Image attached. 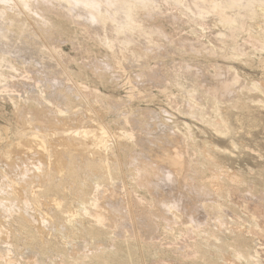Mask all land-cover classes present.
<instances>
[{"label": "bare ground", "instance_id": "bare-ground-1", "mask_svg": "<svg viewBox=\"0 0 264 264\" xmlns=\"http://www.w3.org/2000/svg\"><path fill=\"white\" fill-rule=\"evenodd\" d=\"M162 1V0H161ZM56 3L55 5H59V6H57L59 9H60V6L62 7L61 9H64V12H61V10H59L58 8V11L63 15V13H65V14H67L68 16H62V17H70L71 16V18H74V20L73 21H78L79 22V20L78 19H84V21H88V23H90L91 24V26L93 27V28H95V27H97V25L98 26H100V27H98V29L99 28H103L102 30L104 31V29H107L108 27H107V25H111V27L113 28L112 29V32H115V33H113L114 34V36H113V34L111 35L110 34V36H113V37H117V36H115V35H118V36H120V38L122 37H130L131 35H136L137 34V36H142V34L140 33V32H142L143 33V35L145 36V37H150V38H154V35H153V37H152V34L154 33L155 34V32L157 33L158 31V29H155L154 31L155 32H153V27H154V24L152 25V27L151 26H149V28L151 27L152 29V31L151 32H153V33H150V31H149V28L147 27L148 25L147 24H149L148 23V21H150V19H148V18H151V19H153L151 16H150V13L151 14H154V12L157 10L156 8L159 6V5H162V8H164L165 9V4H167V3H169V4H174V6H177L178 8H180L187 16H189V18L191 17V16H193V19L194 20H199V21H197V22H204L205 23V21H200V19H205V17L207 18V16L208 15H212V14H214V16L216 17V16H218L219 17V19H220V23L223 25V27H225L227 30H228V32L230 33V35H225V34H229V33H225V31H227V30H225V29H223L222 28V31L223 30H225L223 33L224 34H222L221 33V29L219 30L220 31V33L221 34H219V36H220V38L222 39H220V41H219V44L220 45H222L220 42H222L223 43V40L224 39H236L235 37V34L236 33H238V32H241V34L243 33H245V32H243L244 30L246 31V29H248L249 27V21L250 20H252L253 21V19H256V18H260V20H262V18L264 19V0H163V2H161V4H159L158 6H157V2H158V0H0V85H4L3 87H5V86H7L6 84H7V82H8V80L9 79H7L8 78V76L10 77V74H12V71H15V70H17V68H15V67H13L14 65L13 64H17L16 62L17 61H15V60H17V59H15L13 62H12V65H10L11 63L9 62L10 61V59H9V61H8V56H11V55H13V54H18L19 55V58H20V56L23 58V60H29L28 62H30L31 63V61H32V59H30L29 57H30V54H32V55H34L32 52L30 53V51L32 50L31 48H29V45H25L26 43L24 42V40H23V43H25V44H23L22 43V41H21V43H22V46L23 45H25V47L26 48H23L22 47V49H20L19 48V46H21L19 43H17L19 46H17V45H15L16 43H14V47H18L17 49L15 48L14 49V47H12V45H11V41L12 40H10V38H9V35L12 33V31H14V29H18V31H19V29H21V30H23V32H24V29H25V31H26V29H28L29 27H24V29H23V24L20 26H18V23L20 24V22H22V21H19V17L20 16H25L26 15V18H27V20H29L30 22H31V20H32V18L35 16V18H36V15H32V13L34 12H32V13H30L31 12V10L33 9V3H36V4H39L40 5V3H42L43 5H45V7H47L46 5H49V4H53L54 5V3ZM164 2H166L165 4H164ZM164 4V6H163V4ZM42 5V6H43ZM53 5H51V6H53ZM55 5H54V7H55ZM168 5V4H167ZM36 7H39L38 5H35ZM41 6V7H42ZM169 6V5H168ZM170 6H172V7H174L173 5H170ZM36 7H34V8H36ZM172 7H166L167 9H171ZM49 10H50V6L49 7H47ZM46 8V9H47ZM56 8V7H55ZM162 8H160V10L159 11H163L164 12V10L162 9ZM176 8V7H175ZM37 10H38V8H36ZM42 10H43V8H41ZM48 9H47V11H48ZM54 9V8H53ZM167 9H165V11L167 10ZM173 10H175L174 8H172ZM171 9V10H172ZM172 10V11H173ZM44 11V10H43ZM42 11V12H43ZM46 11V10H45ZM44 11V12H45ZM46 11V12H47ZM52 11V10H51ZM177 11H180V10H177ZM182 11H181V13H182ZM42 12H40V13H42ZM45 12V13H46ZM50 12V11H49ZM52 12H55V9H54V11H52ZM51 12V13H52ZM143 13V15L145 14V13H148L149 14V17L148 18H143L144 16L143 15H141L142 16V18L144 19H142L143 20V23L142 24H144L145 22V19L147 20L148 19V21H146V27L148 28V32H146V30H147V28L144 26H142L141 25V23L139 24V21H137V17H138V15L139 14H141V13ZM156 12H158V11H156ZM174 12H176V11H174ZM173 12V13H174ZM48 13V12H47ZM50 13V14H51ZM56 13V12H55ZM55 13H54V15H55ZM159 13H162V12H159ZM169 13H171V12H168V10L165 12V14H168L169 15ZM172 13V14H173ZM178 13V12H177ZM177 13H174L173 15H177ZM180 13V12H179ZM30 14V15H29ZM44 14V13H43ZM40 15L39 16V18L41 19V22L43 21V23L44 22H46V23H50V22H47V18L50 16V14H48L49 16H47V18H46V16H44V15ZM58 14V13H57ZM56 14V15H57ZM60 14V15H61ZM148 14H147V16H148ZM158 14V13H157ZM162 14H164V13H162ZM162 14H160V15H162ZM164 14V15H165ZM183 14V13H182ZM181 14V15H182ZM31 15L33 16V17H31ZM53 15V17H55ZM59 15V14H58ZM59 15V17H61ZM156 15V14H155ZM163 15V16H164ZM167 15V16H168ZM171 15V14H170ZM180 15V14H179ZM179 15H178V17H179ZM180 15V17H182ZM29 17V19H28V17ZM140 16V15H139ZM146 15H145V17H147ZM153 16V15H152ZM157 16V15H156ZM162 16V18H164ZM166 16V15H165ZM166 16V18H168ZM175 16H173L172 18H174ZM169 17H171V16H169ZM183 17H184V15H183ZM182 17V19H185L186 17H184L183 18ZM209 17V16H208ZM30 18H31V20H30ZM50 18H52V16H50ZM57 18H58V16H57ZM57 18H55V19H57ZM65 18H64V20H65ZM77 18V19H76ZM141 18V17H140ZM156 18V19H155ZM154 18V20L156 21L157 20V17H155ZM159 18H161V17H159L158 16V19ZM161 18V19H162ZM166 18H164V19H166ZM188 18V19H189ZM210 18H212L211 16H210ZM58 19H60V18H58ZM69 18H67V20H68ZM76 19V20H75ZM161 19H159V20H161ZM170 19V18H169ZM174 19H176V21H177V18L175 17ZM188 19L186 20V21H188ZM208 19V18H207ZM213 19V18H212ZM215 19V18H214ZM217 19V18H216ZM215 19V20H216ZM21 20H23V19H21ZM33 20H34V18H33ZM36 20H39V19H36ZM36 20H34V21H32V23L34 24L35 23V21ZM52 20V19H51ZM71 20V19H70ZM141 20V21H142ZM158 20V21H159ZM163 20V19H162ZM168 20V19H167ZM185 20L184 21H182V24H183V22H185ZM192 20V19H191ZM211 20V19H210ZM214 20V21H215ZM260 20H259V22H260ZM24 21V20H23ZM29 21H27V22H29ZM69 21V20H68ZM68 21H66V22H68ZM81 21V20H80ZM155 21H153L154 23H155ZM157 21V22H158ZM164 21L165 20H163V23H164ZM169 21H172V20H169ZM168 21V22H169ZM196 21L195 22H193V20H192V22L193 23H196ZM212 21V20H211ZM211 21H210V23H211ZM263 22H264V20H262ZM78 22H76V23H78ZM157 22H156V24H157ZM168 22L166 21V23L168 24ZM172 22H175L174 20L172 21ZM188 22H190V20L188 21ZM187 22V23H188ZM191 22V23H192ZM213 22V21H212ZM256 21H253V23H255ZM31 23V24H32ZM40 23V22H39ZM38 22H37V24L36 25H38L39 24ZM46 23H44V24H46ZM80 24H79V26L80 25H84V23H83V21H82V23L81 22H79ZM88 23H85V25L87 26V24ZM152 23V22H151ZM177 24H178V22H176ZM191 23H189V25H187L186 24V26H189L188 28L190 29V24ZM192 23V24H193ZM200 23V24H201ZM206 23H208V20L206 21ZM215 22H213V24H214ZM30 24V25H31ZM32 24V25H33ZM34 24V25H35ZM42 24V23H41ZM57 24V26L58 25H60V23H59V21L56 23ZM73 25H75L74 23H72ZM89 24V25H90ZM94 24H96L95 25V27L93 26ZM177 24H175V25H177ZM180 24V23H179ZM191 24V25H192ZM209 24V23H208ZM248 24V25H247ZM251 25H252V23H250ZM261 25L263 24V23H260ZM40 25V24H39ZM47 26H48V24H46ZM51 25V24H50ZM49 25V26H50ZM158 25V24H157ZM169 25V27L171 26V24L169 23L168 24ZM172 25H174V24H172ZM181 25V24H180ZM184 25V24H183ZM203 25V24H202ZM205 25V24H204ZM210 25V24H209ZM208 25V26H209ZM215 25V24H214ZM214 25H212L211 24V28H212V26L214 27ZM261 25H258L259 26V30L257 31V32H255V34L257 33V34H259L260 35V26ZM27 26H29V25H27ZM44 26V25H43ZM54 26V25H53ZM57 26H56V28H57ZM72 26V25H71ZM142 26V27H141ZM158 26H160V25H158ZM158 26H157V28H158ZM167 26V25H166ZM165 26V27H166ZM197 26V25H196ZM195 26V27H196ZM201 26V25H200ZM218 26V25H217ZM217 26H216V29H217ZM262 26H264V24L262 25ZM21 27V28H20ZM32 26H30V28H31ZM41 27V26H40ZM51 27V26H50ZM49 27V28H50ZM66 27V26H65ZM75 27V26H74ZM78 27V26H77ZM82 29H83V27L82 26H80ZM105 27H107V28H105ZM177 27V26H176ZM176 27H172V28H176ZM192 28H194V26L192 25L191 26ZM199 27V26H198ZM203 28H205V27H207V25L204 27V26H202ZM30 28L27 30V33H29L30 31ZM32 28H34V27H32ZM42 28H44V27H42ZM54 28V27H53ZM56 28H54V29H56ZM89 28V27H88ZM143 28H146L145 30L143 29ZM197 28V27H196ZM195 28V29H196ZM200 28V27H199ZM203 28H201V29H203ZM210 28V29H211ZM262 28H264V27H262ZM39 31L41 30V29H39V27L37 28ZM46 29V28H45ZM53 29V30H54ZM71 30H72V28H70ZM74 29V28H73ZM77 29V28H76ZM92 29V28H91ZM91 29L89 28V34H91L90 33V31H91ZM98 29L97 30H95V29H93L92 31H94L95 30V32H97L98 31ZM144 31H143V30ZM183 28L181 27V29H177V32H180V30H182ZM188 29V30H189ZM198 29V28H197ZM205 29H207V28H205ZM209 29V28H208ZM215 29V30H216ZM218 29H219V27H218ZM250 29H251V26H250ZM258 29V28H257ZM21 30L19 31V33H21ZM35 32H36V29L34 28L33 29ZM49 30V29H48ZM84 30H85V26H84ZM108 30H111V28L109 29L108 28ZM108 30H106V31H104V32H102L103 34L106 32V34L108 33ZM159 30H161V29H159ZM165 30H166V28H165ZM169 30V29H168ZM191 30V29H190ZM214 30V29H213ZM212 29H211V31H213ZM214 30V31H215ZM38 31V32H39ZM43 31H45V30H43ZM43 31H42V33L41 34H48L49 32L51 33V31L52 30H50L48 33H43ZM86 31H87V28H86ZM85 31V32H86ZM170 31V30H169ZM192 31H193V29L191 30V32H189V35L192 33ZM201 31V30H200ZM205 31V30H204ZM211 31H209V32H211ZM218 31V30H217ZM217 31H215V32H217ZM248 31V30H247ZM250 31V30H249ZM263 32H262V34H263V37H264V30H262ZM22 32V33H23ZM38 32H37V34L36 33H33V36L34 35H36L37 36V41H38V37L40 36L39 34H38ZM46 32H47V30H46ZM54 32V31H53ZM70 32H72V31H70ZM74 32H75V30H74ZM85 32H84V34H85ZM94 32V33H95ZM111 32V33H112ZM161 32V31H160ZM159 32V33H160ZM162 32H163V30H162ZM174 32H176L175 31V29H174ZM182 32V35H184V38L186 37L185 36V34H183V31H181ZM185 32V31H184ZM186 32H187V30H186ZM198 32L199 31H197L196 32V34H198ZM205 32H207V31H205ZM204 32V33H205ZM215 32H213V34L212 35H214L215 34ZM254 32V31H253ZM259 32V33H258ZM31 33V32H30ZM94 33H92V34H94ZM97 33H99L100 34V31L99 32H97ZM140 33V35H138ZM165 33V32H164ZM164 33H162V35H164ZM173 33V32H172ZM194 33H195V31H194ZM202 33H203V30H202ZM212 33V32H211ZM249 32H246V35H249L248 34ZM13 34V33H12ZM54 34V33H53ZM59 34H61V33H59ZM58 34V35H59ZM92 34H91V36L90 35H88L87 37H88V39H89V37H91L92 38ZM99 34H97L96 35V33L94 34L95 36H99V37H102L103 36V34L100 36ZM106 34L104 35V37H105V39H106ZM109 34V33H108ZM107 34V35H108ZM158 34V33H157ZM157 34H155L156 35V37H157ZM176 34V33H175ZM200 34V33H199ZM199 34H198V37L197 36H195L193 33H192V35L193 36H195V37H192V38H196V40L202 35H200L199 36ZM250 34H252V33H250ZM256 34V35H257ZM14 35V34H13ZM12 35V36H13ZM23 35H25V34H23ZM30 35V34H29ZM29 35L27 34V38L29 37ZM32 35V34H31ZM39 35V36H38ZM45 35V36H46ZM52 35V34H51ZM57 35V36H58ZM122 35V36H121ZM166 35H167V33H166ZM169 35V34H168ZM172 35H174V34H172ZM178 34H176V37H178L177 36ZM188 35V36H189ZM236 35H238V34H236ZM11 36V35H10ZM54 36V35H53ZM56 36V37H57ZM175 36V35H174ZM179 36H180V33H179ZM205 36V35H204ZM206 36H207V34H206ZM215 37H216V34L214 35ZM239 36H241V35H239ZM262 36V35H261ZM16 37V36H15ZM35 37V36H34ZM42 37V36H41ZM40 37V38H41ZM48 36H46L45 38L46 39H48L47 38ZM59 38H60V35L58 36ZM96 37V38H97ZM127 37L126 38H123L122 40H120V42H118V44L115 42V41H113V40H105V41H103L108 47H106V48H113L114 47V45L116 44V45H118L117 46V48H119V49H121L120 48V46L121 45H123V46H121L122 47V49L124 48V46H125V48H127L128 46H131L132 44V37H135V36H132V37H130V38H128V39H130V40H127ZM143 37V36H142ZM158 37H159V35H158ZM160 37H163V36H161V34H160ZM159 37V38H160ZM209 37V36H208ZM212 37V36H211ZM242 37H243V35H242ZM251 37V38H250ZM250 37H249V39L252 41V40H254V42H258V41H260L259 42V51H264V38H262V37H260V36H254V38L256 37L257 38V40H256V38L255 39H252V36L250 35ZM17 38V37H16ZM15 38V39H16ZM20 38H21V36H20ZM33 38V37H32ZM36 38V37H35ZM55 38V37H54ZM53 38V40H55L56 41V39H54ZM58 38V39H59ZM67 38V37H66ZM103 38V37H102ZM101 38V39H102ZM119 38V39H120ZM136 39L138 38V37H135ZM164 40H165V35H164ZM169 38H171V37H169ZM168 38V39H169ZM173 38H175V37H173ZM183 38V37H182ZM181 38V39H182ZM241 38V37H240ZM11 39H13V38H11ZM18 40V42H19V37L17 38ZM30 39V38H29ZM34 39V38H33ZM42 39V38H41ZM50 41H52V37H50ZM94 39V38H93ZM100 39V40H101ZM104 39V38H103ZM108 39H109V37H108ZM111 39V38H110ZM118 39V40H119ZM134 39V38H133ZM139 39V38H138ZM138 39H137V41H138ZM141 40H143V39H146L147 40V38H140ZM158 39V38H157ZM167 39V40H168ZM177 38H175V40H176ZM180 39V40H181ZM187 40L189 39L188 37L186 38ZM203 39H204V37H203ZM206 39V38H205ZM207 39H210V38H207ZM216 39V40H215ZM217 39H219L218 37H216V38H214V40L215 41H217ZM227 39H226V41H227ZM243 39V38H242ZM21 40V39H20ZM26 40H28V39H26ZM35 40V39H34ZM49 40V39H48ZM69 40V39H68ZM91 40V39H90ZM95 40V39H94ZM99 40V39H98ZM99 40V41H100ZM117 40V41H118ZM132 40V41H131ZM151 40V39H150ZM154 40V39H153ZM155 40H156V38H155ZM172 40V39H171ZM179 40V38H178V40H177V43L176 44H179L178 46H179V48L181 47V45L182 46H184L185 45V43H184V45L182 44V42ZM193 41H192V43L194 42V41H196V40H194V39H192ZM200 40V39H199ZM201 40H202V38H201ZM214 40L212 41V39H210V41H211V43L212 42H214ZM231 40V41H232ZM238 40V39H237ZM248 40V39H247ZM246 40V41H247ZM256 40V41H255ZM41 41V40H40ZM43 41V40H42ZM60 41H62V40H60ZM60 41H58L59 43H60ZM63 41H64V39H63ZM98 41V42H99ZM129 41H131V43L129 42ZM134 41H136V40H134ZM134 41H133V43H134ZM136 41V42H137ZM152 41V40H151ZM178 41H180L181 42V44L180 43H178ZM189 41H191V39L189 40ZM189 41H187L188 42V44H190L191 45V42H189ZM209 41V40H208ZM209 41V42H210ZM231 41H230V43H231ZM245 41V42H246ZM15 42V41H14ZM27 43H28V41H26ZM32 42V41H31ZM39 42V41H38ZM89 42V41H88ZM93 42V41H92ZM114 42H115V44H114ZM139 42V41H138ZM137 42V43H138ZM140 42H144V40L143 41H140ZM147 42H149L150 43V41H149V39L147 40ZM155 42V41H154ZM156 42H158V41H156ZM159 42H160V40H159ZM165 42H166V40H165ZM170 42H172V41H170ZM170 42H169V44H170ZM202 42V41H201ZM200 42V43H201ZM208 42V43H209ZM218 42V41H217ZM217 42H215V43H217ZM234 42L235 43H238V42H236L235 40H234ZM234 42H232L233 43V45H232V47H231V50H229L230 51V53L231 54H229L230 56H228V58L230 57V58H235V59H239V61H241L240 59L241 58H243V56H246L247 55V53H245V50H240L242 47H241V45H243L242 43H241V45H237V46H239V47H237L236 46V44L234 43ZM242 42V41H241ZM244 42V43H245ZM256 42V43H257ZM12 43H13V41H12ZM43 43H45V42H43ZM48 43H49V41H48ZM48 43H47V40H46V46H41L40 45V47H42V49L43 50H45V51H49V49L47 48L48 46H53V44H55V43H53V42H50L49 43V45H48ZM53 43V44H52ZM72 44H73V42H71ZM76 43V42H75ZM80 43V42H79ZM91 43V42H90ZM101 43V42H100ZM129 43L131 44V45H129ZM147 44L146 45V47L148 46V45H150L151 43H153V42H151L150 44ZM161 43H164L163 41L162 42H160V45H161ZM167 43V42H166ZM166 43L165 44H163V45H165L166 47H168V45H166ZM172 43H174V42H172ZM171 43V44H172ZM224 43H225V40H224ZM248 43H250V42H246V44H248ZM253 43V42H252ZM35 43L33 42V44L32 45H34ZM71 44V45H72ZM81 44V43H80ZM88 44V43H87ZM87 44H85V46L86 47H88L87 46ZM102 44V43H101ZM104 44V45H105ZM119 44H120V46H119ZM138 44H140V43H138ZM138 44H136L137 46H140V45H138ZM144 44H146V43H144ZM156 44V43H155ZM175 44V43H174ZM188 44H187V46H188ZM194 44V43H193ZM195 44H199V41H198V43H196L195 42ZM194 44V45H195ZM218 43H217V46L215 45V47H218V45H219ZM228 44V43H227ZM226 44V45H227ZM8 45H11V46H8ZM48 45V46H47ZM103 45V44H102ZM105 45V46H106ZM116 45H115V47H116ZM128 45V46H127ZM134 45H135V43H134ZM153 45H154V43L152 44V48H153ZM158 44H156V46H157ZM160 45H158V47L160 46ZM162 45V46H163ZM193 45V46H194ZM201 46H202V44H200ZM200 45H198V46H200ZM203 45H207V41H206V43H203ZM211 45H213V43L211 44ZM213 45V46H214ZM229 45H231V44H229ZM252 45H255V44H252ZM35 47L37 46V43H36V45H34ZM51 46V48H53ZM56 46H58V45H56ZM55 45H54V47H56ZM92 45H90V47H91ZM98 46H100V45H98ZM127 46V47H126ZM136 46V47H137ZM172 46H174L173 44H172ZM186 46V45H185ZM186 46V47H187ZM198 46H196L195 45V48L196 47H198ZM201 46L199 47V49L201 48ZM223 46V45H222ZM221 46V47H222ZM244 46V45H243ZM13 48V50H11V49H7V48ZM43 47H45V48H47V49H45V48H43ZM61 47V44H60V46H59V48ZM80 48V46H77V45H75L74 46V49H77V48ZM82 47V46H81ZM96 47V46H95ZM95 47H93V48H95ZM132 47H133V45H132ZM136 47H134V49L136 48ZM150 47H151V45H150ZM150 47H147V48H149V50H150ZM154 47H155V45H154ZM185 47V48H186ZM205 47V46H204ZM207 47H209V46H207ZM211 48H212V46H210ZM228 46H226L224 49H226ZM238 48V50H236L237 48ZM241 47V48H240ZM245 47V49H247L246 48V46H244ZM248 47H249V45H248ZM251 47V46H250ZM57 48V49H56ZM55 49L56 50H58V52H60V50L58 49V47H56ZM116 48V49H117ZM130 47H128V49H129ZM139 48V47H138ZM152 48H151V50H152ZM176 47L174 46V49H175ZM178 48V47H177ZM188 48H193L192 50H194V47H190V46H188ZM256 48V47H255ZM254 48V49H255ZM258 48V47H257ZM42 49H40V51L42 50ZM55 49H54V51H55ZM83 49V48H82ZM84 49H86V48H84ZM109 49V50H110ZM115 49V50H116ZM119 49H118V53H119ZM121 49V50H122ZM156 49H157V47H156ZM162 49H163V51H164V54H165V50L167 49H164L163 47H162ZM171 49V48H170ZM203 49V48H202ZM205 50H206V48H204ZM204 49H203V51H204ZM213 49V48H212ZM212 49H211V51H212ZM215 50L217 49V48H214ZM218 49L219 50H221L219 47H218ZM253 49V51H254V54L253 55H255L256 54V49L254 50ZM9 50H11V51H9ZM30 50V51H29ZM36 50H37V48H36ZM53 50V49H52ZM79 50H81V49H78V51ZM87 50V49H86ZM86 50L85 51H83V50H81L82 52H85L86 54L88 53V51L86 52ZM104 50V49H103ZM114 50V51H115ZM123 50H126V49H123ZM131 50H132V48H131ZM137 50V49H136ZM141 50V48L140 49H138L137 51H139L141 54H139V55H143L142 54V52L144 51V49H143V51L141 52L140 51ZM145 50H147L146 48H145ZM154 50V49H153ZM172 50V49H171ZM182 50H183V47H182ZM189 50V49H188ZM187 50V51H188ZM191 50V52L193 53L194 51H192ZM198 50V49H197ZM201 50V49H200ZM200 50H199V52H197V53H200ZM208 50L210 51V49L208 48ZM223 50V49H222ZM227 51H228V49H226ZM248 50V49H247ZM33 51H35V50H33ZM77 51V50H76ZM105 51V50H104ZM177 51V50H176ZM186 50L184 51L185 53L187 52ZM203 51H201V52H203ZM209 51H206V53L207 52H209ZM218 51V50H217ZM224 51V50H223ZM222 51V52H223ZM227 51L225 52V53H227ZM29 52V53H28ZM62 52V51H61ZM82 52H80L79 51V53H82ZM108 52H110V51H108ZM132 52H133V50H132ZM132 52H129V53H132ZM145 52V51H144ZM143 52V53H144ZM162 51H160V53H161ZM170 52H172V53H170L168 56H169V58H168V56H166L168 53H166L165 54V56H164V59L163 60H165V57L166 58H168V59H171L170 57V55L171 54H173L172 55V58L174 57V56H176V55H174V52H173V50L172 51H170ZM180 52V51H179ZM190 52V51H189ZM196 52V51H195ZM221 52V51H220ZM39 53V51L37 52V54ZM43 53V51L40 53V56L44 59V57L46 56H42L41 54ZM45 53V52H44ZM52 53V52H51ZM55 53H57V51H55ZM54 53V54H55ZM64 53V52H63ZM90 53V52H89ZM111 53V52H110ZM116 53V52H115ZM122 53H124V54H126L127 53V51L126 52H122ZM122 53L120 52V54L122 55ZM128 53V56L130 55ZM134 53H137V52H134ZM134 53H133V55H130V56H132V58H128V56L126 57H124V59L126 58V61H127V63H128V61H129V63H130V61H131V59H134V56L136 55H134ZM148 53V52H147ZM150 53H152L153 54V52L152 51H150ZM158 53V52H157ZM163 53V52H162ZM177 52H175V54H176ZM188 53V52H187ZM205 53V54H206ZM212 53H215V51L214 52H212ZM219 53V52H218ZM224 53V54H225ZM47 54V53H46ZM49 54V53H48ZM54 54H52L55 58H59V56H58V54L56 55V56H58V57H56ZM60 54H62V53H60ZM85 54V55H86ZM123 54V55H124ZM151 54V55H152ZM191 54V53H190ZM195 54V53H194ZM203 54V53H202ZM262 54V53H261ZM264 54V53H263ZM51 54H49L48 56H50ZM52 55H51V57H52ZM63 55H66V53L65 54H63ZM62 55V56H63ZM84 55V56H85ZM90 56H91V54H89ZM88 54H87V56H89ZM94 55V54H93ZM98 55V54H97ZM114 55H117V54H114ZM156 55H163V54H156ZM156 55H155V59H156ZM177 55H179V53L177 54ZM182 55H184V53L182 54ZM182 55H180V56H182ZM189 55V54H188ZM187 55V57H189ZM198 55V54H197ZM207 56L209 55V54H206ZM210 55L211 56H213L212 54H211V52H210ZM219 55V54H218ZM15 56V55H14ZM38 56H39V54H38ZM38 56H36V58L38 57ZM39 56V57H40ZM47 56V57H48ZM104 56H107V54L106 55H104ZM111 56H112V53L110 54V58H111ZM119 56V54L117 55V56H115V58H117ZM129 56V57H130ZM136 56H138V55H136ZM154 56V55H153ZM184 56H186V55H184ZM184 56H182V57H184ZM192 56V55H191ZM190 56V57H191ZM195 56V55H194ZM192 57V58H196V57ZM201 56V55H200ZM199 56V58L201 59L202 57H200ZM211 56H210V59H212L213 61H214V59L216 58V54H214V56H215V58L213 59V58H211ZM222 56H223V53H222ZM221 56V57H222ZM248 56H250V55H247V57ZM262 56V55H261ZM16 57V56H15ZM33 57H35V56H32V58ZM51 57H49V60L46 58V62H48L49 63V61H51L50 60V58ZM61 57V56H60ZM95 57H96V55H95ZM100 57V56H99ZM119 57H121V56H119ZM151 57V56H150ZM162 57V56H161ZM177 57H179V56H177ZM219 57V56H218ZM225 57V56H224ZM224 57H222V59L224 58ZM247 57H245V59L247 60ZM255 57V56H254ZM263 57V56H262ZM35 58V59H36ZM62 58H65V56L64 57H62ZM68 58V57H67ZM87 58H91V57H87ZM86 58V59H87ZM103 58V57H102ZM107 58V57H106ZM109 58V57H108ZM110 58H109V60H110ZM128 58V59H127ZM138 58V60H137V62L139 61V57H137ZM158 58V57H157ZM176 58V57H175ZM197 58H198V56H197ZM209 58V57H208ZM226 58V57H225ZM224 58V59H225ZM229 58V59H230ZM21 59V58H20ZM38 60L40 59V58H37ZM37 59H36V61L34 60V58H33V60H34V62H32V63H35V62H37ZM69 59H71V58H69ZM92 59H94V58H91L90 60H92ZM98 59V58H97ZM104 59V58H103ZM102 59V60H103ZM112 60L114 59V57H112L111 58ZM120 58H118V59H116V60H119ZM123 58L121 57V61L123 62V60H122ZM130 59V60H129ZM145 59V58H144ZM144 59H142V60H144ZM148 59V58H147ZM147 59L145 60V62L147 61ZM152 59V58H151ZM155 59H153L154 60V62H155ZM162 59V58H161ZM161 59H159L158 58V60H160V61H162ZM174 59V58H173ZM172 59V60H173ZM180 59V58H179ZM190 59V58H189ZM188 59V60H189ZM203 60L205 59V58H202ZM206 59H207V57H206ZM217 59V58H216ZM215 59V60H216ZM231 59V60H232ZM254 59V58H253ZM256 59V61H257V58H255ZM260 59H264V58H260ZM13 60V59H12ZM31 60V61H30ZM44 60L42 61L41 59H40V61L43 63L44 62ZM60 60V59H59ZM65 61L67 60V59H64ZM73 61H75L74 59H72ZM95 60V59H94ZM99 60V59H98ZM98 60H96V61H98ZM101 60V59H100ZM107 61H108V59H106ZM119 60V61H120ZM153 60H151L152 62H153ZM182 61H183V58L181 59ZM187 60V58L185 59V61ZM187 60V61H188ZM196 60V59H195ZM220 60V59H219ZM248 60H249V57H248ZM251 60V59H250ZM22 61V60H21ZM68 61V60H67ZM66 61V63H68ZM105 61V60H104ZM104 61H100V62H104ZM106 61V62H107ZM114 62H115V59L113 60ZM112 61V62H113ZM185 61H183V62H185ZM190 61V60H189ZM191 61H193V59L191 60ZM190 61V62H191ZM200 61V60H199ZM228 61V59L226 58V62ZM232 61H234V60H232ZM232 61H231V63H232ZM236 61V60H235ZM238 61V60H237ZM260 61V60H259ZM262 62H263V60H261ZM27 62V64L25 63V66L26 65H28V64H30V63H28ZM46 62H44V63H46ZM52 62V61H51ZM50 62V63H51ZM56 62H57V60H56ZM60 62V61H59ZM70 62V61H69ZM72 62V61H71ZM88 62V61H87ZM111 62V61H110ZM110 62H107V63H110ZM113 62V63H114ZM117 62V61H116ZM131 62H133V61H131ZM134 62H136L135 60H134ZM140 62V61H139ZM138 62V64H140ZM142 63L144 62V61H141ZM147 62H149V60L147 61ZM147 62H146V64H147ZM153 62V63H154ZM166 62V61H165ZM172 62V61H171ZM170 62V63H171ZM183 62H180V64L179 65H181ZM196 62V61H195ZM194 62V63H195ZM203 62V61H202ZM211 62V61H210ZM225 62V61H224ZM223 62V63H224ZM229 62V61H228ZM243 62V61H242ZM244 62H245V60H244ZM252 62V64H253V60L251 61ZM6 63L8 64V66H6ZM19 63H20V61H19ZM22 63V62H21ZM40 63V62H39ZM48 63H46V64H48ZM61 63V62H60ZM65 63V62H64ZM88 63H91V65L92 64H94V63H92L91 61H89ZM106 63V65H107V68H109L110 66H109V64H107ZM120 63V62H119ZM118 63V64H119ZM126 63V62H125ZM124 63V64H125ZM129 63L128 64H125L126 66L127 65H129ZM156 63V62H155ZM193 63V64H194ZM199 63V62H198ZM214 63L216 64V62L214 61ZM240 63V62H239ZM245 63H249V62H245ZM258 63V62H257ZM261 63V62H260ZM5 64V65H4ZM23 64H24V61H23ZM22 64V65H23ZM35 64H37V63H35ZM45 64V65H46ZM51 64H53V62L51 63ZM70 64V63H69ZM71 64H73V62L71 63ZM78 64V63H77ZM100 64L101 63H99V65L98 66H100ZM116 64V63H115ZM131 65H132V67H133V64L132 63H130ZM136 63H134V65H135ZM145 64V66H148V65H146ZM151 64V63H150ZM157 64V63H156ZM155 64V65H156ZM158 64H160V63H158ZM164 64V63H163ZM171 64H174V66H175V64L177 65L178 63L176 62V63H171ZM186 64H188V63H186ZM190 64V63H189ZM196 64V63H195ZM194 64V65H195ZM204 64V63H203ZM210 64H212V63H210ZM210 64H209V66H210ZM233 64V63H232ZM231 64V65H232ZM242 65H243V63H241ZM255 64V63H254ZM42 65V64H41ZM45 65H42L43 67L45 66ZM54 66L55 65H58V63H55V64H53ZM61 66L63 65L62 63L60 64ZM67 65V64H66ZM66 65H64L65 67H66ZM105 64H103V66H104ZM110 65H112V64H110ZM117 65V64H116ZM122 65V63H120V66ZM166 65V64H165ZM184 65V64H183ZM190 65H192V64H190ZM205 65H206V63H205ZM205 65H203V66H205ZM214 65V64H213ZM225 65V64H224ZM227 65H229V64H227ZM246 65V64H245ZM250 65V64H249ZM260 65V64H259ZM19 66V65H18ZM31 66V65H30ZM34 67H38V65H33ZM49 66L50 65H47V66H45V67H47L48 69H49ZM52 66V65H51ZM61 66H59L60 68H61ZM67 66H69V65H67ZM84 66V65H83ZM90 65H88V67H89ZM93 66V65H92ZM97 66V67H98ZM103 66H101L103 69L104 68H106L105 66L103 67ZM109 66V67H108ZM119 66V65H118ZM130 66V65H129ZM128 66V67H129ZM156 66H158V65H156ZM168 66V65H167ZM169 66H171L170 64H169ZM174 66H171L172 67V69H174V68H176V66L174 67ZM186 66V65H185ZM195 66H201L202 67V65H195ZM208 66V65H207ZM206 66V67H207ZM208 66V67H209ZM216 66H217V64H216ZM219 66V65H218ZM248 66V65H247ZM246 66V67H247ZM256 66V65H255ZM255 66H253V67H255ZM261 66V65H260ZM4 67H8L7 69H6V71H4L3 69H4ZM24 67V65L22 66V68ZM29 67V66H28ZM27 67V68H28ZM43 67H42V69H43ZM53 67V66H52ZM56 67V66H55ZM55 67H54V72L53 73H58V71L60 72V68L59 69H55ZM70 67H73V66H70ZM88 67L85 69V70H87L88 69ZM95 67H96V65H95ZM122 68L121 69H124V70H128V68H125L124 66H121ZM136 68H137V64H136V66H135ZM161 67H163V66H161ZM160 66H158L157 67V69L158 68H161ZM174 67V68H173ZM177 67H179L178 69H180L181 67L183 68V66H177ZM189 67L190 66H188V68L187 67H185V68H187V71H188V69H189ZM201 67H199V68H201ZM229 67V66H228ZM239 67V66H238ZM240 67H241V65H240ZM243 68H244V65L242 66ZM245 67V68H246ZM251 67V66H250ZM263 67H264V65H263ZM26 68V67H25ZM46 68V69H47ZM57 68H58V66H57ZM83 68V67H82ZM85 68V67H84ZM93 68V67H92ZM98 68H100V67H98ZM101 68V70L103 71V69ZM112 68V67H111ZM114 68H116L117 69V66L116 67H114ZM119 68V67H118ZM136 68H134V70H136ZM147 68H150V67H147ZM155 68V67H154ZM168 68H170V67H168ZM181 68V69H182ZM185 68H183L184 70H185ZM192 68V67H191ZM196 70H193V68H192V70H193V72L194 71H197V68L196 67H194ZM205 68V67H204ZM220 68V67H219ZM232 68V67H231ZM256 68V67H255ZM41 68H40V70H42ZM63 69H66V68H63ZM89 69H90V67H89ZM88 69V70H89ZM113 69V68H112ZM112 69H109V70H111L112 71ZM133 69V68H132ZM145 69V68H144ZM152 69H153V67H152ZM156 69V68H155ZM157 69L155 70V71H157ZM162 69L163 68H161V75H162ZM211 69H213V67L211 68ZM222 69H225L226 70V68H222ZM234 68H232V71H230V70H228V72L226 71V72H221V74H220V76H221V78L220 77H218L217 76V78H218V80H215L214 82H217V81H219L220 79L222 80L221 81V85H222V87H221V85H220V87L218 88H215V90H212V91H214V93L216 92H222V93H226L227 94V92L230 94V90L233 88V87H237L238 85H236L237 83H238V81L240 80L239 79V72L238 73H236L235 71L236 70H233ZM258 69V68H257ZM261 69V68H260ZM10 71V73H8L7 71ZM21 71L20 72H22L23 70L22 69H20ZM31 69H28V71H30ZM32 70H33V67H32ZM31 70V71H32ZM37 70H38V74H40L41 72H43V70L40 72V70H39V67H38V69L36 68V70H35V74L37 73ZM50 71L52 70V68L51 69H49ZM52 70V71H53ZM55 70H56V72H55ZM75 70V69H74ZM82 69H80V71H81ZM106 69H104V71H105ZM114 70V69H113ZM147 70V69H146ZM146 70H145V72H146ZM149 70V69H148ZM158 70H160V69H158ZM171 70V69H170ZM170 70L168 69H166L165 70V67H164V70H163V73L165 74H167V72H170ZM177 70V68L176 69H174L173 70V72L174 71H176ZM183 70V72H187L186 70L184 71ZM191 69H189V71L188 72H191L190 71ZM201 70V69H200ZM199 69H198V71L199 72H202V71H200ZM202 70H203V68H202ZM210 70V67L208 68V71ZM215 70H221V68L220 69H217V68H215L214 67V69H213V72L215 71ZM246 70V69H245ZM250 70H252L251 68H250ZM263 70V69H262ZM18 71V70H17ZM17 71H16V73H17ZM26 71V70H25ZM34 71V70H33ZM47 71V70H46ZM49 71V72H50ZM62 71V70H61ZM65 71V70H64ZM64 71H62V72H64ZM69 71V70H68ZM67 71V72H68ZM100 71V70H99ZM103 71V72H104ZM123 71V70H122ZM142 71V70H141ZM150 71V70H149ZM149 71H147V72H149ZM164 71H166V72H164ZM178 71V70H177ZM180 71H182V70H180ZM196 72L197 73V75L196 76H198L199 75V72ZM206 71V70H205ZM218 71H216V72H214L215 74L214 75H217L218 74ZM62 72H60L61 73V75H66V74H62ZM73 72H75V71H73ZM81 72H84V71H81ZM81 72H79V73H81ZM90 72H92L91 70H90ZM95 72H97V71H95ZM94 71H93V75H95L94 73H95ZM109 71L107 70V73H108ZM127 72H130V71H127ZM152 72H154V71H152L151 70V72L150 73H152ZM183 72H177L179 75H184L183 74ZM241 72V71H240ZM263 72V71H262ZM15 73V72H14ZM13 73V74H14ZM24 73V72H23ZM27 73V72H26ZM25 73V74H26ZM33 73V72H32ZM43 73H45V72H43ZM78 73V74H79ZM84 73H86V72H84ZM89 73V72H88ZM99 73V72H98ZM113 73H114V71H113ZM115 73H116V71H115ZM114 73V75H117V74H115ZM143 73V72H142ZM141 73V74H142ZM175 73V72H174ZM177 73H175V75L177 74ZM195 73V72H194ZM195 73V74H196ZM202 73H204V71L202 72ZM206 73H208V72H206ZM217 73V74H216ZM223 73V74H222ZM9 74V75H8ZM12 74V75H13ZM19 74V73H18ZM28 74V73H27ZM38 74H37V76H38ZM46 74V73H45ZM49 74V73H48ZM68 74V73H67ZM92 74V73H91ZM106 73L104 72V75H105ZM110 74H111V72H110ZM120 74V73H119ZM125 74H126V72H125ZM124 74V75H125ZM134 74H135V72H134ZM153 74H155L156 75V73L154 72ZM158 75L157 76H161V75H159L160 73L158 72L157 73ZM163 74V75H164ZM172 74V73H171ZM190 74V73H189ZM188 73H187V75H185V81H186V79L188 78L187 76L189 75ZM209 74H210V72H209ZM247 74V73H246ZM16 75V74H15ZM14 75V76H15ZM19 75H22V73L21 74H19ZM29 75V74H28ZM28 75H26L27 77H28ZM30 75H31V73H30ZM34 75V74H33ZM41 75V74H40ZM43 75V74H42ZM47 75V74H46ZM51 75H53V74H51ZM51 75H49V76H51ZM57 75V74H56ZM73 75H75V74H73ZM86 75H87V73H86ZM85 75V77L87 78V76ZM98 75V74H97ZM114 75H110V78H112V77H114ZM127 75H129V73L127 74ZM137 75V74H136ZM145 75V74H144ZM150 75H152V74H149V73H147V77L150 79L151 77H149ZM154 75V76H155ZM167 75H169V76H171L170 75V73H168ZM166 75V76H167ZM193 75V74H192ZM191 74H190V76H192ZM200 75H202V74H200ZM199 75V76H200ZM214 75H213V78H215L214 77ZM242 75H243V73H242ZM18 76V75H17ZM15 77V79H17L18 77ZM48 75H47V77H49ZM58 76V75H57ZM56 76V77H57ZM67 76V75H66ZM96 76V75H95ZM101 76V75H100ZM106 76H107V74H106ZM132 77H133V75H131ZM138 76V75H137ZM143 76V75H142ZM142 76H139V77H142ZM165 76V75H164ZM163 76V77H164ZM173 76V75H172ZM177 76V75H176ZM194 76V75H193ZM202 76H204V75H202ZM207 76H210V75H207ZM212 76V75H211ZM211 76H210V78H211ZM27 77H25L26 79H27ZM35 77V75L34 76H32V78H34ZM44 77V76H43ZM46 77V78H47ZM55 79H56V77H55V75L53 76ZM52 77V79H54ZM63 77V76H62ZM69 77L70 78H68V76H67V78L68 79H73V76H70L69 75ZM75 77H79L78 75L77 76H75ZM74 77V78H75ZM83 77V76H82ZM91 77V76H90ZM90 77H88L89 79H90ZM125 77V76H124ZM132 77H130V78H132ZM134 77H135V75H134ZM133 77V78H134ZM144 77V78H143ZM142 78H143V83H144V79L146 78L147 79V77H145V76H143ZM162 77V76H161ZM179 78H180V76H178ZM183 77V76H182ZM187 77V78H186ZM243 77H244V75H243ZM243 77H241V78H243ZM247 77H249L248 75H247ZM12 78H14V77H12ZM22 77H20V79H21ZM23 78H24V76H23ZM39 78H40V76H39ZM45 78V77H44ZM49 78H51V77H49ZM58 79L59 78H61L60 77V75H59V77H57ZM91 78H93V77H91ZM98 78V77H97ZM99 78H101V79H103V76H101V77H99ZM99 78L98 79H96V80H98L99 82H100V80H99ZM105 78V77H104ZM117 78V77H116ZM129 78V77H128ZM128 78L126 79V80H128ZM136 78V77H135ZM134 78V79H135ZM155 78H156V76H155ZM165 78V77H164ZM170 78L171 77H167V79H169L170 80ZM190 78V77H189ZM193 78V77H192ZM191 78V79H192ZM198 78V77H197ZM196 78V79H197ZM202 79H203V77H201ZM204 78H205V76H204ZM210 78H209V80L208 81H210ZM220 78V79H219ZM19 79V78H18ZM17 79V80H18ZM19 79V82H21V80L23 81L24 79H21L20 80ZM25 79V80H26ZM41 79H42V77H41ZM67 79V80H68ZM78 79V78H77ZM82 79V78H81ZM83 79H84V77H83ZM93 79H95V78H93ZM109 79V78H108ZM118 79V78H117ZM139 78L137 77V79L136 80H138ZM152 79H154V77H152ZM157 79V78H156ZM155 79V83L156 84H158L159 82H164V80L162 81V79L163 78H160V79H158V80H161V81H157ZM166 79V80H167ZM175 79V81H176V78H174ZM181 79V78H180ZM194 79V81H195V78H193ZM200 78H198V80H199ZM244 79V78H243ZM243 79H241V80H243ZM250 79V78H249ZM11 80H14V79H10V82L12 83L13 81H11ZM30 80V79H29ZM35 80H36V78H35ZM40 80V79H39ZM42 80H44V79H42ZM41 80V81H42ZM45 80H48V81H52L51 79L49 80V79H45ZM64 80H66V77L64 78ZM64 80H62V78L59 80V82L61 81H64ZM66 80V81H67ZM70 80H68V82H64V84H66V83H69L68 84V86H70L71 87V85L73 86V84H71V83H73L72 81H71V83H70ZM116 80V79H115ZM115 80H113V84H114V81ZM121 80V79H120ZM140 80H141V78H140ZM172 80V79H171ZM183 80V79H182ZM187 80H189V79H187ZM245 80V79H244ZM250 80H252V79H250ZM250 80H249V82H247V84L248 83H250ZM262 80V79H261ZM264 80V79H263ZM14 81H16V80H14ZM48 81L46 82V83H48ZM57 81V80H56ZM55 81V83H57ZM94 80H92V82H93ZM148 81V80H147ZM147 81H145V83L147 82ZM151 80H149V82H150ZM191 81V80H190ZM193 81V80H192ZM247 81H248V79H247ZM254 81V80H253ZM39 82V81H38ZM45 82H43V83H45ZM52 82H54V81H52ZM83 82V81H82ZM86 82V81H85ZM94 82H96V81H94ZM101 82H102V80H101ZM106 82V81H105ZM111 82V81H110ZM115 82H117V81H115ZM133 82H136L135 80H133L132 81V83ZM154 83V80H152L151 81V83ZM178 83L180 82V81H177ZM184 82V81H183ZM187 83L189 82V81H186ZM186 82H184L185 84H186ZM196 82V85L197 84H199L200 83V81H199V83H197L198 81H195ZM211 82V81H210ZM242 82V81H241ZM255 82V81H254ZM254 82H253V85H252V87L251 88H249V90H252V92H253V90L255 91V92H257V90L259 91L258 93H261L262 95H264V89L262 90L261 88H264V86L263 87H260V86H262V85H259V84H261L262 83V81L259 83L258 82V84H254ZM22 83V82H21ZM30 83H31V81H30ZM34 83V81H32V84L31 85H34L33 84ZM89 83H90V81H89ZM109 83V82H108ZM118 83H119V79H118ZM122 83V82H121ZM128 83L129 84H132L131 83V79H130V82H129V80H128ZM143 83H141V85H144ZM168 83H171V82H168ZM177 83V84H178ZM193 83V85H195L194 84V82H192ZM192 83H191V85H189V86H191L190 87V91H191V89L192 90H194L195 88H194V86H193V88H192ZM209 83V82H208ZM243 84L244 83H246L245 81H243L242 82ZM263 83H264V81H263ZM15 84H19V83H17V82H15L14 83V85ZM25 84H27L28 85V81H27V83H25ZM37 84H39V85H36V86H34V87H36L37 88V86H40V83H37ZM42 84V83H41ZM49 84V83H48ZM64 84H62V85H64ZM81 84V83H80ZM85 84V83H84ZM94 84V83H93ZM93 84H91V85H93ZM101 84H103V83H101ZM110 84V83H109ZM123 84H126L125 82L123 83ZM139 84V83H138ZM150 84V83H149ZM160 85H159V87L161 86V85H163L162 83H159ZM176 84V83H175ZM181 84V83H180ZM189 84H190V82H189ZM205 84V83H204ZM203 83L201 84V85H198V86H204V87H201V89L203 88H205V86L206 85H204ZM217 85H218V83H216ZM240 84V83H239ZM10 85H12V84H9V87H6V88H9L7 91H9L10 90V88L11 89H13V88H15L16 89V91L15 92H17V88H19L18 87V85H16L17 87H13V86H11L10 87ZM50 85H51V82H50ZM47 85V86H49L50 88H53L52 86L53 85ZM60 85V83L58 84V86ZM62 85H60V87L62 88ZM76 85V84H75ZM79 84H77V86H78ZM90 85V86H91ZM106 85H107V83H106ZM111 85V84H110ZM128 85V84H127ZM137 85V84H136ZM135 85V86H136ZM146 86H147V84H145ZM152 84H150V86H151ZM154 85V84H153ZM164 85H169V84H164ZM195 85V86H196ZM245 85V84H244ZM259 85V86H258ZM19 86H20V84H19ZM25 86V85H24ZM24 86H22V89H23V87ZM30 86V85H29ZM47 86L45 85V87L47 88ZM77 86L75 87L74 86V88L77 90ZM80 86V85H79ZM89 86V85H88ZM102 86V85H101ZM116 86H118V85H116ZM123 86V85H122ZM125 86V85H124ZM123 86V87H124ZM129 86V85H128ZM138 86V85H137ZM157 86V85H156ZM156 86L154 85L153 87L154 88H156ZM171 86H173L172 84H171ZM181 85H179L178 84V86L176 85V87L180 90V88L182 87H180ZM198 86L196 87V89H198ZM214 86H215V84H214ZM240 86H241V84H240ZM240 86H239V88H240ZM243 86V85H242ZM2 87V86H1ZM0 87V88H1ZM2 87V88H3ZM13 87V88H12ZM34 87H30V90H31V92L33 93V91H32V89L34 88ZM42 87L43 88H41V90H43L44 89V85H42ZM55 87V86H54ZM57 88L56 87V89L58 90H60L61 88ZM64 87H65V85H64ZM69 87V88H70ZM80 87H82V86H80ZM80 87H78L79 89H80ZM133 87H134V85H133ZM143 87V86H142ZM158 87V86H157ZM167 87L168 86H166V88H165V86H164V88H163V86H162V91L164 92V89L166 90L167 89ZM208 87V86H207ZM206 87V88H207ZM210 87H212V85L210 86ZM216 87V86H215ZM25 88L27 89V86H25ZM29 88V87H28ZM66 88V87H65ZM73 88V89H74ZM82 88H84V90H85V87L83 86ZM87 88V87H86ZM91 88V87H90ZM103 88V87H102ZM105 88H106V86H105ZM108 88V87H107ZM119 88V87H118ZM138 88V87H137ZM136 88V89H137ZM144 88V87H143ZM142 88V89H143ZM152 88V87H151ZM183 88V87H182ZM181 88V89H182ZM186 88H188V86L186 87ZM205 88V89H206ZM243 88H245V89H247V86H243ZM253 88V89H252ZM4 89V88H3ZM26 89H25V91H26ZM48 89V88H47ZM64 89V88H63ZM75 89H74V92L73 93H78L79 91H76L75 92ZM89 89V88H88ZM94 89H96V88H94ZM111 88H109V90H110ZM135 89V90H136ZM146 89V88H145ZM175 89V88H174ZM189 89V88H188ZM195 89V91H197ZM200 89V90H201ZM208 89V88H207ZM211 89V88H210ZM234 89V88H233ZM232 89V90H233ZM1 90V89H0ZM5 89L3 90V92L4 91H6ZM14 90V89H13ZM12 90V91H13ZM21 90V89H20ZM19 90V91H20ZM34 90V92H35V89H33ZM37 90V89H36ZM49 90V89H48ZM68 90V89H67ZM67 90H66V92H65V94L64 95H66L67 94ZM83 89H82V91H83V93H86L85 91H84ZM98 90V89H97ZM108 90V89H107ZM112 90V89H111ZM139 90H141V89H139ZM144 90V89H143ZM152 90V89H151ZM157 90H159L160 91V88L158 89L157 88ZM168 90H171V87H170V89L168 88L167 89V91ZM177 90V89H176ZM183 90H184V88H183ZM183 90H181V92L180 93H182V91ZM199 90V91H200ZM221 90V91H220ZM232 90H231V92H232ZM240 90H242V88L240 89ZM239 90V91H240ZM11 91V93H13ZM24 91V90H23ZM22 91V92H23ZM24 91V92H25ZM39 91V90H38ZM43 91H47V90H43ZM54 91V90H53ZM63 90L61 89L60 90V93L62 92ZM65 91V90H64ZM81 91V90H80ZM94 93H95V91L94 90H92ZM138 91V90H137ZM147 91H150L149 90V88L147 89ZM175 91V90H174ZM186 91V90H185ZM194 91V92H195ZM205 91H207V90H204V94H201L202 96L203 95H206L205 94ZM208 91H210V90H208ZM207 91V92H208ZM212 91L210 92V94H208V96H213V94H212ZM234 91V90H233ZM236 91V90H235ZM234 91V92H235ZM238 90H237V92H239ZM2 92V91H1ZM10 92V91H9ZM8 92V93H9ZM21 92V91H20ZM27 92V91H26ZM57 95H58V93L56 92V91H54ZM54 92H49V94L50 93H52V94H55ZM70 93H71V91H69ZM88 92H89V90H88ZM91 92V91H90ZM97 92V91H96ZM127 92V91H126ZM130 92V91H129ZM133 92V91H132ZM166 92V91H165ZM164 92V96L163 97H165V94L167 95V93H165ZM171 92V91H170ZM170 92H168L169 94H170ZM179 92V91H178ZM184 92V91H183ZM193 92V93H194ZM237 92L236 93H234V95L235 94H237ZM242 92V91H241ZM241 92H239V93H241ZM252 92H248L247 93V95L249 94V93H252ZM8 93H4L5 95H7ZM18 93V92H17ZM40 93V92H39ZM92 93V92H91ZM91 93H89V94H91ZM93 93V94H94ZM134 93V92H133ZM138 93H139V91H138ZM148 93V92H147ZM147 93H146V95H147ZM150 94H151V92H149ZM158 93H160V92H158ZM157 93V94H158ZM193 93H191L190 94V92H189V95H191V96H193ZM215 93V94H216ZM221 93V94H222ZM4 94H1L0 96H2V95H4ZM16 94V93H15ZM19 94V93H18ZM21 94H23V93H21ZM17 95L18 97H22V95ZM31 93L29 92V94H28V92H27V95L28 96H26V97H29V95H30ZM35 94V93H34ZM40 94H42V93H40ZM52 94L51 95H49L48 96V94H47V92H46V95H45V97H44V93L42 94V97H41V95L39 96V97H41L43 100V105H44V103L45 104H47L48 106H50V108L52 107L53 108V110H55L56 112V114L55 115H53V116H55L54 117V119H61V118H64V119H62V120H59L58 121V123L57 124H60L59 126H60V128H58V126H57V124H56V126H55V123H54V121L53 120H48L49 118L47 117V116H45V115H47V114H49V113H43V112H41L40 111V103H38L37 101H36V103H38V106L39 107H37V104L33 101V100H26L27 102L25 103V104H27V105H24V107H22V108H19V106H17L16 105V101H17V99H15V101L12 99V101L11 102H13V103H9L10 105H11V107L13 106L16 110H17V112H16V114H15V116H14V120H15V122H17L18 124H20V125H22L21 127V129L19 130H17L16 131V136H15V139L16 140H10V137H8V129L7 128H1L0 127V264H44V261L43 260H47L48 261V263H50V262H53V261H50L49 262V259H47L46 257H47V255H49V253H50V255L52 254V253H54L55 254V256H56V254H58V257H61V258H59V261H60V259H62L61 261H63V262H58V263H60V264H66V261L65 260H70V259H68L69 258V256H70V254L69 253H73V252H75V253H73V254H75V256L74 257H72V260L75 262H77L78 264H112V263H114V264H129V263H131V262H133L135 259H136V256H137V252H139L140 251V247H139V245L140 244H138V245H136L135 243H136V238L134 239L135 240V245L136 246H134V245H131L130 244V242H129V240L128 241H126L127 243L129 242V244L128 245H126L125 243L123 244V242L130 236L131 237V235H132V233H130L129 234V236L128 237H126V239L125 238H123V239H125V240H123L121 237V239L123 240V242H120V241H122V240H120L119 241V243L117 242V246H114L113 248H114V251H112L113 249L111 248L114 244H111L110 246H109V248H111L110 250H109V248H107L105 245H104V243H103V245H104V247L103 248H101V250L99 251V250H97V251H99V252H97L96 253V251L94 252V250H93V252H91V254H89V252H90V250L92 249V247H88V245H86L87 243H90V244H92V243H94L93 245L94 246H96V244H97V246L99 245L100 247H101V244H99L101 241H100V238L103 236V233L104 232H107L108 230L110 231V229L109 228H113V227H109L110 226V224L108 225L107 223H109V222H107L108 221V219L110 220V218H108L107 216H108V214H107V212H108V210H114V212H112L111 211V213H109V215H111L112 214V216H113V213H115V211H116V213H118L119 212V216L120 215H122V217H124L123 218V220L124 219H126V217H127V214L129 213V208H127L126 210H124L123 212L124 213H126V211H128V213L126 214V217L125 216H123V214H121V210H123L121 207H122V204H123V200H125L126 199V197H125V199H121L120 197V199L122 200L121 202H119V200L117 201V202H119V203H121V204H119V203H117L116 201V204H119V205H121V207H119L118 205H116L115 203H109V200H110V198H109V200H108V202L106 201V203H108L109 204V208L110 209H108V207H106L107 205H105V204H101L102 202H104L106 199V197H109V196H106L105 197V192L106 191H100L101 193H103L104 194V197L105 198H103V194H101V196L100 197H102L104 200L102 201V202H100L99 201V197H97V198H93V199H91V197L89 196V195H91V193L89 192V190L90 189H92V190H95L94 188H91L92 186H96L97 185V187H96V189H101V187H99L101 184H103V182H104V184L105 183H108V182H112L111 180H113L114 181V178L116 179H118L119 180V178H121L122 177V168H121V165H115V167L113 168L112 167V163H111V161H110V165L111 166H109V164H108V161H107V157H104V160L103 159H101L100 158V160H97L96 159V161H95V159H94V161H92L93 160V158L95 157V156H93V158H92V155H98V156H100V157H103L105 154L107 155V154H109V152L113 155L112 157V159H113V161H115L114 160V158L116 157V161L119 159V157L117 158V155H125V154H122V151L124 152V153H126L125 151H126V149H123V150H121V149H118L119 150V152H117L116 153V156L114 157V154H113V151L111 150V148L113 149V147H111L110 148V142L111 141H113V142H111V144L112 145H115V142H114V140H116V138H124L125 139V137H128V136H130V134H131V132H130V134H128L127 132H124V131H122V133H121V137L119 136H116V134H114V133H112L111 132V130L109 129V126H105L104 125V123L103 124H101V120H102V118H101V122L99 121V117L98 118H96L95 117V119H98V120H96L98 123H95L94 121H95V119L93 120L91 117H93V114H92V116L91 115H89V113L91 112V110H92V108L91 107H88L87 105L90 103H88L86 106L88 107V108H91V110H90V112L89 111H87V112H84V114H81L80 112H79V114H81V116L83 117H81V116H78V115H76L77 113L76 112H78L79 110H81V109H83V107L85 108V105H79V106H81L82 108H78L79 110H77V111H75V112H73V110L76 108L75 106H73L75 103L72 101V100H74V99H70V98H68L67 99V101H66V103L64 102V100H66V99H62V106H63V104L65 103V105L63 106L64 107V110H63V107L61 106V108H59L60 106V104L58 105L57 103L55 104V102L53 101L54 99H57L56 101H58V99H60L61 97L60 96H56V95H53V96H56V98H52L51 100H50V96H52ZM78 94H80V92L78 93ZM82 94V93H81ZM97 94H98V92H97ZM97 94H95L96 96H98ZM100 94V93H99ZM112 94V93H111ZM132 94V93H131ZM142 94V93H141ZM153 94V93H152ZM184 94V93H183ZM186 94H188V92H186ZM196 94V93H195ZM194 94V95H195ZM214 94V95H215ZM226 94L224 95V94H222V98H224V96H226ZM242 94H243V92H242ZM253 94V93H252ZM260 94V95H261ZM11 95V94H10ZM9 94H8V97L10 96ZM23 95H26V94H23ZM33 95V94H32ZM32 95H30V96H32ZM71 95H72V93H71ZM84 95V94H83ZM86 95V94H85ZM105 95V94H104ZM134 95V94H133ZM139 95V94H138ZM145 94H143V96H144ZM176 95V94H175ZM174 95V96H175ZM188 95V96H189ZM196 95H198V93L196 94ZM201 95H199L200 97H201ZM220 94H217L216 95V97L214 98V101H213V99H212V97H210V99L214 102V103H216V100L219 98L218 96H219ZM231 95V97H232V93L230 94ZM230 95H228V97L230 96ZM241 95V94H240ZM35 96H37V94L35 95ZM35 96H34V98H35ZM69 96V95H68ZM73 96H74V94H73ZM88 96V95H87ZM90 96V95H89ZM88 96V97H89ZM92 96H94V95H92ZM106 96V95H105ZM134 96H136V95H134ZM142 96V95H141ZM143 96H142V98H143ZM152 95H149V99H151L152 97H151ZM169 96V95H168ZM168 96H167V98H168ZM170 96H171V98H176L177 96H175V97H173L171 94H170ZM178 96H180V95H178ZM187 96V97H188ZM199 96L197 97V96H193V97H195V98H199ZM208 96H207V98H208ZM241 96H243V95H241ZM16 97V96H15ZM25 97V96H24ZM24 97H22L23 99H24ZM58 97H60V98H58ZM76 97V96H75ZM80 97H82V95L80 96ZM88 97H82V98H86L85 100L86 101H88L87 99H88ZM100 97V96H99ZM107 97V96H106ZM105 97V98H106ZM108 97H110V95L108 96ZM112 97V96H111ZM115 97V96H114ZM113 97V98H114ZM128 98H130V96H127ZM147 97V96H146ZM145 96H144V98H146ZM218 97V98H217ZM227 97V96H226ZM230 97V98H231ZM235 97V96H234ZM246 97V96H245ZM252 97V96H251ZM263 97V96H262ZM1 98V97H0ZM7 98V97H6ZM6 98H3V99H6ZM41 98H39V99H41ZM77 98V97H76ZM81 98V99H82ZM90 98H92L91 96H90ZM89 98V99H90ZM116 98V97H115ZM127 98V99H128ZM136 98V97H135ZM166 98V97H165ZM164 98V99H165ZM170 98V97H169ZM169 98H168V100H165L166 102H168L169 101ZM181 98V97H180ZM184 98V97H183ZM189 98V97H188ZM203 98V97H202ZM233 98V97H232ZM231 98V99H232ZM238 98H239V96H238ZM255 98V97H254ZM27 99V98H26ZM29 99V98H28ZM37 99H38V97H37ZM78 99H80V98H78ZM95 100H93V101H97L96 103L95 102H93V103H95V106L94 107H96V105H99L98 104V102L101 100V98H100V100H97L96 98H94ZM108 100H109V98H107ZM106 99V100H107ZM119 99V101H113V102H120V98H118ZM122 99V98H121ZM137 99H139V96H138V98ZM136 99V101L137 102H139L138 100ZM147 99H148V97H147ZM154 98H152L151 100H153ZM157 99V98H156ZM182 99V98H181ZM206 99V98H205ZM209 99V98H208ZM216 99V100H215ZM225 99V98H224ZM229 98H226L225 100H228ZM235 99L238 101V99L237 98H234L233 100L235 101ZM239 99H241V98H239ZM256 99H257V97H256ZM2 100V99H1ZM7 100H9L8 98H7ZM11 100V99H10ZM61 100V99H60ZM59 100V101H60ZM77 100V99H76ZM91 100V99H90ZM89 100V101H90ZM103 100V99H102ZM112 98L110 99V103H109V105L112 103ZM133 101H134V99H132ZM140 100V99H139ZM155 100V99H154ZM172 100V99H171ZM175 100V99H174ZM173 100V101H174ZM183 100V99H182ZM182 100H180L181 101V103H182ZM185 100V99H184ZM189 101L187 102V103H189V104H191V106L193 107V108H197V109H200V110H198L197 112H201V111H203L202 109L204 108H202L201 109V107L203 106V104H202V106H200V105H197V103L196 102H198L197 101V99H193V100H190V99H188ZM196 100V101H195ZM211 100H210V102H211ZM219 100L221 101V98H219ZM232 100V101H233ZM245 100V99H244ZM243 100V101H244ZM252 100V99H251ZM21 100H19L18 99V102H20ZM23 101V100H22ZM21 101V102H22ZM53 101V102H52ZM58 101V103H60ZM122 101V100H121ZM124 101V100H123ZM126 101V100H125ZM129 101H131V99H129ZM132 101V103H134ZM135 101V102H136ZM142 100H140V102H141ZM147 101V100H146ZM150 101V100H149ZM177 101V100H176ZM201 101V100H200ZM200 101H199V103H200ZM203 101H205V100H203ZM207 101V100H206ZM229 102H230V99L228 100ZM242 101V106L241 105H239V102H238V106H241V107H243V104H244V102ZM259 101H261V100H259ZM6 102V101H5ZM4 102V103H5ZM9 102V101H8ZM7 102V103H8ZM25 102V100L23 101V103ZM40 102H41V100H40ZM64 102V103H63ZM77 102V101H76ZM102 102V101H101ZM104 102V101H103ZM143 102H145V101H143ZM175 102V101H174ZM173 102V103H174ZM202 102V101H201ZM219 102V101H218ZM222 102H224L223 101V99H222ZM222 102H220V103H222ZM248 103H249V101H247ZM253 102H254V100H253ZM84 103V102H83ZM87 102H85V104H86ZM91 103H92V101H91ZM90 103V104H91ZM105 103H106V101H105ZM116 103H115V105H116ZM117 103V104H118ZM124 103V102H123ZM122 103V104H123ZM171 103V102H170ZM169 102H168V104H166V105H169L170 104ZM180 103V104H181ZM186 102L184 103V105L186 104V106H185V108L187 107V105H189V104H187ZM203 103V102H202ZM205 103V102H204ZM208 102H206L205 104L208 106V104H207ZM226 103V101L224 102V104ZM234 103V102H233ZM232 102L231 103H229V104H233ZM236 103V102H235ZM257 103V105H259L258 104V102H255V103H251V104H256ZM264 103V102H263ZM263 103H261V104H263ZM14 104V105H13ZM103 104V103H102ZM102 104L100 105V106H102ZM120 104H121V102H120ZM119 104V105H120ZM121 104V105H122ZM129 104V103H128ZM176 104H177V102H176ZM175 104V107L178 105H176ZM179 104V105H180ZM212 104V103H211ZM210 104V105H211ZM223 104V103H222ZM228 104V105H229ZM246 104V103H245ZM250 104V105H251ZM19 105V104H18ZM93 105V104H92ZM113 106H114V104H112ZM120 105V106H121ZM126 105V104H125ZM172 105V106H171ZM173 105L174 104H170L169 106L170 107H173ZM178 105V106H179ZM205 105V106H206ZM208 106V107H211L210 109H214V111L216 110L217 111V113L219 112L218 110H217V106L215 107H212L213 105H211V106ZM215 105V104H214ZM220 105V104H219ZM218 105V106H219ZM229 106L230 107V109L229 110H227V108L226 107H228V106H224V105H222V107L224 106L225 108H226V110L227 111H230L232 108V106H233V108L235 107V106H237V103L235 104V105H232V106ZM4 106V105H3ZM7 106V105H6ZM6 106L5 107H2V108H6ZM41 106H42V104H41ZM99 106V107H100ZM113 106H111V107H113ZM120 106H118V107H120ZM136 106V105H135ZM206 106V108H208ZM237 106V107H238ZM245 106V105H244ZM246 108L245 109H247L248 108V105L246 104ZM44 107L46 108V106L44 105ZM75 107V108H74ZM78 107V106H77ZM87 107H86V109L85 110H87ZM103 107V106H102ZM110 107V106H109ZM117 107V105L115 106V108ZM117 107V108H118ZM127 107H128V105H127ZM132 108H133V106H131ZM131 107H128V109L129 108H131ZM170 107H167V108H170ZM174 107V108H175ZM181 107H182V105H181ZM180 107V110L182 109ZM189 107H190V105H189ZM241 107H240V109H241ZM10 108V107H9ZM14 108H13V111H14ZM43 108V107H42ZM44 108V109H45ZM66 108V109H65ZM104 108V107H103ZM103 108H102V110H103ZM107 108H108V105H107ZM114 108V107H113ZM113 108L111 109L112 111H113ZM114 109V111L112 112V113H114L115 112V110H117V112H118V109ZM139 108V107H138ZM166 108V109H167ZM177 108V107H176ZM175 108V109H176ZM219 108H221L220 106H219ZM218 108V109H219ZM43 109V110H44ZM47 109L48 110H46V111H50L49 110V107H47ZM99 110H100V108H98ZM98 109H97V111H98ZM110 109V108H109ZM121 109V108H120ZM119 109V110H120ZM161 109V108H160ZM173 109V108H172ZM171 109V110H172ZM183 109H184V107H183ZM190 109V108H189ZM188 109V110H189ZM209 109V111H211L210 112V114L209 115H211L212 114V110H210ZM244 109V110H245ZM10 110V109H9ZM8 110V111H9ZM42 110V111H43ZM76 110V109H75ZM111 110H108V111H110V113H111ZM123 110V109H122ZM127 110V109H126ZM125 110V111H126ZM138 110H140V109H138ZM137 110V111H138ZM145 110V109H144ZM146 110H151V109H146ZM168 110V109H167ZM174 110V109H173ZM187 110V109H186ZM187 110V111H188ZM222 110H224V109H222ZM233 110V109H232ZM238 110V109H237ZM242 110V109H241ZM243 110V111H244ZM248 110H251V108H248ZM247 110V111H248ZM264 110V109H263ZM4 111H5V109H4ZM3 111V112H4ZM52 111V110H51ZM124 111V110H123ZM131 111V110H130ZM152 111V110H151ZM153 111H155V110H153ZM152 111V112H153ZM161 111H162V109H161ZM161 111H160V113H161ZM176 112V114H177V111H178V108H177V110H175ZM190 111V110H189ZM188 111V112H189ZM193 111H194V109H193ZM204 111H207L206 109L204 110ZM203 111V112H204ZM235 111V110H234ZM239 111V110H238ZM2 112V111H1ZM2 112V113H3ZM10 112V111H9ZM45 112V111H44ZM69 112H71V113H69ZM73 112V113H72ZM82 112H83V110H82ZM89 112V113H88ZM95 112H96V110H95ZM101 112V110L98 112V114ZM116 112V113H117ZM133 112H135V111H133ZM147 112V111H146ZM149 112V114H147V116L149 115V116H151L150 115V111H148ZM147 112V113H148ZM159 112V111H158ZM163 112H164V110H163ZM166 112V111H165ZM164 112V113H165ZM173 112V111H172ZM171 112V113H172ZM181 112V111H180ZM196 112V111H195ZM193 113L192 115H194L195 116V114L197 115L196 117H198V118H200V119H202L201 121L198 119V124H200V122H202L203 123V121H205V120H207L206 122H207V124H208V126H207V124L206 125H203L202 123H201V125H203V126H207L208 127V129L210 128L211 129V127H210V121L208 122V120H209V117H208V119H206L205 118V114H201V113H203V112H199V113ZM220 112H222V111H220ZM224 113L226 112V111H223ZM223 112H222V114H223ZM231 112V111H230ZM241 112V111H240ZM66 113V114H65ZM68 113H69V115H73L74 113H76L75 115H76V117L73 115V117L74 118H76L75 119V121L74 122H76V125H75V123H74V125H72L70 122L68 123L67 121H66V115H68ZM92 113V112H91ZM94 113V112H93ZM103 113V112H102ZM110 113H108V114H110ZM118 113H121L120 111L118 112ZM117 113V114H118ZM140 113V112H139ZM142 113H144V111L142 110L141 111V113L140 114H142ZM174 113V114H175ZM182 113H184V110L182 111ZM208 113V112H207ZM206 113V116L208 115ZM228 113V112H227ZM243 113H246V110H245V112H242V115H240V116H242V118H243V115H246V114H243ZM10 114V113H9ZM12 114V113H11ZM51 114V113H50ZM52 114H53V112H52ZM95 114V113H94ZM104 114V113H103ZM107 114V113H106ZM124 114L126 115V113H123L122 115L124 116ZM179 114V113H178ZM187 112L185 113V117L187 118ZM229 115H230V113H228ZM14 115V114H13ZM116 115V114H115ZM130 115H132V114H130ZM156 115V114H155ZM154 115V116H155ZM164 115V114H163ZM182 115V114H181ZM184 115V114H183ZM189 115H191V113L189 114ZM192 115L190 116V118H192ZM199 115V116H198ZM213 115H215V114H213ZM218 115H220V117L222 116L221 115V113H219ZM228 115V119L232 116H229ZM235 115V114H234ZM239 115H235V120H236V116H238L239 117ZM5 116V115H4ZM64 116V117H63ZM95 116H97V114H95ZM103 115L100 113V117H102ZM106 116V115H105ZM104 116V117H105ZM122 116V117H123ZM133 116H134V114H133ZM140 116V115H139ZM147 116H145V114H144V119H145V117H147ZM148 116V117H149ZM167 116H168V114H167ZM172 116V115H171ZM170 116V117H171ZM180 116V115H179ZM193 116V117H194ZM217 116V115H216ZM216 116H213V117H216ZM227 116V115H226ZM224 117V118H227V117ZM247 116V115H246ZM3 117V116H2ZM8 117V116H7ZM68 117V116H67ZM103 117V118H104ZM119 117V115L116 117L117 119H119L118 118ZM121 117V116H120ZM128 117H129V113H128ZM131 117V116H130ZM129 117V119L130 120H132L131 118ZM183 118H184V116H182ZM189 117V116H188ZM196 117H194L195 119H197ZM217 117H219V116H217ZM234 117V116H233ZM1 118V117H0ZM50 118H51V116H50ZM69 118H72V117H70L69 116ZM68 118V119H69ZM126 118H127V116H126ZM126 118H122V119H126ZM134 118V117H133ZM141 118H143L142 116H141ZM152 118V117H151ZM157 118V117H156ZM159 118V117H158ZM167 118V117H166ZM172 118V117H171ZM221 118H223V116L221 117ZM241 118V119H242ZM5 120H6V118H4ZM128 119V120H129ZM135 119H137V117H135ZM134 119V120H135ZM148 119V118H147ZM160 119V118H159ZM182 119V118H181ZM189 119V118H188ZM193 119V118H192ZM195 119H193V120H195ZM240 119V118H239ZM241 119H240V122H241ZM8 120H9V118H8ZM46 120V121H45ZM105 120V119H104ZM127 120V121H128ZM128 121V122H131V121ZM134 120H133V122H134ZM137 120H139V119H137ZM150 119H148V122H151V121H149ZM156 120H158V119H156ZM172 120V119H171ZM213 120V119H212ZM212 120H211V122H212ZM215 120V119H214ZM227 121V122H229L227 119H224V120H221V124H222V122H224V121ZM234 120V119H233ZM238 120V119H237ZM116 121V120H115ZM119 121H121V118L119 119ZM118 121V122H119ZM136 121V120H135ZM140 121H141V119H140ZM152 121L154 122V120H153V118H152ZM161 120H159V122H160ZM217 121V120H216ZM244 121V120H243ZM7 122V121H6ZM12 122V121H11ZM33 122H35V123H33ZM57 122V121H56ZM113 122H114V120H113ZM127 122V123H128ZM139 122V121H138ZM144 122V121H143ZM145 122H146V119H145ZM165 122V125H166V123L168 122V120H167V122L166 121H164ZM164 122L162 123V124H164ZM170 122V121H169ZM179 123H180V121H178ZM190 122V121H189ZM196 122V121H195ZM215 122V121H214ZM227 122H225L226 124H227ZM239 122V121H238ZM124 123L127 125V127H129L128 126V124L124 121ZM152 123V122H151ZM151 123H149V125L151 124ZM156 123V122H155ZM158 123V122H157ZM152 124V125H158V124ZM182 124H186V123H183V122H181ZM192 123V122H191ZM218 123H220V120H218L217 122H216V125H219ZM225 123H223V124H225ZM5 124V123H4ZM7 124V123H6ZM106 124V123H105ZM112 124V123H111ZM117 124V123H116ZM132 123H130L129 125H131ZM134 124H136V122H134ZM133 124V125H134ZM141 124V123H140ZM140 124H138L137 123V125L139 126ZM159 124H161V123H159ZM174 124H176V123H174ZM178 124V123H177ZM181 124V125H182ZM188 124V123H187ZM193 124V123H192ZM194 124H196V123H194ZM212 124H213V122H212ZM220 124V125H221ZM222 124V125H223ZM226 124L224 125V128L226 129ZM9 125V124H8ZM40 125H42V126H40ZM72 125V127H69V126H71ZM83 125H85V126H83ZM107 125V124H106ZM113 125V124H112ZM123 125V124H122ZM125 125V126H126ZM137 125H135L134 127H137ZM142 125H143V123H142ZM145 125H146V123H145ZM149 125H146V126H149ZM180 125V126H181ZM214 125H215V123H214ZM214 126V133H217L216 131H215V129L217 128V126ZM229 125L231 126V124L229 123ZM114 126V125H113ZM117 126V125H116ZM115 126V127H116ZM124 126V125H123ZM123 126H121L120 128H119V130L121 129V128H123L124 129V127ZM144 126V125H143ZM146 126H144L146 129H148L149 127H146ZM151 126V125H150ZM168 126H169V124H168ZM173 126V125H172ZM188 125H186V132L188 131V127L190 126H188ZM212 126V125H211ZM9 127V126H8ZM58 128V129H56V128ZM108 127V128H107ZM140 129L142 130V126L140 125ZM152 128H153V126H151ZM167 127V126H166ZM183 127V126H182ZM182 127H181V129H182ZM185 127V126H184ZM192 126H190L189 128H191ZM193 127H194V125H193ZM216 127V128H215ZM14 128V127H13ZM18 128V127H17ZM117 127L115 128V129H118ZM131 128H132V126H131ZM144 128V129H145ZM154 128H155V130L157 129L155 126H154ZM154 128L153 129H150V130H153L154 131ZM163 128V127H162ZM171 128V127H170ZM176 128V127H175ZM212 128H213V126H212ZM223 128V126L221 127V129ZM223 128V129H224ZM16 129V128H15ZM115 129H114V131H115ZM125 129H127V128H125ZM133 129V128H132ZM160 129V128H159ZM192 129V128H191ZM232 129H233V126H232ZM139 130V129H138ZM138 130H136V131H138ZM140 130V132H142ZM166 130V129H165ZM175 130H177V128L175 129ZM175 130H173L172 131V134H175L174 132H175ZM183 130H184V128H183ZM213 130V129H212ZM216 130H219V129H216ZM227 130H228V128H227ZM125 131H128L129 132V130H125ZM132 131V130H131ZM135 131V132H136ZM157 132H158V130H156ZM166 131H168V130H166ZM200 131V130H199ZM229 131H232L231 130V128H230V130H228V132ZM15 130L13 131L12 130V133L15 135ZM117 131H115V133H116ZM124 132V133H123ZM144 132V133H143ZM142 133V139H143V136L146 134L145 132H147V134H149V131L148 130H146V131H143ZM160 132H161V130H160ZM169 132H171V131H169ZM176 132H178V131H176ZM180 132L181 131H179L178 132V134H180ZM194 131H192V133H193ZM227 132V131H226ZM226 132H224V133H226ZM227 132V133H228ZM233 132H235V131H233ZM117 133H119V132H117ZM134 133V132H133ZM168 133V132H167ZM190 133V131H188V134ZM199 133V132H198ZM205 133V132H204ZM10 134V133H9ZM140 133H138L137 135H139ZM150 134H151V131H150ZM149 134V136L150 137H153V136H151ZM171 134V133H170ZM172 134H171V136H172ZM186 135H188L187 133H185ZM184 133L182 134L181 133V135H178L179 137V139H180V137H184V135H185ZM197 134V133H196ZM196 134H194L195 136H196ZM230 134V133H229ZM228 134V135H229ZM236 134V133H235ZM133 135V134H132ZM158 135V134H157ZM160 135V134H159ZM177 134H175L174 136H176ZM198 135V134H197ZM202 135V134H201ZM218 136H219V133L217 134ZM222 135L223 134H220V136L222 137ZM232 135V134H231ZM230 135V136H231ZM13 136V135H12ZM123 136V137H122ZM140 136V135H139ZM190 136H192L193 137V135L191 134V135H189V137ZM224 136V135H223ZM233 136V135H232ZM235 136V135H234ZM131 137V136H130ZM130 137H128L127 139H129ZM132 137H134L135 138V136H132ZM131 137V138H132ZM146 137H148V136H146ZM155 138H157V140L155 139L154 140V138H152L155 142L156 141H158V137L156 136V133H155V136H154ZM191 137V138H192ZM13 138V137H12ZM130 138V139H131ZM134 138H132V139H134ZM159 138H163V135H162V137L160 136ZM170 138H172V137H170ZM169 137H168V139H170ZM174 138V137H173ZM186 138V137H185ZM187 138H188V136H187ZM127 139H126V141H127ZM130 139L128 140V141H130ZM132 139H131V141H132ZM136 139V138H135ZM140 139V138H139ZM138 138H137V141L139 140ZM148 139H150V138H148ZM152 139H150L149 140V142L152 140ZM120 140V139H119ZM119 140H118V142H119ZM141 140V139H140ZM139 140V141H140ZM152 140V141H153ZM178 139H176V141H175V139H174V141H175V143L177 142L178 143V141H177ZM183 141H184V138L182 139ZM182 140L180 141V145H182ZM189 140H190V138L188 139V141L187 140H185V141H187V143L189 144H191V142H189ZM196 140V139H195ZM199 140V139H198ZM205 140V139H204ZM204 140H203V143H204ZM117 141V140H116ZM121 141V140H120ZM122 141H125V140H122ZM128 141L126 142V144L128 143ZM139 141H138V143H139ZM147 140H145L144 141V143L146 142ZM151 141V142H152ZM172 143H173V141L172 140H170ZM190 141H192V139L190 140ZM230 141V140H229ZM232 141V140H231ZM148 141H147V144L149 143ZM151 142H150V144H151ZM154 142V143H155ZM159 142L160 143H162L161 142V140L160 141H158V144H159ZM164 142V141H163ZM166 142V141H165ZM164 142V143H165ZM170 142V143H171ZM209 142V141H208ZM114 143V144H113ZM138 143H136V141H135V144H137L138 145ZM141 143H143V142H141ZM143 143V144H144ZM167 143V142H166ZM174 143V145L176 146L177 144H175ZM183 143H185V142H183ZM200 143L202 144V141H200ZM210 143V142H209ZM209 143H207V144H209ZM232 143V142H231ZM125 144V143H124ZM129 144H130V142H129ZM128 144V145H129ZM134 144V142H132V144H130V145H133ZM142 144V145H143ZM153 144V143H152ZM151 144V145H152ZM158 144L156 143V145L158 146ZM188 144H187V146H188ZM190 144H189V146H190ZM206 144V146L208 147V145ZM144 145H146V143L144 144ZM163 145V144H162ZM162 145L161 146H159L160 148L162 147ZM167 147H168V143L167 144H165ZM170 146H172V144H169ZM196 146H198L197 144H195ZM204 145H205V143H204ZM211 145V144H210ZM209 145V146H210ZM215 145V144H214ZM117 146H118V148H119V146L120 145H118L117 144ZM124 146V145H123ZM139 146V145H138ZM141 146V145H140ZM139 146V149L141 148ZM165 146V147H166ZM169 146V148H171L172 149V147H170ZM187 146H185V148L187 147ZM188 146V147H189ZM196 146H194V151L196 150ZM205 146V147H206ZM132 147H134V146H132ZM137 147V146H136ZM142 147H144V146H142ZM158 147V148H159ZM184 147V146H183ZM192 148H193V146H191ZM211 147V146H210ZM209 147V148H210ZM216 147V145L215 146H212V148H215ZM127 148V147H126ZM157 148V149H158ZM182 148V147H181ZM180 148V150L181 151H185L184 152V155L183 156H185V155H187V154H185L186 153V150H184L183 148V150ZM203 148V147H202ZM208 148V150H210L211 149V151H213L212 150V148H210L209 149ZM217 148V147H216ZM215 148V149H216ZM219 148V147H218ZM132 150H133V148H131ZM135 149V148H134ZM139 149H137V150H139ZM144 149V148H143ZM143 149H140V151H143ZM147 149H150V148H147ZM151 149H152V147H151ZM166 148H164L163 147V150H165ZM175 149V150H174ZM198 149V151L196 152V154H197V157L200 155V157L203 159V160H205L206 161V163L208 162V163H211V162H214V161H216V160H214L213 161V159H211L212 157H211V155L213 154V153H215L216 151H217V149H216V151L214 152L213 151V153L212 154H210V157H208L209 155V152L207 151V148L204 150V148L202 149V150H200L199 148H197ZM131 150V151H132ZM136 150V149H135ZM135 150H133V152H135ZM162 150V149H161ZM160 150V151H161ZM166 150H168V149H166ZM165 150V151H166ZM170 150V149H169ZM172 150H174V151H176V153L174 152V153H172V152H169V153H171V154H165V155H163V156H160V154H156V155H154V157H155V159H154V161L155 162H157L158 161V163H159V167H160V164L162 165L161 166V168H160V170H161V174L163 175V176H161V179L160 178H157L158 177V173L156 174L157 175V177H155L154 176V178L153 179H160L161 180V183H162V185H163V187H166L167 186V184L169 183V181H173V178H174V176L177 178V179H179L180 180V178H182L184 175H182V172L186 169V168H188L189 166L188 165H190V164H187L188 162H186V164H187V166L184 164V162L182 161V160H184V159H182V158H180V154H182L181 152H180V154L178 155V152L180 151V150H178V149H176V147H174L173 146V149ZM177 150H178V152H177ZM188 150H189V148H188ZM187 150V151H188ZM203 150H204V152H203ZM249 150V149H248ZM112 151V152H111ZM127 151H129V150H127ZM149 151V150H148ZM147 151V152H148ZM159 151V150H158ZM159 151V152H160ZM193 151V150H192ZM145 152V151H144ZM152 152V151H151ZM150 152V153H151ZM155 152V151H154ZM162 152V151H161ZM220 152V150L218 149V153ZM223 152H224V150H223ZM140 153H143V152H140ZM163 153V152H162ZM166 153V152H165ZM190 153H192L191 151H190ZM205 153L207 154V155H205ZM225 153V152H224ZM87 154H92L91 155V159L92 160H90V159H88V155ZM127 154V153H126ZM128 154L130 155V153L128 152ZM137 154V153H136ZM138 154H139V152H138ZM145 154H147L146 152L144 153V155ZM153 154H155V153H153ZM193 154H194V152H193ZM192 154V155H193ZM217 154V153H216ZM221 154H223V153H221ZM227 154V153H226ZM105 155V156H106ZM131 155L132 156H134V154H132V152H131ZM148 155H150V154H148ZM195 155V154H194ZM193 155V157H195L196 158V155L194 156ZM220 155V154H219ZM109 156V155H108ZM138 156V155H137ZM136 156V157H137ZM140 156V155H139ZM139 156H138V159H140L139 158ZM142 156V155H141ZM140 156V157H141ZM152 155H150V157H151ZM188 156V155H187ZM213 156V155H212ZM216 156V155H215ZM222 156H224V154L222 155ZM97 157V156H96ZM95 157V158H96ZM123 158H124V156H122ZM127 157L128 156H126L125 155V159H127ZM135 156L133 157V159H135L136 158ZM146 157H149V156H146ZM146 157L144 156L143 158H145L146 159ZM186 157V156H185ZM217 157V156H216ZM215 157V158H216ZM226 157V156H225ZM188 158V157H187ZM191 158V157H190ZM99 159V158H98ZM124 159V160H125ZM132 159V158H131ZM133 159H132V161H133ZM149 159H151L152 160V158H149ZM182 159V160H181ZM191 159H194V158H191ZM191 159H189L188 161H191ZM218 159H220V158H218ZM217 159V160H218ZM222 159V158H221ZM224 159V158H223ZM137 159H135L133 162L134 163H132L131 165L133 166V164L135 165V161H136ZM141 160V159H140ZM146 160H148V159H146ZM198 160V159H197ZM115 161V162H116ZM123 161V160H122ZM127 160H125L124 161V163L123 164H126V163H128V162H126ZM139 161V160H138ZM137 161V162H138ZM149 161V160H148ZM148 161H147V163H148ZM154 161H152V162H154ZM222 161V160H221ZM118 162V164H119V162L120 161H117ZM116 162V163H117ZM150 162V161H149ZM193 163H195V162H198V161H196V159H195V161H192ZM201 163H198V164H200L199 166H200V168L199 169H205V167H206V165H205V163H204V161H203V163H202V161H200ZM139 164L137 165V166H139V165H141L142 163H146V161H144V162H141V161H139L138 162ZM141 163V164H140ZM146 163V164H147ZM151 163V162H150ZM190 163V162H189ZM114 164V163H113ZM146 164H142L141 165V168L139 167H135V172H136V174L138 175L139 174V176H136V175H134L133 173H132V175L133 176H136L135 178H139V179H141L142 181H141V185H142V183H144L145 182V180H144V177L147 175L148 176V173L150 174V173H152L151 172V170L149 169L150 168V165H151V167L153 166L152 165V163L149 165V163H148V166L146 165ZM211 164H213V163H211ZM210 164V165H211ZM130 164H128V166H129ZM184 165L186 166V168L184 169ZM197 165V164H196ZM208 165V164H207ZM214 165V164H213ZM212 165V170L214 169L215 170V165H217V167L216 168H218V164H216L215 163V167ZM226 165V164H225ZM132 166H130V167H132ZM113 169H112V168ZM124 167H125V165H124ZM154 167H155V165H154ZM159 167H157V168H159ZM192 167V166H191ZM190 167V168H191ZM197 167H198V165H197ZM208 167H210V166H208ZM208 167H206V169L208 168ZM221 167V166H220ZM126 169H128L127 167H125ZM133 168H134V166H133ZM132 168V169H133ZM189 168V172H191V175H193L192 173H193V171L191 170ZM193 168V167H192ZM194 168H196V166H194ZM211 168V167H210ZM222 168V167H221ZM125 169V170H126ZM131 169V170H132ZM137 169V170H136ZM156 171H154V170H152V171H154L155 173L157 172V170L158 169H156V167L154 168ZM219 169V168H218ZM224 169H225V166H224ZM223 168H222V170H224ZM112 170H113V173H112ZM129 170H130V168H129ZM159 170V171H160ZM191 170V171H190ZM211 170V171H212ZM226 170H228L227 169V167H226ZM225 170V171H226ZM188 171V170H187ZM201 171V170H200ZM199 170H196V172H198V173H203V171H201L200 172ZM208 172L209 173V175L210 174H212V172ZM216 171H218V170H216ZM128 172V171H127ZM131 172L132 171H130V173L129 174H131ZM134 172V171H133ZM134 172V173H135ZM185 173H186V170L184 171ZM196 172H194V174L196 173ZM219 172H220V170H219ZM226 172H228V171H226ZM230 172V171H229ZM89 173H92L93 175V177L91 178L90 176V174ZM125 173H126V171H125ZM215 173V174H214ZM213 174L215 175L214 177H212V176H210L209 178H213L211 181H208V179H206L205 178V180L207 181H201V183H199V189L201 188V187H206V188H209V191H212L213 192V194L214 195H216V194H218L217 196H219V193H220V190H221V186H223L224 184H226V183H224V182H227V181H229V184H230V182L231 183H235V184H237V185H239L238 183H239V179L238 178H236V180H231L230 178L232 177H229V179L231 180H228V178H226L227 177V173L225 174L226 176H223L222 175V173H221V175L222 176H220V173L216 176V172H214ZM87 174H89L90 176L88 177L87 176ZM187 174V173H186ZM189 174V173H188ZM197 174V173H196ZM195 174V175H196ZM212 174V175H213ZM240 174V173H239ZM247 174V173H246ZM86 176L85 178H84V176ZM142 175V176H141ZM152 175V174H151ZM154 175V174H153ZM194 175V176H195ZM206 175V174H205ZM235 175H236V171H235ZM125 176V175H124ZM132 176V177H133ZM141 176V177H140ZM144 176V177H143ZM147 176H146V178H147ZM190 176V175H189ZM193 176V177H194ZM196 176H198V175H196ZM195 176V177H196ZM228 176H230L229 174H228ZM237 176V175H236ZM239 176V175H238ZM131 177V176H130ZM190 177H192V176H190ZM225 177V178H224ZM240 177H242L243 178V176H240ZM89 178H91L90 180H89ZM124 178V177H123ZM145 178V179H146ZM149 178H150V176H149ZM149 178H147L149 181H150V179ZM185 178V177H184ZM183 178V179H184ZM187 178V177H186ZM185 178V179H186ZM198 178V177H197ZM200 178V177H199ZM93 179V180H92ZM94 179L95 180H98L96 183L94 182V184H92V182L94 181ZM127 179H128V177H127ZM139 179H137V180H139ZM182 179V180H183ZM184 179V180H185ZM233 179V178H232ZM121 180V179H120ZM119 180V181H120ZM130 180H131V182H132V180L133 179H131L130 178ZM143 180H144V182H143ZM148 180L146 181V183H148ZM152 180V179H151ZM160 180L158 181V182H160ZM174 180H175V178H174ZM188 180L190 181V180H192V181H194L193 179H189L188 178ZM196 180H199V179H196ZM200 180H201V178H200ZM242 180V179H241ZM244 180H245V178H244ZM243 180V181H244ZM125 181V180H124ZM128 181H129V179H128ZM157 181V180H156ZM189 181H187V182H189ZM191 181V182H192ZM237 181V182H236ZM242 181V182H243ZM247 181V180H246ZM134 183H135V181H133ZM139 184H140V182L139 181H137ZM136 182V183H137ZM176 180H175V182L173 181V184H175L176 186H177V184H176ZM184 182V181H183ZM101 183V184H100ZM114 183V186H116L115 184L116 183H118V181L117 182H113ZM119 183H121V182H119ZM128 183H130V181L128 182ZM137 183V184H138ZM179 183H181V182H179ZM185 183V182H184ZM193 183V182H192ZM112 184V183H111ZM125 184V183H124ZM132 184V183H131ZM130 184V186L132 187V185ZM149 184V183H148ZM158 184V183H157ZM169 184H171V182L169 183ZM194 184V183H193ZM193 184H191V185H193ZM218 184V186H217V188H215L216 186L215 185H217ZM240 184H241V182H240ZM242 184H244V183H242ZM108 185H109V183H108ZM113 185V184H112ZM121 185H123V184H121ZM128 185V184H127ZM134 185V184H133ZM136 185V184H135ZM154 185V184H153ZM161 185V184H160ZM175 185H173L174 187H172V188H176V186ZM190 185V184H189ZM195 185H196V181H195ZM227 185V184H226ZM232 185H234V184H232ZM235 186V187H238V186ZM247 185V184H246ZM245 184L243 185L244 187L246 186ZM104 186H106V185H104ZM109 186H111V185H109ZM109 186H107V189L109 190L110 188H108ZM125 186H126V184L124 185V187L122 186V188L124 189L125 188ZM156 186V185H155ZM172 186V185H171ZM181 186V185H180ZM182 186H183V184H182ZM181 186V187H182ZM185 186V185H184ZM183 186V187H184ZM209 186V187H208ZM242 186V187H243ZM248 186H250V185H248ZM247 186V187H248ZM113 187V186H112ZM121 187V186H120ZM126 187H128V186H126ZM141 187H145L144 186V184L142 185V186H138V188H141ZM159 187V186H158ZM162 187V188H163ZM186 187H189L188 186V184H187V186ZM193 187V186H192ZM192 187H191V190L192 191H195L194 189H192ZM224 187V186H223ZM103 188V187H102ZM105 188V187H104ZM133 189H134V187H132ZM136 188H137V186H136ZM149 188V187H148ZM155 189H156V187H154ZM153 188V189H154ZM161 188V189H162ZM185 188V187H184ZM190 188V187H189ZM194 188V187H193ZM196 188V187H195ZM231 187H229V189H230ZM249 188V187H248ZM260 188V187H259ZM106 188L104 189V190H107ZM117 189L118 188H116L115 189V192L117 193L118 191H117ZM121 189V188H120ZM120 189H118V190H120ZM145 189V188H144ZM147 189V188H146ZM171 189V188H170ZM188 189V188H187ZM186 188L184 189V191L183 192H185V196H186V190H187ZM228 189V188H227ZM228 189V190H229ZM251 189V188H250ZM91 190V191H92ZM108 190H107V192H108ZM112 190H114L113 188H112ZM122 190V189H121ZM130 190L131 189H129V192H130ZM134 190H136V189H134ZM137 190H139V189H137ZM141 190V189H140ZM143 190V189H142ZM164 190H167V189H164ZM176 191H177V189H175ZM174 190V191H175ZM189 190V189H188ZM191 190H189V191H191ZM201 190V189H200ZM199 190V194H201V192H203L204 191V195H205V191H206V189L204 190V189H202V191H200ZM223 190L225 191L226 190V188L224 189L223 188ZM231 190V189H230ZM233 190H234V187H233ZM233 190H232V192H233ZM236 191L235 192H233V194H235L236 192H237V188L235 189ZM239 190V189H238ZM252 190H254L253 188H252ZM252 190H249V191H252ZM257 190H258V188H257ZM96 192H97V190H95ZM131 191H133V190H131ZM150 192H148V191H146V194H148V193H151V190H149ZM156 191H158V189L157 190H155L154 192H156ZM159 191H160V189H159ZM158 191V192H159ZM168 191V190H167ZM166 191V192H167ZM175 191V192H176ZM179 191H181L180 189H179ZM178 191V192H179ZM181 191V192H182ZM189 191H187V192H189ZM197 191V190H196ZM196 191H195V193H196ZM245 191V190H244ZM94 192V191H93ZM111 192V191H110ZM115 192L113 191L111 194V196H113V193L115 194ZM128 191H126V193H127ZM136 192V191H135ZM138 192V191H137ZM153 192V191H152ZM165 192V193H166ZM169 192H171V191H169ZM181 192H179V193H181ZM182 192V193H183ZM206 192H208V189H207V191ZM222 192V191H221ZM247 192V191H246ZM258 192V191H257ZM98 194H99V191L97 192ZM119 193V192H118ZM123 193V192H122ZM138 193H140V192H138ZM138 193H137V195H138ZM178 194L181 198L184 196V193L183 194ZM190 193V192H189ZM194 193V194H195ZM224 193V192H223ZM238 193V192H237ZM241 193H242V191H241ZM249 193V192H248ZM125 194V193H124ZM131 194V193H130ZM134 194V193H133ZM132 194V195H133ZM136 194V193H135ZM142 194V193H141ZM140 194V195H141ZM152 194V193H151ZM151 194H149L150 196H151ZM171 194V193H170ZM175 194H177V193H175ZM197 194V193H196ZM195 194V195H196ZM207 194V193H206ZM229 194H232L231 193V191H230V193L228 192V195ZM233 194L231 195V196H233ZM239 194H240V192H239ZM247 194V193H246ZM107 195V194H106ZM109 195V194H108ZM119 195H120V193H119ZM118 195V196H119ZM126 195V194H125ZM131 195V196H132ZM161 197H162V194H159ZM167 195L168 194H166V198H167ZM171 195H174V193L173 194H171ZM183 195V196H182ZM188 195V194H187ZM190 195H191V193H190ZM208 196L209 195H211L212 196V193H208L207 194ZM224 195V194H223ZM228 195H227V198H228ZM238 195V194H237ZM245 195V194H244ZM243 195V193H242V195H241V197H239V198H242V196H244ZM96 196V195H95ZM99 196V195H98ZM122 196V195H121ZM130 196V197H131ZM133 196H135V195H133ZM139 196V195H138ZM141 196H143V195H141ZM145 196V195H144ZM143 196V197H144ZM153 196V195H152ZM151 196V197H152ZM163 196H165L164 195V193H163ZM170 196V195H169ZM168 196V197H169ZM192 196H193V194H192ZM197 196H198V194H197ZM201 196H203V194H201ZM221 196V195H220ZM236 196V195H235ZM234 196V197H235ZM239 196V195H238ZM237 196V197H238ZM116 197V196H115ZM136 197V196H135ZM134 197V198H135ZM147 197H149V196H147ZM154 197V196H153ZM152 197V198H153ZM171 197H173V196H171ZM199 197H200V195L197 197L198 199H199ZM205 197H206V195H205ZM214 197V196H213ZM222 197V196H221ZM224 197V196H223ZM255 197V196H254ZM112 199V201H113V197H111ZM118 198V199H119ZM140 198V197H139ZM146 197H144L143 199H145ZM156 198V197H155ZM179 197L177 196V199H178ZM181 198H179V199H181ZM188 198V197H187ZM190 198V197H189ZM193 198V197H192ZM194 198H196V197H194ZM196 198V199H197ZM215 198H216V196H215ZM215 198L213 199V201H215ZM218 198V197H217ZM220 198V197H219ZM136 200H137V198H135ZM149 199H150V197H149ZM154 199V198H153ZM204 199V196L202 197V200ZM210 199V198H209ZM221 199H223V198H221ZM226 199V198H225ZM228 199H231L230 197L228 198ZM244 199V198H243ZM242 199V200H243ZM101 200V199H100ZM126 200H128V198L126 199ZM125 200V201H126ZM141 200H142V198H141ZM158 199H156L155 201H157ZM163 200H165V201H168L167 199H164L163 198ZM172 200H175V199H171V201ZM182 200H183V198H182ZM184 200H186V199H184ZM183 200V201H184ZM207 200V199H206ZM212 200V199H211ZM217 200V199H216ZM220 199H218V203L220 202L219 201ZM232 200V199H231ZM236 200H238V198L237 199H235V201ZM240 200V199H239ZM262 200H264V199H262ZM111 201V202H112ZM130 201V200H129ZM132 201V200H131ZM144 201H146V199L144 200ZM171 201H169V202H171ZM177 201L178 200H176V203H177ZM188 201L190 202L191 200H189L188 199ZM192 201H194L195 202V200H192ZM226 202V200H223V202H222V200H221V202L222 203H220V206L221 205H223V203H225ZM228 202H227V204H229V200H227ZM128 202V201H127ZM138 203L140 202V199L137 201ZM136 202V203H137ZM142 202H143V200H142ZM141 202V203H142ZM147 202V201H146ZM150 203H151V201H149ZM173 202V201H172ZM171 202V203H172ZM175 202V201H174ZM174 202L172 203L173 205H174ZM182 202V201H181ZM187 202V201H186ZM203 202V201H202ZM200 203L199 202V204H203V203ZM207 202V201H206ZM205 202V203H206ZM211 202V201H210ZM217 202V201H216ZM231 202V201H230ZM242 202V201H241ZM246 203H248L247 201H245ZM251 202V201H250ZM249 202V203H250ZM105 203V202H104ZM125 203V202H124ZM148 203V202H147ZM146 203V204H147ZM157 203V202H156ZM170 203V204H171ZM191 203V202H190ZM208 203V202H207ZM206 203V204H207ZM212 203V202H211ZM211 203H209V204H211ZM215 203V202H214ZM238 202H236V204H237ZM127 204V206H129L128 205V203H126ZM133 204H135V203H133ZM143 205L145 204V202L144 203H142ZM141 204V205H142ZM146 204H145V206H146ZM155 204V203H154ZM192 205L191 206H194L195 205V203L193 204V203H191ZM216 204V203H215ZM215 204L212 206L211 205V207H210V205L208 206L209 207V209L208 210H214V211H212V212H215V210H216V212H218L219 213V211L221 212H223V210H220V206L218 205H216L215 206ZM236 204H234V206L236 205ZM137 205V204H136ZM136 205H134V206H136ZM142 205V207H144ZM148 205H149V203H148ZM152 205H153V202H152ZM155 205H158V204H155ZM155 205L153 206V207H155ZM161 205V204H160ZM180 206V204H177V206ZM185 205V204H184ZM183 205V202H182V206H184ZM229 205H231V204H229ZM239 205V206H238ZM237 206H238V208L240 207V205L241 204H238ZM246 205V204H245ZM256 205V204H255ZM74 206V207H73ZM126 206V207H127ZM150 206V205H149ZM181 206V207H182ZM189 206V205H188ZM187 206V204H186V208L185 209H187L188 208V210H189V207ZM196 206H198V205H196ZM200 207L202 206V205H199ZM204 206H206L207 207V205H204ZM204 206H202V207H204ZM105 207L108 209H105ZM137 207V206H136ZM141 207V206H140ZM139 207V208H140ZM152 207V208H153ZM228 207H230V206H228L227 205V208ZM232 208H233V206H231ZM247 207V206H246ZM255 208V206H254V203H253V205H252V208ZM123 208H124V206H123ZM131 208H134L133 206H131ZM130 208V209H131ZM145 208H147V206L145 207ZM145 208H140L141 210H142V214H144L143 212H145V211H147V213H148V210L147 209H145ZM169 208H170V206H169ZM184 208V207H183ZM183 208H182V210H181V212H179L180 210L178 209V212L180 213V215H181V213L184 211L183 210ZM193 208V207H192ZM225 208V207H224ZM223 208V209H224ZM237 208V207H236ZM237 208V209H238ZM250 208V207H249ZM148 209H149V207H148ZM151 209V208H150ZM155 209H157L156 207H155ZM155 209H154V211H155ZM165 210H162V211H166L167 210V208L165 207L164 208ZM172 209V210H171ZM171 212H170V210H169V212L171 213H169L168 212V215L170 216V215H172V211L173 210H175L176 208H174L173 209V207H171ZM196 209H200L199 207H197ZM203 209V208H202ZM207 209V208H206ZM206 209H204V210H206ZM229 209V208H228ZM228 209H225V210H228ZM241 209V208H240ZM247 209V208H246ZM107 210V211H106ZM119 210V211H118ZM132 210V209H131ZM137 210H139V209H137ZM145 210V211H144ZM152 210V209H151ZM188 210H186V213L185 212H183V213H185L186 215H187V211ZM219 210V211H218ZM224 210V212H225V214L226 213H228V212H226ZM249 210V209H248ZM251 210V209H250ZM140 211V210H139ZM138 211V212H139ZM150 211V210H149ZM161 211V210H160ZM198 211V210H197ZM200 211H201V209H200ZM230 211V210H229ZM232 211V210H231ZM242 211H244V208L242 209ZM246 211V210H245ZM254 211H256V210H254ZM110 212V211H109ZM122 212V213H123ZM133 212H135L136 214H138L137 213V211H133ZM153 212V211H152ZM189 212H190V210H189ZM199 212V211H198ZM203 212L204 211H201L200 213L201 214H203ZM206 212H209V211H207L206 210ZM205 212V213H206ZM215 212V213H216ZM221 212V213H222ZM252 212V211H251ZM251 212L250 213H248V214H251ZM141 213H139V214H141ZM150 213V212H149ZM148 213V214H149ZM156 213V212H155ZM155 213L153 212V214L155 215ZM177 212L175 211V215H177L176 214ZM191 213L193 214L194 212H192L191 211ZM214 213V214H215ZM133 214V213H132ZM131 214V211H130V215H132ZM138 214V215H139ZM148 214H146V216H145V214H144V216L143 217H147L148 216ZM152 214V213H151ZM151 214H149V215H151ZM152 214V215H153ZM162 214V213H161ZM160 214V215H161ZM209 214H210V212H209ZM224 213H223V215L224 216H226ZM231 214V213H230ZM239 214V213H238ZM248 214H246V215H248ZM252 214H253V212H252ZM251 214V215H252ZM115 215V214H114ZM130 215H128V216H130ZM158 214L156 213V216H157ZM165 215H167V213L165 214ZM191 215V214H190ZM189 215V217H193L192 215L190 216ZM205 214H203V217H205L204 216ZM211 215V214H210ZM212 215H213V213H212ZM222 214L221 215H217V217H216V219H218V218H221L222 216H223ZM236 215V214H235ZM234 215V216H235ZM262 215V214H261ZM116 216H118L117 214H116ZM116 216H114V217H116ZM135 216V215H134ZM156 216H155V218H156ZM161 216H164L163 214L161 215ZM183 216V215H182ZM182 216H181V218H182ZM195 216V215H194ZM199 216H202V215H199ZM218 216H221V217H218ZM228 216V215H227ZM231 216H233V213L231 214ZM241 216V217H240ZM238 215V217H240V218H242V217H244V216H242V215ZM263 216V215H262ZM261 216V217H262ZM85 217L86 218H88V219H86V221L84 222V219H85ZM133 217V216H132ZM131 217V218H132ZM135 217H137V216H135ZM141 217V216H140ZM139 217V218H140ZM149 217V216H148ZM158 217V216H157ZM180 217V216H179ZM178 217V218H179ZM188 217V216H187ZM207 218H208V215L206 216ZM210 217V216H209ZM211 217H214V216H211ZM215 217L213 218V220H215ZM236 217V216H235ZM235 217H233V218H235ZM246 217V216H245ZM78 218H84V219H82V220H80L79 219V221H78ZM112 218V217H111ZM119 218V217H118ZM117 218V220H119ZM131 218H130V220H131ZM134 218V217H133ZM133 218H132V220H133ZM138 217H137V221H138V219H139ZM151 218V217H150ZM162 218V217H161ZM161 218H159V219H161ZM170 218H172V219H170ZM170 218H169V220L171 221H177V219H175V217L173 218V217H171L170 216ZM228 218H230V216L228 217ZM240 218H238L239 220H240ZM253 218V220H255V219H257V217H252ZM251 218V219H252ZM115 220H116V218H114ZM144 219H146V218H144ZM156 219H158V218H156ZM165 219H167V218H165ZM175 219V220H174ZM183 219H184V217H183ZM185 219H186V217H185ZM192 219H196L195 217L194 218H192ZM198 219V218H197ZM196 219V220H197ZM210 219V218H209ZM212 219V218H211ZM210 219V220H211ZM236 219V218H235ZM234 219V220H235ZM245 219V218H244ZM76 220H77V222H76ZM112 220H113V218H112ZM121 221V223L122 222H124V221ZM127 220V219H126ZM128 220H129V218H128ZM135 221H136V219H134ZM152 221H154V219H151ZM163 220V219H162ZM168 220V219H167ZM180 220H182V219H178V221L182 224L183 222H181ZM195 220V221H196ZM203 221H204V219H202ZM210 220H207V219H205V221L204 222H206V223H208V221L209 222H211ZM221 221H219V219L218 220H215V221H212L211 223H212V225L215 223V222H217L218 223V226H216V227H219V230H223V229H221V225L222 226H224L225 227V229H227L226 228V225H225V223H226V221L227 220H225V223L223 224V222H222V220H224V218H222V219H220ZM233 220V219H232ZM232 220H229L228 219V221H231V225H230V228H231V226H233V224H232ZM237 220V219H236ZM236 220L234 221L235 223H236ZM241 220H243V218L241 219ZM253 220H250V221H253ZM134 221V222H135ZM140 221V220H139ZM145 221H149V220H145ZM158 221V220H157ZM171 221V222H172ZM182 221H184V220H182ZM186 221H188V219L186 220ZM186 221H184V223L186 222ZM192 220H190V224L192 223L191 222ZM200 221V220H199ZM198 220H197V222H199ZM203 221H202V223H203ZM227 221V222H228ZM263 221V220H262ZM112 222V221H111ZM117 222V221H116ZM115 222V223H116ZM127 222V221H126ZM141 223H142V221H140ZM163 222H164V220H163ZM169 222V221H168ZM167 222V223H168ZM170 222V223H171ZM188 222H186L187 224H188ZM201 222V221H200ZM233 222V223H234ZM244 222V221H243ZM246 222V221H245ZM120 223V222H119ZM125 223V222H124ZM131 223H132V221H131ZM145 223V225H147L146 224V222H144ZM143 223V224H144ZM148 223V222H147ZM153 223V222H152ZM176 223V222H175ZM206 223H204V224H206ZM211 223H208V225L210 224L211 225ZM217 223H215L216 225H217ZM112 224H113V222H112ZM111 224V225H112ZM126 224H128V223H125V225ZM133 224V223H132ZM132 224H131V226H132ZM142 224V225H143ZM155 224V223H154ZM154 224H152L151 226H153ZM157 224V223H156ZM177 224H179L178 222H177ZM181 224H180V226H181ZM199 224V223H198ZM228 224V223H227ZM254 224H255V221H254ZM253 224V226H255ZM260 224H262V222H260ZM260 224H258L257 226H260ZM117 225V224H116ZM124 225V224H123ZM136 225V224H135ZM139 226H140V224H138ZM164 225V224H163ZM170 225H175L174 223H171ZM246 225V224H245ZM244 225V226H245ZM263 225V224H262ZM261 225V226H262ZM120 226H122V225H120ZM119 226V227H120ZM128 226V225H127ZM185 226H187V225H185ZM200 226V225H199ZM205 226V225H204ZM206 226H207V224H206ZM205 226V227H206ZM235 226V225H234ZM233 226V227H234ZM237 226V225H236ZM247 226V225H246ZM256 226V227H257ZM264 226V225H263ZM123 227V226H122ZM124 227H126V226H124ZM142 226H140V228L137 226V229H142L141 228ZM143 227H145V226H143ZM158 227V226H157ZM164 227V226H163ZM163 227H162V229H163ZM175 227V226H174ZM191 227H192V225H191ZM194 227V226H193ZM204 227V228H205ZM209 227V226H208ZM211 227V226H210ZM213 227V226H212ZM211 227V228H212ZM239 227V226H238ZM238 227H234V229H236V228H238ZM256 227H252V228H256ZM116 228V229H115ZM129 228L130 229H132L130 226H129ZM128 228V229H129ZM146 228V227H145ZM153 228V227H152ZM168 229H170V228H172L171 226H170V228L169 227H167ZM176 228H178V227H175V229ZM184 228V227H183ZM189 228H190V226H189ZM189 228H186L188 231H189ZM214 228V227H213ZM212 228V229H213ZM229 228V227H228ZM245 228V227H244ZM258 228V227H257ZM261 228V227H260ZM262 228H264V227H262ZM114 230H117V227H114L113 228ZM119 229V228H118ZM121 229V228H120ZM122 229H124V228H122ZM128 229H126V231H128ZM129 229V231H131ZM136 229V230H137ZM164 229H166V228H164ZM163 229V230H164ZM174 229V230H175ZM185 229V228H184ZM198 229H200V228H197L196 229V231H198V232H200ZM202 227H201V231H202ZM207 229H209V228H206V230ZM212 229L211 230H207L208 231V236L209 237H216L215 236V228L213 229L215 232H213L212 231ZM224 229V230H225ZM243 229V228H242ZM133 230V229H132ZM192 229H190V231H191ZM204 230V229H203ZM232 230V229H231ZM236 230H238V231H240V232H243V231H241V228L240 229H236ZM259 230V229H258ZM121 231H124L125 232V234H126V231L125 230H121ZM144 231H145V229H144ZM156 231V230H155ZM166 231V230H165ZM172 231V230H171ZM189 231V232H190ZM193 231V230H192ZM195 231V230H194ZM218 231V230H217ZM256 231V230H255ZM259 231H261V229L259 230ZM111 232H113V231H111ZM109 233V236L108 237H114V236H112L111 234L112 233ZM123 232V233H124ZM132 232V231H131ZM135 232V231H134ZM133 232V233H134ZM137 232H139V231H137ZM157 232V231H156ZM156 232H155V236L157 235L156 234ZM169 232V231H168ZM168 232H166V233H168ZM172 232H174V231H172ZM180 232V231H179ZM182 232V231H181ZM206 232V231H205ZM219 232V231H218ZM222 232V231H221ZM227 232V231H226ZM238 233V234H236V236H233V237H235V239L234 240H232L230 243H226L225 242V244L226 245H224L227 249L229 248H231L232 249V253L234 254V256H235V259H236V261L238 262V263H240V261H238V260H243V261H246L247 262V264H254L255 262H256V260H255V258L257 259V258H259V256H261V255H259L258 256V252L256 251L253 255L250 253L251 251H247L246 249L244 250V246H245V241L246 240H244V239H246V238H244V237H242V234L241 233ZM251 232H252V230H251ZM250 232V234L251 235H249V236H251L252 237V234L253 233H251ZM253 232H254V230H253ZM114 233V232H113ZM118 233H119V230H118ZM136 233V232H135ZM134 233V234H135ZM140 233V232H139ZM158 233V232H157ZM188 232H186V234H187ZM200 233H202V232H200ZM200 233H198L200 236H201V234ZM220 233V232H219ZM224 233V232H223ZM231 233L233 234L234 232H233V230L231 231ZM254 233H256V232H254ZM258 233V232H257ZM262 233V232H261ZM263 233H264V229H263ZM260 234V235H264V234ZM108 234V233H107ZM107 234H106V236H107ZM115 234H117V232L115 233ZM124 234V235H125ZM133 234V236H137L138 237V235H134ZM159 234H161V233H159ZM173 234V233H172ZM185 234V236H187ZM192 234L193 233H191V235L190 236H192ZM203 234V233H202ZM220 234H222V233H220ZM259 234V233H258ZM111 235V236H110ZM118 235V234H117ZM122 234H120V236H121ZM165 235H167V234H165ZM180 235H182V234H180ZM179 235V236H180ZM206 238H209L208 236H206L207 235V233H206V235L205 234H203ZM219 234L217 233V237H219L218 236ZM224 235H225V233H224ZM223 235V236H224ZM257 235V234H256ZM105 236V237H106ZM139 236H140V234H139ZM145 236V235H144ZM143 236V237H144ZM158 236V235H157ZM164 236V235H163ZM169 236H171V233H170V235ZM189 236V235H188ZM189 236V237H190ZM255 236V235H254ZM253 236V237H254ZM258 236V235H257ZM107 237V238H108ZM125 237V236H124ZM141 237V236H140ZM140 237H138V238H140ZM146 237H148V238H146V239H148V240H150V238H152V237H150L149 238V236H146ZM175 237H177V236H175ZM182 237V236H181ZM181 237H178V239L179 238H181ZM188 237V238H189ZM199 237V236H198ZM196 238V241H197V239H200L201 237H199V238ZM204 237V238H205ZM221 237V236H220ZM219 237V238H220ZM256 237V236H255ZM254 237V238H255ZM261 237V236H260ZM117 238V237H116ZM138 238H137V241H138ZM159 238V237H158ZM162 238V237H161ZM160 238V239H161ZM169 238V237H168ZM174 238V237H173ZM183 238H184V234H183ZM192 238H195L194 236L192 237ZM203 238V237H202ZM203 238V239H204ZM212 238H211V240H212ZM250 238V237H249ZM254 238H252L251 240H253ZM258 237H256V240H258V241H261L260 240V238H258ZM263 238V237H262ZM83 240V241H86V246L88 247V249L89 248H91L90 250H89V252L88 251H86V252H88V255L86 256L85 255V253L82 255H80L79 253H83V251L81 252V250L82 249H79L80 250V252H78L79 250H77L78 248H80L79 246H78V248L75 246V242L76 241H80V240ZM104 239V238H103ZM106 239V238H105ZM113 239V238H112ZM112 239H109L110 240V243H111V241H112ZM119 239V238H118ZM130 239V238H129ZM133 239V238H132ZM142 239V238H141ZM143 239H145V238H143ZM145 239V240H146ZM164 240H165V236H164V238H163ZM171 239H172V236H171ZM171 239H169V240H171ZM182 239V238H181ZM190 239V238H189ZM202 239V240H203ZM215 239V238H214ZM221 239V238H220ZM107 240V239H106ZM117 240V239H116ZM153 240V239H152ZM154 240H155V237H154ZM162 240V239H161ZM163 240V241H164ZM166 240H167V238H166ZM176 240V239H175ZM180 240V239H179ZM187 240V239H186ZM205 240V239H204ZM217 240V239H216ZM214 240V242H218V247H219V245H220V243H219V240ZM222 240V239H221ZM221 240H220V242H221ZM113 241L115 242V240L113 239ZM112 241V242H113ZM133 241V240H132ZM139 241H140V239H139ZM143 241V240H142ZM156 241V240H155ZM168 241V240H167ZM166 241V242H167ZM183 241V240H182ZM181 240H180V244H181V242H182ZM189 241V240H188ZM191 241H194V240H191ZM206 241V240H205ZM207 241H209L210 242V240H207ZM213 241V240H212ZM254 241V240H253ZM104 242V241H103ZM105 242H107V241H105ZM134 242V241H133ZM141 242V241H140ZM139 242V243H140ZM145 242V241H144ZM146 242H149V241H146ZM150 242H151V240H150ZM169 242V241H168ZM167 242V243H168ZM179 242V241H178ZM222 242H223V240H222ZM221 242V243H222ZM252 242V241H251ZM254 242H256L257 243V241H254ZM254 242H252V243H254ZM262 242V241H261ZM83 243V242H82ZM108 243V242H107ZM109 243V244H110ZM138 243V242H137ZM154 243H157L158 244V242H154ZM171 243V242H170ZM170 243H168V244H170ZM175 243H176V241H175ZM186 243V242H185ZM191 243V242H190ZM252 243H250L252 246H253V244ZM263 243H264V241H263ZM78 244V242L76 243V245ZM157 244L155 245V247L157 246ZM163 244V243H162ZM177 244V243H176ZM175 244V245H176ZM183 244V243H182ZM181 244V245H182ZM187 244V243H186ZM211 244H213L214 245V243L213 242H211L209 245H210V247H212L211 246ZM216 244V243H215ZM247 244H249L248 243V240H247ZM258 244H259V242L257 243V245L254 243V246L256 245V246H258ZM262 244V243H261ZM3 245V247H1ZM82 245V244H81ZM84 245V244H83ZM84 245V247H86ZM142 245H143V242H142ZM147 245V244H146ZM149 245H151V244H149ZM171 245V244H170ZM169 245V246H170ZM173 245V244H172ZM171 245V246H172ZM181 245L179 246V247H181ZM184 245V244H183ZM189 245V244H188ZM194 245V244H193ZM193 245H191L190 244V246H192L193 247ZM199 245V244H198ZM197 245V246H198ZM206 245H208V243L207 244H205V245H203V244H200L198 247H196L197 248V250H195L194 252H200L201 254H202V256H201V258L202 259H197V262L198 261H203V259H204V262H203V264H219L217 261H215V260H212V259H210V258H208L207 257V251L205 250V249H209V247L208 246H206ZM263 246H264V244H262ZM67 246H70L69 247V249H67L68 247ZM94 246H93V249H96V247L94 248ZM98 246V247H99ZM168 246V245H167ZM168 246V247H169ZM174 246V245H173ZM171 247L172 249L175 247ZM189 246V247H190ZM195 246V245H194ZM214 246H216V245H214ZM262 246V247H263ZM75 247L77 248L76 250H75ZM86 247V248H87ZM146 247V246H145ZM154 247V245L152 246V248ZM177 247V246H176ZM178 247V248H179ZM188 247V246H187ZM189 247H188V249H189ZM192 247H191V249H192ZM215 247L214 249H216V252L218 253H220V254H222V252L220 251V249L222 250L223 249V247L221 248V247ZM259 247H261V246H259ZM143 248V247H142ZM142 248H141V251H142ZM159 248H160V246H159ZM170 248V247H169ZM186 248V247H185ZM184 248V249H185ZM195 248V249H196ZM255 248V247H254ZM71 249V250H70ZM146 249H150V248H146ZM156 249V248H155ZM161 249V248H160ZM183 249V248H182ZM188 249H186V250H184L185 251V253L186 252H190V250H188ZM193 249H194V247H193ZM253 249V248H252ZM33 251L34 250V252H33V254L35 253L36 255H37V257L38 258H42L43 260H41L40 261V259H39V261H38V259L37 260H33V257H36V256H33L32 255V257H31V255H30V257H31V260L32 261H30V262H27L28 261V259H26L27 261H25L24 260V263H22V262H20L19 260L20 259H18V257L20 258V256H25L28 252L30 253V251ZM83 250H84V248H83ZM85 250H87V249H85ZM84 250V251H85ZM176 250H178L177 248H176ZM176 250H174L176 253L177 252H181V251H183V250H179V251H176ZM188 250V251H187ZM224 250V251H223ZM222 251L225 253V248L223 249ZM256 250V249H255ZM258 251L260 250V248L259 249H257ZM261 250H263L262 248H261ZM261 250H260V254H261ZM32 251H31V253H32ZM145 251V250H144ZM169 251V250H168ZM173 250H172V252H174ZM183 251V252H184ZM212 251V250H211ZM247 251V252H246ZM171 252V251H170ZM171 252V253H172ZM193 252V251H192ZM194 252H193V254H194ZM215 252V251H214ZM253 252V251H252ZM264 252V251H263ZM262 252V253H263ZM28 253V254H29ZM93 253V254H92ZM169 253V252H168ZM199 253V254H200ZM210 252H208V254H209ZM69 254V255H68ZM87 254V253H86ZM142 254V253H141ZM140 254V255H141ZM175 254V253H174ZM181 254V253H180ZM198 254V255H199ZM213 254V253H212ZM53 255V254H52ZM90 255V256H89ZM128 255V256H127ZM147 255V254H146ZM171 255V254H170ZM191 255V258H193L192 257V254H190ZM197 255V254H196ZM196 255H194V258L193 259H195V257H196ZM197 255V256H198ZM255 255V256H254ZM263 255V254H262ZM40 256V257H39ZM143 256V255H142ZM167 256V255H166ZM177 256H179V254L177 255ZM186 256V255H185ZM210 256H211V254H210ZM219 256V255H218ZM264 256V255H263ZM49 257V256H48ZM141 257V256H140ZM140 257H137L138 259H140ZM162 257V256H161ZM216 257V256H215ZM222 257H225V255L224 256H222ZM51 258H53V256L51 257ZM71 258V257H70ZM143 258V257H142ZM154 258V257H153ZM175 258H177V257H175ZM179 258V257H178ZM182 258L184 259V261H185V258L182 256ZM190 258V259H191ZM198 258V257H197ZM200 258V257H199ZM232 258H234L233 256H232ZM30 259V258H29ZM36 259V258H35ZM56 259V258H55ZM54 259V261L56 262V260ZM216 259H217V257H216ZM224 259V258H223ZM238 259V260H237ZM260 259V258H259ZM259 259H257V261L259 260ZM23 260V259H22ZM53 260V259H52ZM172 260V259H171ZM182 260V259H181ZM180 260V261H181ZM192 260V259H191ZM225 260V259H224ZM234 260V259H233ZM252 260H255V262H253ZM262 260H264L263 258L261 259V261H259V264H261V262H263ZM58 261V260H57ZM158 261H159V258H158ZM158 261L157 262H154V263H152V264H158ZM165 261V260H164ZM180 261H178L179 262V264H182ZM188 261H190L189 259H188ZM193 261V260H192ZM191 261V262H192ZM219 261V260H218ZM236 261L235 262H233V263H236ZM74 262H72L71 263V260L69 261V263L70 264H74ZM75 262V264H77ZM140 262H141V260H140ZM153 262V261H152ZM160 262V261H159ZM172 263H173V261H171ZM220 262H222V260L220 261ZM54 263V262H53ZM172 263H170V264H172ZM174 263H175V261H174ZM192 263H194V262H192ZM224 263V262H223ZM233 263H231V264H233ZM52 264V263H51ZM57 264V263H56ZM144 264V263H143ZM161 264H163V261H162V263ZM178 264V263H177ZM191 264V263H190ZM195 264H197V263H195ZM227 264H230V263H227ZM237 264V263H236ZM246 264V263H245ZM257 264H258V262H257Z\"/></svg>", "mask_w": 264, "mask_h": 264}, {"label": "rangeland", "instance_id": "rangeland-1", "mask_svg": "<svg viewBox=\"0 0 264 264\" xmlns=\"http://www.w3.org/2000/svg\"><path fill=\"white\" fill-rule=\"evenodd\" d=\"M159 2H160V3H159ZM161 2H163V0H162V1H161V0H158V2H157V6H158L159 4H161ZM53 3H54V2H53ZM158 3H159V4H158ZM165 3H166V2H164V4H165ZM169 3H170V2H169ZM169 3H167L169 6H168L167 4H165V6H164V4L162 3L163 6L165 7V9H167L166 7H172V6H170V5H173V6H174V4H172V3L169 4ZM55 4H56V3H54V5H55ZM35 5H38L39 7H36ZM42 5H43L42 3H40V5H39V4H36V3H33V6L36 7V8H38V10H37L36 8L33 7V9H32L31 12H30V13H32V12L34 11V12L32 13V15H33V14H34V15L37 14V15H36V18H35L34 15H33L34 17L31 15V17H33L34 20L39 19V20H36L35 23L37 24V22H38V23L40 22V23H39L40 25H39V24L36 25L35 23H34V24H35V25H34V24L32 23V21H34L33 18H32V20H31V18H30L31 22H30L29 20H27L26 15L23 16V17H22V16L19 17V18H20L19 21H22V22H20V24L18 23V26H19V25L21 26V25L23 24V25H22V26H23V29H24V27H25V28H26V27H29V28H30V26H32V27H34V28L36 29V32L33 30L34 28H32V27H31L30 30H29L31 33H30V32L27 33V30H28L29 28L26 29V31H25V29H24V32H23V30H21V29H22V28H21L22 26H21V27H20L21 29H19V31L21 30V33H19L18 29H14V31H12V33H13L14 35H13L12 33L10 34L11 36L9 35V38H10V37L13 38V39L10 38V40L13 41V43H12V41H11V45H12V47H14L15 45L19 46L17 43H19V44L21 45V46H19L20 49H22V47H23V48H26L25 45H29V48L32 49L31 51H30V50H29V51H30V53L32 52L34 55L30 54V57H29V58L32 59V61L30 60L31 63L28 62L29 60H28V61H27V60H26V61L23 60V58H22L21 56H20V58H21V59H20L18 54H17V55H16V54H13V55H11V56H8V57H9V58H8V61H9V59H10L9 62L11 63L10 65H12V62H13L15 59H17V60H15V61H17V62H16L17 64H13V65H14L13 67L17 68L18 71H17V70L12 71V74H13L14 72H15V73H14L13 75L10 74V77L8 76L7 79H9V80H8V82H7V84H6L7 86L3 87L4 85H0V87L2 86L5 90H6V89L8 90L9 88H6V87H9V84H12V85H10V87H11V86H13V87H17L16 85H18L19 88H17V89H18L17 92H18L19 94H18L17 92H15L16 89L13 88V87H12V88H13L14 90L10 88V90H9L10 92L7 91V90L3 92L4 89H3L2 87L0 88V89H1V90H0V95H1V94H4V93L6 94V93H8V92H9V93H8L9 95L11 94L9 97H8V94H7V95L4 94V95L0 96V97H1V98H0V117H1V118H0V127H1V128H7V129H8V133H7V134H8V137H10V140H12V139H13V140H16V139H17V138L15 139L16 131H17L18 129L20 130V129L22 128V127H21L22 125L18 124V123L15 122V120H14V116H15L17 110H16L13 106L11 107V105H12L11 103H13V102H11L12 99H13L14 101H15V99H17V101H16L15 103H16L17 106H19V108H22V107H24V105H27V104H25V103L27 102L26 100H28V101H29V100H30V101L33 100V101H34V100L36 99L34 102L36 103V101H37L38 103H40V104H39V105H40V108H39L40 111L43 112V113H49V114H47V115H45V116H47V117L49 118L48 120H53L54 123H55V126H56V124L58 123V121H59V120H62V119H64V118L57 119V120L54 119L55 116H53V115L56 114V113H55L56 111L53 110L52 107L50 108V106H48L47 104L44 103V105L46 106V108H45L44 105H43V103H42V102H43V101H42V100H43V99H42V98H43V97H42V94H43V93H44V97H45L46 92H47V94H48V96H49V95L52 94V93L49 94V92H51V91H52V92L56 91L57 93L59 92L58 95L54 92L55 94H52V96H50L49 98H50V100H51L52 98L54 99V98H56V96H60V95H61V96H62V97L60 96L61 98L58 97V98L61 99V100L58 99V101L60 100V101H59L60 103H58V101H56L57 99H54V100L52 99V100L55 102V104H56V103H57L58 105L60 104V105H59V106H60L59 108H61V106H62V103H61V102H62V99H63V100L66 99V100H64L65 103H66V101H67L68 98H70L71 100L74 99V100H72V101L75 103L73 106L76 107V108L74 107L76 110L74 109L73 112H75V111L79 110L80 108H82V107L79 106V105H82V104L85 105V108L83 107V109H81V110H79L78 112H76L77 114H76V113L73 114L75 117H76V115L81 116V114H84V112H87V111L90 112V110H91V108H92V110H91L92 113H91V112H90V113L88 112L89 115H91V116H92V114H93V117H91V118L94 120L95 117H96V118L99 117V118H98L99 121H100L101 118H102V120H101L102 122L100 121L101 124L104 123L105 126H109V125H110V126H109V129L111 130L112 133L116 134V136L119 137V136L121 135L122 131H124V132H127L128 134H130V132H131L130 136H131V137H132V136H135V138H136V139H135L134 137H132V138H134V139H132L130 136H128V137H130V138L132 139V141H131L130 138H129L130 141H128V140H129V139H127L128 137H125V139H124V138H123V139H122V138H119L121 141H120L118 138H116L117 141L114 140L115 145H112V144H111V142H113V141H111V142L109 143V144H110V148L113 147V149L111 148V150L113 151L114 157L116 156V153L119 152L118 149H121V150L126 149L125 152H126L127 154L124 153L123 151H122V154H125L126 156H128L127 159H125V155H120V156L117 155V158L119 157V159H118L117 161H120L119 164H118V162L116 161V157L114 158V160H115L117 163H116L115 161H113V159H112V158H113V157H112L113 155H112L110 152H109V154H107V155L105 154L106 156L104 155L103 157H100V156L95 155V154H94V155H92V154H87V155H88L87 157H88V159H90V160H92V159H91V155H92V158H93V156H95V157L97 156L96 158L94 157L92 161H94V159H95V161H96V159H97V160H100V158L104 160V157H107L106 159H107V161H108L109 166H111L110 164L112 163V167H113V168L115 167V165L117 166V165H121V164H122V165H121V168H122V177L119 178V180H120V179H121V180L119 181L117 178H116V179L114 178V181L111 180L112 182H108L109 185H111V186H109L108 183H105V184H104V182H103V184L100 183L101 185H100L99 187H101V186L103 187V188L101 187L100 190H99V189H96L97 185H96L95 187L92 186L91 188H94L95 190H97V192L99 191V194H98L95 190L90 189L89 192L91 193V195H89V196L91 197V199L99 197V201L102 202V201L104 200L103 198H105L106 196H109V197H106V198H105V199H106V200L104 201L105 203L102 202L101 204H105V205H107L106 207H108V209H110V208H109V204L106 203V201L108 202L109 198H110L109 203H115V204H116V202H117L118 200H119V202H121V201H122L123 199H125V197H126V199L128 198V200L125 199L126 201H125V200L122 201V202H123L122 207H121V205H119V204H121L122 202H121V203L117 202V203H119V204H116V205H118L119 207H121V208L123 209V210L120 211L121 214H123V216L126 217V214L128 213V211H126V213H124L123 211L126 210L127 208H129V210L131 211V214H132V213H133V214L130 215V211H129V213L127 214V217H126L127 220H126V219L123 220L124 217H122V215L119 216V212L116 213V211H115V213H113V216H112V214L109 215V213H111V211L114 212V210H108V209L105 207V209L108 210V212H107L108 216H107V217L110 218V220L108 219L107 222H109V223H107V224H108V225L110 224L109 227H113V228H114V227H117V230H114L113 228H109L110 231L108 230L107 232H104V233H103V236L100 238V241H101V242L99 243V244H101V247H100L99 245H98V246H99V247H98L97 244H96V246H94V245H95L94 243H92V244L87 243V244H86V241H83L84 239H83V240H80V239H79L80 241H76V242H75V246L78 248V246L80 245V246H79L80 248L77 249V248L75 247V250H76V249H77V250L82 249L81 252L83 251V253H79V254H80V255H81V254L83 255V254L85 253V255L87 256L89 250L91 249V248L88 249L89 246L92 247V249H91L90 252H89V254H91V252H93V250H94V252L96 251V253H97V252H99V251L101 250V248L104 247V245H105V246L107 245L106 247L109 248V246H110L111 244H114V243H115L113 246L111 245L112 247L110 246L113 250H112L111 248H109V250L111 249L112 251H114V248H113V247H114V246H117V242L119 243V241L122 240L123 238L126 239V237H128L129 234L132 233L131 237L129 236L126 240L123 239V240H125L124 242H123V240L120 241V242H123V244H124L126 241L129 240V242L131 241L130 244H131V245H134V246L140 244V245H139V247H140V251L137 252L136 259H135L133 262L129 263V264H143V263H144V264H152V263H154V262H157V261H158V258H159V261H160V262L158 261V264H161L162 261H163V264H170V263H172L171 261H173L172 264H177V263L179 264L178 261H180L181 259H182V260H181L180 262H181V263L183 262L182 264H190V263H191V264H195V263H197V264H203L204 259H203L202 262H201V261H198V262H197V259H198V260H199V259H202V258H201L202 254H201L199 251H198V252H194V251L197 250L196 247H198L200 244L205 245V244H207V243H208V245H206V246H208L209 249H208V250L205 249V250L207 251V257H208V258L217 261L219 264H227V263H230V264H231V263H233V262L236 261L235 256H234V254L232 253V249H231V248H230V249H229V248L227 249L224 245H226L225 242H226V243H230L232 240H234L235 237H233V236H236V234H238V233L240 232V231H238V230H236V229H240V228H241V231H243V232H240V233L242 234V237L245 236L244 238H246V239H244V240H246V241H245L244 250L247 248L246 250H247L248 252L251 251L250 253H251L252 255L257 251V252L259 253L258 256L261 255V256H259L260 259L257 258V259H259V260L257 261V259L255 258L256 262H255V260H252V261L255 262L254 264H257V262H258V264H259V261H261L262 258L264 259V256H263V255H264V252H263V251H264V246L262 245V244H264V243H263V241H264V235H260V234L263 233V229H264V228H262V227H264V226H263V225H264V200H262V199H264V110H263V109H264V103H263V102H264V95H262L261 93H258V92H259L258 90H257V92H255L256 90H255V91L253 90V92H252V90H249V88L252 87L254 81H255L254 84H258V82L260 83V82L262 81V83L259 84V85H262V86H260V87H263V86H264V83H263V81H264V80H263V79H264V67H263V65H264V59H260V58H264V54H263L264 51H262V52L259 51V42H260V41L257 42V41H256V40H257L256 37H255V38H256L255 41H256L257 43L254 42V40L251 41V40L249 39V37H250V35H251V36H252V39H255L254 36H260V37L264 38V37H263V34H262V32H263L262 30H264V28H262V27H264V26H262V25L264 24V22H263L262 20H264V19H263V18H262V20H260V18L253 19V21H256L255 23H253V21L250 20L249 23H248V24H249V26H248L249 28L246 29V31H245V30L243 31V32H245L244 34H243V33L241 34V32H238V33H236V34H238V35L235 34V36H236L235 38H236V39H233V40L230 39V40H229V39L226 38L227 41H226V39H224V40H225V43H224V40H223V43L220 42V43L223 45V46H222V45L219 44V41H220V39H221L220 36H219V34H221V33L224 34L223 32H224L225 30H227V29H226L225 27H223V25L219 22L220 19H219L218 16L215 17L214 14H212V15L210 14V15H208L209 17L207 16L208 19H207L206 17H205L204 20H203V19H200V21H205V23H204V22L201 23V22H197V21H199V20H197V21L194 20L195 18L193 19V16H191V17L189 18V16H187V15H186V14H185L180 8H178L177 6L172 7V8H174L175 10H173V9L171 8L173 11H172L170 8L167 9L168 12H171V13H169V15H168V14H165V12H166L167 10L165 11V9L162 8V5H159V6L156 8V9H157L156 11H158V12L155 11L154 14H151L152 12L150 13V16H151L152 18H153V17H154V18L157 17V20H156V21L154 20V18H153V19L148 18V17H149V14H148V13H145V14L143 15V13L140 12V13H141V14H139L140 16L138 15V17H137V21H139V24L141 23V25H142L143 27H144V26L146 27V26L148 25L147 27L149 28V26L152 27V25L154 24L153 32H155V31H154L155 29H158V30H157V31H158L157 33H158V34L155 32V34H157V37H156V35H155L153 32H151V31H152V30H151L152 28L150 27V28H149V31L151 30L150 33H153V34H152V37H153V35H154V38H153L154 40H153L152 38H150V37H149V38H148V37H145V36L143 35V33L140 32V33L142 34L143 37H142V36H141V37H140V36H137V34H136V35H131V36H130V37H132V36L138 37L139 39H138V38H137V39H138L139 42L137 41V39H136L135 37H132V40H133V41L136 40V41H137L138 43H140V44H138L136 41H134V43H135V45H134L133 41L131 40L132 43H131V41H129V42L133 45V47H132V45L129 43V45H131V46H128V45H127V46L130 47V48L128 49L127 46H126L127 48H125V46H124L123 49H126V50H123L122 47H121V46H123V45L120 46V44H119L120 48L122 49V50H121V49L117 48L118 45H116L115 42L118 44V42H120V40H122L123 38H126L127 36H126V37L124 36L123 38H122V37L120 38V36L115 35V36H117V37H116V38L113 37V36H114L113 33H115V32H112V29H113V28L111 27V25H110V26L107 25V27H108L109 29L111 28V30H108L107 27H105V28H107V29H104V31L108 30V33H109V34L107 33V34H108V35H107L106 32H105L104 34L102 33V32H104V31L102 30L103 28H99V29H98V27H100V26L97 25V27H95L96 24H94V25L92 24V25L95 27V28H93V27L91 26V24L88 23V21H84V19H78L79 22L82 23V21H83V23H84V25H83V24L80 25V26L83 27V29H82V28L79 26L80 23H79L78 21H76V22H78V23H76L75 21H73L74 18H71V16H70V17H66V18H65V17H62V16H68V15L65 14V13H63V15H62V14L58 11V9H59V8L57 7V6H59L58 4L55 5L56 8L54 7L53 4L46 5L47 7H49V6L51 7L50 10H49L47 7H45V5H43V6H42ZM51 5H53V6H51ZM41 6H42V7H41ZM175 7H176V8H175ZM41 8H43L44 11H45V10L47 11V9H48V11H47L48 13H47L46 11H45V12H46V13H45ZM46 8H47V9H46ZM53 8L55 9V12H56V13H55V12H52V11H54ZM57 8H58V9H57ZM61 8H62V7L60 6V9H59V10H61V12H64V9H61ZM160 8H162V9L164 10V12H163L162 10L159 11ZM51 10H52V11H51ZM177 10H180V11H177ZM42 11H43V12H42ZM49 11H50V12H49ZM174 11H176V12H174ZM181 11H182L183 14L181 13ZM40 12H42V13H40ZM51 12H52V13H51ZM159 12L164 13L166 16L168 15V16H167L168 18H166V16H165L164 14L159 13ZM173 12H174V13H177V12H178V13H177V15L175 16V15H173V14H174ZM179 12H180V13H179ZM43 13H44V14H43ZM50 13H51V14H50ZM54 13H55V15H56L57 13H58L59 15L61 14V15H60L61 17H59L58 14L55 16ZM157 13H158V14H157ZM172 13H173V14H172ZM42 14H43L44 16H46V18H47V16H49L48 14H50V16H52V18H50V16L47 18V19H48L47 22H50V23H46V22H44V23L48 24V26H47L46 24H44L43 21L41 22V19L39 18V16L42 15ZM147 14H148V16H147ZM155 14H156L157 16H156ZM160 14H162V15H160ZM170 14H171V15H170ZM179 14H180V15L182 14V15H181L182 17H183V15H184V17H186V18H185L186 20L189 18L188 21L190 20V22L186 21L185 19H182V17H180ZM29 15H30V14H29ZM53 15H54L55 17H53ZM141 15L144 16L143 18H148V19H150V21H148V19H147V20L145 19V21H144L145 23L142 24L144 19L142 18ZM145 15H146L147 17H145ZM152 15H153V16H152ZM163 15H164V16H163ZM178 15H179V17H178ZM57 16H58V18H60V19H58ZM158 16L161 17V18H162V16H163L164 18H166V19L162 18L163 20H165L164 23H163V20H162L161 18H159V19H161V20L158 19ZM169 16H171V17H169ZM173 16H175V17L177 18V21H176V19H174L175 17L172 18ZM210 16H211L213 19L210 18ZM27 17H28V16H27ZM29 17H30V16H29ZM29 17H28V19H29ZM140 17H141V18H140ZM184 17H183V18H184ZM55 18H57V19H55ZM64 18H65V20H64ZM67 18H69V19H68L69 21L67 20ZM169 18H170V19H169ZM214 18H215V19L217 18V19L215 20ZM21 19H23L24 21L21 20ZM51 19H52V20H51ZM70 19H71V20H70ZM76 19H77V18H76ZM76 19H75V20H76ZM142 19H143V20H142ZM155 19H156V18H155ZM167 19H168V20H167ZM191 19L193 20V22L196 21V23H193ZM210 19H211L213 22H215V23H214L215 25L213 24V22H212ZM80 20H81V21H80ZM141 20H142V21H141ZM158 20H159V21H158ZM169 20H172V21L174 20L175 22H172V21H169ZM184 20H185V22H183V24H184V25H183V24H182V21H184ZM207 20H208V23H209L210 25H209L208 23H206ZM214 20H215V21H214ZM259 20H260V22H259ZM27 21H29V22H27ZM58 21H59L60 25L57 26L56 23H57ZM66 21H68V22H66ZM146 21H148V23H149V22H150V23L147 24ZM153 21H155V23H154ZM157 21H158V22H157ZM166 21H167V22L169 21L168 24H169V23L171 24L170 27H169V25L166 23ZM210 21H211V23H210ZM151 22H152V23H151ZM156 22H157V24L160 25V26H158V25L156 24ZM176 22H178V24H177ZM187 22H188V23H187ZM191 22H192L193 24H192ZM31 23H32L33 25H32ZM41 23H42V24H41ZM72 23H74L75 25H73ZM85 23H88L87 26L85 25ZM179 23H180L181 25H180ZM189 23H191V24L194 26V28H192V27H191L192 25L190 24V29H191V30L193 29L192 33H193L195 36L198 37V34H199V33H200L199 36L202 34L197 40H196V38H192V37H195V36L192 35V33L189 35V32H191V30L188 28L189 26H186V24L189 25ZM200 23H201V24H200ZM250 23H252V25H251ZM260 23H263V24L261 25ZM30 24H31V25H30ZM50 24H51V25H50ZM89 24H90V25H89ZM146 24H147V25H146ZM172 24H174V25H172ZM175 24H177V25H175ZM202 24H203V25H202ZM204 24H205V25H204ZM211 24L214 25V27L212 26V28H211V27H210ZM248 24H247V25H248ZM27 25H29V26H27ZM43 25H44V26H43ZM49 25H50L51 27H50ZM53 25H54V26H53ZM71 25H72V26H71ZM166 25H167V26H166ZM196 25H197V26H196ZM200 25H201V26H200ZM206 25H207V27H205ZM208 25H209V26H208ZM217 25H218V26H217ZM258 25H261V26H260V32H261L260 35L257 34V33H256L257 35L255 34V32H257V31L259 30V26H258ZM40 26H41V27H40ZM56 26H57V28H56ZM65 26H66V27H65ZM74 26H75V27H74ZM77 26H78V27H77ZM84 26H85V30H84ZM142 26H141V27H142ZM157 26H158V28H157ZM165 26H166V27H165ZM173 26H174V27L177 26V27H176V28H172ZM195 26H196L198 29H197ZM198 26H199L200 28H199ZM202 26H204V27L207 28V29L203 28ZM216 26H217V29H216ZM250 26H251V29H250ZM38 27H39V29H41L40 31L37 29ZM42 27H44V28H42ZM49 27H50V28H49ZM53 27L56 28V29H54ZM88 27H89L90 29L92 28L91 31H90L91 34L94 33L95 30L98 29L97 32L100 31V34L97 33V32H95L96 35L99 34V35L101 36V35L103 34L102 37H103L104 39H103L102 37H99V36L97 37V36H95V35H94L95 33L92 34V38L89 37V39H88L87 36H88V35L91 36V34H89V32H88V31H89V28H88ZM147 27H146V28H147ZM181 27H182L183 29L180 30V32H177V29L179 30V29H181ZM218 27H219V29H218ZM45 28H46V29H45ZM70 28H72V30H71ZM73 28H74V29H73ZM76 28H77V29H76ZM86 28H87V31H86ZM146 28H143V29L145 30ZM148 28H147L146 32H148ZM165 28H166V30H165ZM195 28H196V29H195ZM201 28H203V29H201ZM208 28H209V29H208ZM210 28H211L212 30H213V29H214V30L216 29L215 31H217V30H218V31H217V32H215L214 30L211 31ZM222 28L225 29V30L222 31ZM257 28H258V29H257ZM48 29H49V30H48ZM53 29H54V30H53ZM93 29H95V30L92 31ZM143 29H142V30H143ZM159 29H161V30H159ZM168 29H169L170 31H169ZM174 29H175L176 32H174ZM188 29H189V30H188ZM220 29H221V30H220ZM43 30H45V31H43ZM46 30H47V32H46ZM50 30H52L51 33L49 32ZM74 30H75V32H74ZM144 30H143V31H144ZM162 30H163V32H162ZM186 30H187V32H186ZM200 30H201V31H200ZM202 30H203V33H202ZM204 30L207 31V32H205ZM219 30L221 31V33H220ZM247 30H248V31H247ZM249 30H250V31H249ZM38 31H39V32H38ZM42 31H43V33H44V32H45V33H48V32H49V33H48L47 35H46V34H41ZM53 31H54V32H53ZM70 31H72V32H70ZM85 31H86V32H85ZM101 31H102V32H101ZM160 31H161V32H160ZM181 31H183V34L186 33V34H185V36H186L185 38H184V35H182V32H181ZM184 31H185V32H184ZM188 31H189V32H188ZM194 31H195V33H194ZM197 31H199L198 34H196ZM209 31H211L212 33L209 32ZM253 31H254V32H253ZM22 32H23V33H22ZM32 32H33V33H36V34H37V32H38V34L40 35V36L38 35V36H39V37H38V41H39V42L36 40V39H37V36L34 35V36L36 37V38H35V37L33 36V33H32ZM40 32H41V33H40ZM84 32H85V34H84ZM111 32H112V33H111ZM159 32H160V33H159ZM164 32H165V33H164ZM172 32H173V33H172ZM204 32H205V33H204ZM213 32H215L216 37L219 38V39H217L218 42L215 41L216 39L214 40V38H216V37L214 36L215 34L212 35ZM246 32H249V33H248L249 35H246ZM53 33H54V34H53ZM59 33H61V34H59ZM140 33H139L138 35H140ZM148 33H149V32H148ZM162 33H164V35H165V37H166L165 40H166L167 43L165 42V40H164V38H163L164 35H162ZM166 33H167V35H166ZM175 33L178 34V35H177L178 37H176V34H175ZM179 33H180V36H179ZM225 33H229L228 30L225 31ZM250 33H252V34H250ZM258 33H259V32H258ZM23 34H25V35H23ZM27 34H28V35L30 34L28 38H27ZM31 34H32V35H31ZM51 34H52V35H51ZM58 34L60 35V38L58 37V36H59ZM87 34H88V35H87ZM105 34H106V39H107V40H113V39H114L113 41H115L116 39L118 40V39L120 38L118 41L116 40V41L114 42V44L116 45V47H115V45H114L113 48H111V49L109 48L110 50H109L108 48H106V47H108V46L103 42V41L106 40L105 37H104ZM110 34H111V35L113 34V36H110ZM115 34H116V33H115ZM160 34H161V36H163V37H160ZM168 34H169V35H168ZM172 34H174L175 36L172 35ZM206 34H207V36H206ZM12 35H13V36H12ZM45 35L48 36L47 38H48L49 40L45 38V37H46ZM53 35H54V36H53ZM57 35H58V36H57ZM158 35H159L160 38L158 37ZM188 35H189V36H188ZM204 35H205V36H204ZM225 35H230V33H229V34H225ZM239 35H241V36H239ZM242 35H243V37H242ZM261 35H262V36H261ZM15 36H16L17 38L19 37V42L17 41L18 39H17ZM20 36H21V38H20ZM41 36H42V37H41ZM56 36H57V37H56ZM121 36H122V35H121ZM208 36H209V37H208ZM211 36H212V37H211ZM32 37H33L35 40H34ZM40 37H41L42 39H41ZM50 37H52V41H50V40H51ZM54 37H55V38H54ZM66 37H67V38H66ZM96 37H97V38H96ZM108 37H109V39H108ZM130 37H127V40H130V39H128V38H130ZM169 37H171V38H169ZM173 37H175V38H177V39L175 40V38H173ZM182 37H183V38H182ZM187 37L189 38L188 40L186 39ZM203 37H204V39H203ZM240 37H241V38H240ZM15 38H16V39H15ZM29 38H30V39H29ZM53 38L56 39V41L53 40ZM58 38H59V39H58ZM93 38H94L95 40H94ZM101 38H102V39H101ZM110 38H111V39H110ZM133 38H134V39H133ZM140 38H142V39H143V38H147V40L149 39L150 43L153 42L154 45H155V47H154V45H153V48H152V44H153V43L150 44L149 42H147L146 39H143V40H144L143 43L140 42V41H143V40H141ZM155 38H156V40H155ZM157 38H158V39H157ZM168 38H169V39H168ZM178 38H179V40L182 38L180 41L182 42L183 45H184V43H185L186 46H187V44H188L187 41H189V40L191 39V41H189V42H191V45L188 44V46H190V47H191V46L194 47V50H195L196 52H195L194 50H192L193 48H192V49H191V48H188V46L186 47L185 45H184V46L181 45V47L179 48L180 45H179V44H176ZM201 38H202V40H201ZM205 38H206V39H205ZM207 38L212 39V41L214 40V42H212L213 45L215 44V45L217 46V43H218V44H219L218 47H219L221 50H219L218 47H215V45H214V46L211 45L212 43H211L210 39H207ZM242 38H243V39H242ZM250 38H251V37H250ZM20 39H21V40H20ZM26 39H28V40H26ZM63 39H64V41H63ZM68 39H69V40H68ZM90 39H91V40H90ZM98 39H99V40L101 39V40L99 41ZM150 39H151L152 41H151ZM167 39H168V40H167ZM171 39H172V40H171ZM192 39L196 40V41L193 42L194 44H195V42L198 43V41H199V44H195L196 46L202 44V46L200 45V46H201V48H200L201 50L199 49L200 46H198V47L195 48V45L192 43V41H193ZM199 39H200V40H199ZM237 39H238V40H237ZM247 39H248V40H247ZM23 40H24V42H25L26 44L23 43ZM40 40H41V41H40ZM42 40H43V41H42ZM46 40H47V43H48V41H49V43H50V42L55 43V44L52 43L53 46L51 45L53 48H51V46H48V45H49V43H48V45H47L48 47H47V48H48V49L50 48L48 52L45 51V50H43L42 47H40V45L43 46V45L46 43ZM60 40H62V41H60ZM102 40H103V41H102ZM159 40H160V42L163 41L164 43H161V45H160ZM208 40H209L210 42H209ZM221 40H222V39H221ZM231 40H232V41H231ZM234 40H235L236 42H238V43H235ZM246 40H247V41H246ZM14 41H15V42H14ZM21 41H22V43L25 44V45L22 46ZM26 41H28V43H27ZM31 41H32V42H31ZM58 41H60V43H59ZM88 41H89V42H88ZM92 41H93V42H92ZM98 41H99V42H98ZM154 41H155V42H154ZM156 41H158V42H156ZM170 41L174 42L175 44L172 43V42H170ZM180 41H178V43L181 44ZM201 41H202V42H201ZM206 41H207V45H203V43H206ZM230 41H231V43H230ZM241 41H242V42H241ZM245 41H246V42H250V43L246 44ZM33 42L35 43L34 45H36V43H37V46H36V47H35L34 45H32ZM43 42H45V43H43ZM71 42H73V44H72ZM75 42H76V43H75ZM79 42H80L81 44H80ZM90 42H91V43H90ZM100 42H101L103 45H102ZM169 42H170V44H169ZM200 42H201V43H200ZM208 42H209V43H208ZM215 42H217V43H215ZM232 42H234V43L236 44V46H237L238 44L241 45V43H242L244 46H246V48H247L248 50L245 49V47H244L243 45H241L242 48L240 47V48H241L240 50H242V49L244 48L243 50H245V53L248 52L247 55H250V56H248V57H249V60H248L247 55H246V56H243V58L240 59L241 61H239V59H235V58H233V59L230 58V57H229L230 59L228 58V56H230L229 54H231L229 50H231V47H232V45H233ZM244 42H245V43H244ZM252 42H253V43H252ZM14 43H16V44L14 45ZM87 43H88V44H87ZM144 43H146V44H144ZM148 43L151 45V47H150V45L147 46V47H150V50H149V48L146 47V45H147ZM155 43L158 44V45H160V46H159V47H158V45L156 46ZM165 43H166V45H168V47H166L165 45H163V44H165ZM171 43L176 47L175 49H174V46H172ZM227 43H228V44H227ZM50 44H51V43H50ZM60 44H61V47L59 48ZM71 44H72V45H71ZM85 44H87L88 47H86ZM104 44H105L106 46H105ZM136 44H138V45H140V46H137ZM226 44H227V45H226ZM229 44H231V45H229ZM252 44H255V45H252ZM11 45H8V46H11ZM54 45H55V46L58 45V46H56V47H58V49L60 50V52H58V50H56L57 48L54 47ZM75 45L80 46V48H77V47H76L77 49H74V46H75ZM90 45H92V46L90 47ZM98 45H100V46H98ZM162 45H163V46H162ZM178 45H179V46H178ZM193 45H194V46H193ZM248 45H249V47H248ZM17 46L14 47V49H15V48L17 49V48H18ZM44 46H46V44H45ZM81 46H82V47H81ZM95 46H96V47H95ZM136 46H137V47H136ZM204 46H205V47H204ZM207 46H209V47H207ZM210 46H212L213 49H212ZM221 46H222V47H221ZM226 46H228V47L226 48V49H228V51H227L226 49H224ZM250 46H251V47H250ZM93 47H95V48H93ZM134 47H136V48L134 49ZM138 47H139V48H138ZM156 47H157V49H156ZM162 47H163L164 49L167 48V49L165 50V54L169 52L166 56H168L170 53H172V52H170V51H172V50H173V52H174V51L177 52L176 54H175V52H174V55H176V56L173 57L174 59L172 58V55H173V54H171V55H170V56H171V57H170L171 59H168V58H169V56H168V58L165 57V60H163L165 54H164V51H163ZM177 47H178V48H177ZM182 47H183V50H182ZM185 47H186V48H185ZM237 47H239V46H237ZM237 47H236V48H237ZM255 47H256V48H255ZM257 47H258V48H257ZM19 48H18V49H19ZM36 48H37V50H36ZM43 48H45V47H43ZM47 48H45V49H47ZM55 48H56V49H55ZM82 48H83V49H82ZM84 48H86L87 50L84 49ZM116 48H117V49H116ZM131 48H132L133 52H132ZM140 48H141V50H140L141 52L143 51V49H144V51H145V52L143 51L144 53L142 52L143 55H139V54H141V53H140L139 51H137V50L140 49ZM145 48H146L147 50H145ZM151 48H152V50H151ZM170 48H171L172 50H171ZM202 48H203V49L206 48V50L204 49V51H203ZM208 48L210 49V51L208 50ZM214 48H217V49L215 50ZM254 48L256 49V54H255V55H253V54H254V51H253ZM7 49H11V50H13V48H9V47H8ZM18 49H17V50H18ZM40 49H42V50L40 51ZM52 49H53V50H52ZM54 49H55V51H57V53H55ZM78 49H81V50H83V51L86 50V52L88 51L87 54H88V55L91 54V56H90V55L87 56V54H86L85 52H82L81 50H79V51L82 52V53H79ZM103 49H104L105 51H104ZM115 49H116V50H115ZM118 49H119V53L117 52ZM136 49H137V50H136ZM153 49H154V50H153ZM188 49H189V50H188ZM197 49H198V50H197ZM211 49H212V51H211ZM222 49H223L224 51H223ZM255 49H254V50H255ZM11 50H9V51H11ZM33 50H35V51H33ZM76 50H77V51H76ZM114 50H115V51H114ZM176 50H177V51H176ZM185 50H186V51L188 50V51H187L188 53H187V52L185 53V52H184ZM191 50L194 51V52L192 53ZM199 50H200V53H197V52H199ZM217 50H218V51H217ZM236 50H238V48H237ZM38 51H39V53H38L39 56H40V53L43 51V53H42L41 55H42L43 57L46 55V56L44 57L45 60H46V58L49 60V57H51L52 54L55 53L54 55L56 56V55L59 53V54H58L59 58H55L53 55H52V57L50 58V60L53 58V59L51 60V61L53 62V64L58 63V65H55V66H56V67H55L53 64H51V63H52L51 61H49V63L46 62L41 56H40V57L38 56V54H37ZM61 51H62V52H61ZM108 51H110V52L112 53L111 58L114 57L115 62L113 61L114 59L112 60V59L110 58V54H111V53L108 52ZM126 51H127L126 54L122 53V52H126ZM150 51H152L153 54L150 53ZM160 51H162L163 53H162V52L160 53ZM179 51H180V52H179ZM189 51H190V52H189ZM201 51H203V52H201ZM206 51H209V52L206 53ZM214 51H215V53H212V52H214ZM220 51H221V52H220ZM222 51H223V52H222ZM226 51H227V53H225ZM44 52H45V53H44ZM51 52H52V53H51ZM63 52H64V53H63ZM89 52H90V53H89ZM115 52H116V53H115ZM120 52L122 53V55L120 54ZM129 52H132V53H129ZM134 52H137V53H134ZM147 52H148V53H147ZM157 52H158L159 54H163V55H160V56H159V55H156V54H158ZM210 52H211V54H212L213 56L210 55ZM218 52H219V53H218ZM28 53H29V52H28ZM46 53H47V54H46ZM48 53L51 54V55L48 56V55H49ZM60 53H62V54H60ZM65 53H66V55H63V54H65ZM128 53H129L130 55H133V53H134V55H135V54L138 55V56L135 55V56H134V59H131V61H133V62L130 61V63L133 64V67H132V65L129 63V61H128V63H129L130 66H129V65H127V66L125 65V64H128V63H127V61H126V58L124 59V57H125V56L127 57V56H128ZM178 53H179V55H177ZM183 53H184V55H186V56L182 55ZM190 53H191V54H190ZM194 53H195V54H194ZM202 53H203V54H202ZM205 53H206V54H209V55L207 56ZM222 53H223V56H222ZM224 53H225V54H224ZM261 53H262V54H261ZM85 54H86V55H85ZM93 54H94V55H93ZM97 54H98V55H97ZM106 54H107V56H104V55H106ZM114 54H117V55L119 54V56H121V57L124 59V60L122 59L123 62L120 60L121 57L118 56L117 58H115V56H117V55H114ZM123 54H124V55H123ZM151 54H152V55H151ZM188 54H189V55H188ZM197 54H198V55H197ZM214 54H216V58H217V59L215 58ZM218 54H219V55H218ZM14 55H15L16 57H15ZM62 55H63V56H62ZM84 55H85V56H84ZM95 55H96V57H95ZM130 55H129V56H130ZM153 55H154V56H153ZM155 55H156V59H155ZM180 55H182V56H184V57H182V56H180ZM187 55H188L189 57H187ZM191 55H192V56H191ZM194 55H195V56H194ZM200 55H201V56H200ZM261 55H262L263 57H262ZM32 56H35V57H33L35 61H36L37 58H40L42 61L44 60V62H46V63H48V64H46V63H44V62L42 63V62L40 61V59H39V60L37 59V62H35V63H37V64L32 63V62H34ZM36 56H38V57L36 58ZM47 56H48V57H47ZM58 56H56V57H58ZM60 56H61V57H60ZM64 56H65V58H62V57H64ZM99 56H100V57H99ZM123 56H124V57H123ZM129 56H128V58H132V56H130V57H129ZM150 56H151V57H150ZM161 56H162V57H161ZM177 56H179V57H177ZM190 56H191V57H190ZM193 56L196 57V58H192ZM197 56H198V58H197ZM199 56L202 57V58H205V59H204V60H203L202 58L200 59ZM210 56H211V58L214 57V58L216 59V60H215V59L213 58L214 61H215L216 64H217V66H216V64L214 63V61H213L212 59H210ZM218 56H219V57H218ZM221 56H222V57L225 56V57L228 59L229 62H228V61L226 62V58L224 57L225 59H224V58L222 59ZM254 56H255V57H254ZM67 57H68V58H67ZM87 57L94 58L95 60H94V59L90 60L91 58L89 59V58H87ZM102 57H103L104 59H103ZM106 57H107V58H106ZM108 57L110 58V60H109ZM137 57H139V61H140V62H139V61H138V62H139L140 64H138V62H137V60H138ZM157 57H158L159 59L162 58V59H161L162 61L158 60ZM175 57H176V58H175ZM206 57H207V59H206ZM208 57H209V58H208ZM245 57H247V60L245 59ZM14 58H15V59H14ZM35 58H36V59H35ZM69 58H71V59H69ZM86 58H87V59H86ZM97 58H98L99 60H98ZM118 58H120V59H119L120 61H119V60H116V59H118ZM128 58H127V59H128ZM144 58H145V59H144ZM147 58H148V59H147ZM151 58H152V59H151ZM179 58H180V59H179ZM182 58H183V61H185L186 58H187V60L190 58V59H189L190 61L193 59V61L190 62L189 60H188V61L186 60L185 62H183V61L181 60ZM253 58H254V59H253ZM255 58H257V61H256ZM12 59H13V60H12ZM59 59H60V60H59ZM64 59H67L68 61H67V60H66V61H67L68 63H66V61H65ZM72 59H74L75 61H73ZM100 59H101V60H100ZM102 59H103V60H102ZM106 59H108V61H107ZM142 59H144V60H142ZM146 59H147V61L149 60V62L146 61L147 64H146V62H145ZM153 59H155V62H156L157 64L154 62ZM172 59H173V60H172ZM195 59H196V60H195ZM219 59H220V60H219ZM231 59L234 60V61H232ZM250 59H251V60H250ZM21 60H22V61H21ZM56 60H57V62H56ZM96 60H98V61H96ZM104 60H105V61H104ZM129 60H130V59H129ZM134 60H135L136 62H134ZM151 60H153L154 63H153ZM199 60H200V61H199ZM235 60H236V61H235ZM237 60H238V61H237ZM244 60H245V62L247 61V62H249V63H248V64L245 63ZM252 60L254 61L253 64H252V62H251ZM259 60H260V61H259ZM261 60H263V62H262ZM19 61H20V63H19ZM23 61H24V64H23ZM59 61L63 64L62 66L60 65L61 63H60ZM69 61H70V62H69ZM71 61L73 62V64H71V63H72ZM87 61H88V62L91 61L92 63H94V64H92L93 66L91 65V63H88ZM100 61H104V62H100ZM106 61H107V62H110V61H111V62H110V63H107ZM112 61H113L114 63H113ZM116 61H117V62H116ZM141 61H144V62L142 63ZM165 61H166V62H165ZM171 61H172V62H171ZM195 61H196V62H195ZM202 61H203V62H202ZM210 61H211V62H210ZM224 61H225V62H224ZM231 61H232L233 64L231 63ZM242 61H243V62H242ZM21 62H22V63H21ZM27 62L30 63V64H28V65L25 66V63L27 64ZM39 62H40V63H39ZM50 62H51V63H50ZM64 62H65V63H64ZM119 62L122 63L121 66H124L125 68H128V70H127V69H126V70L121 69L122 67L120 66V63H119ZM125 62H126V63H125ZM170 62H171V63H176V62L178 63L177 65L175 64V66H176V68H177V70H178V71H177V70L174 71L175 73H177V72H178V73H179V72L181 73V72H183V70H184L183 68H185V67L188 68V66H190L189 69H191V70H192V68H193V70H196V69L194 68V67H196V68H197V71H198V69H199V70L201 69L200 71H202V72L204 71V73L199 72V71H198V72H199V75L202 74V75L205 76V78H204V76H202V75H200V76H199V75L196 76V75H197V73H196L197 71H194L196 74L193 72V70H192V71L190 70L191 72H188L189 69H188V71H187V68H185V70H186L187 72H183L184 75H179L180 73H179V74L177 73V74H176L177 76H176L175 73L173 72V70L176 69V68H174V67H175L174 64H171ZM180 62H183V63H182L181 65H179ZM194 62H195L196 64H195ZM198 62H199V63H198ZM223 62H224V63H223ZM239 62H240V63H239ZM257 62H258V63H257ZM260 62H261V63H260ZM13 63H14V62H13ZM69 63H70V64H69ZM77 63H78V64H77ZM99 63H101L100 66H98ZM106 63L109 64V66H110V67L108 66L109 68H107ZM115 63H116L117 65H116ZM118 63H119V64H118ZM124 63H125V64H124ZM134 63L137 64V68L135 67L136 64L134 65ZM150 63H151V64H150ZM158 63H160V64H158ZM163 63H164V64H163ZM186 63H188V64H186ZM189 63L192 64V65H190ZM193 63H194L195 65H202V67H201V66H195ZM203 63H204V64H203ZM205 63H206V65H205ZM210 63H212V64H210ZM241 63H243L244 68L242 67L243 65H242ZM254 63H255V64H254ZM22 64L24 65L23 68H22V66H23ZM41 64H42V65H45V64H46L45 66L50 65V66H49V69L52 68V70L54 69V67H55V69H59V68H60L59 66H61V68L59 69L60 72H62V71L65 70V71H64L65 73L62 72V74H63V73L66 74V75L68 76V78H70L69 75H70V76H73V79H71V80L68 79L66 75H65V76H64V75H61V73H60L59 71H58V73H53L54 70H53V71H52V70L50 71L47 67H45V66L43 67ZM66 64L69 65V66H67ZM97 64H98V65H97ZM103 64H105L104 66L106 67V68H104V69H106L105 71H104V69L101 67V66H103ZM110 64H112V65H110ZM145 64L148 65V66H145ZM155 64L158 65V66H160V67L163 66V67H161V68H163V69H162V75H161V68H158V69H160V70H158V69H157L158 66H156ZM165 64H166V65H165ZM169 64H170L171 66H174V67H173L174 69H172V67L169 66ZM183 64H184V65H183ZM209 64H210V66H209ZM213 64H214V65H213ZM224 64H225V65H224ZM227 64H229V65H227ZM231 64H232V65H231ZM245 64H246V65H245ZM249 64H250V65H249ZM259 64H260L261 66H260ZM4 65H5V64H4ZM18 65H19V66H18ZM30 65H31V66H30ZM33 65H35V66L38 65L39 70H40V68L42 69V67H43V69H42L43 72H45L48 76L51 75V74H53V75L49 76V77H51V78H49V77H47V75H46L45 73L41 72L42 70H40V72H41L40 74H41V75L38 74V73H39L38 70H37V73L35 74V70H36V68L38 69V67H34ZM51 65H52L53 67H52ZM64 65H66V67H65ZM83 65H84V66H83ZM88 65H90V66H89L90 69H89ZM95 65H96V67H95ZM118 65H119V66H118ZM167 65H168V66H167ZM185 65H186V66H185ZM203 65H205V66H203ZM207 65L210 67V70H209V71H208V68H209V67H208ZM218 65H219V66H218ZM240 65H241V67H240ZM247 65H248V66H247ZM255 65H256V66H255ZM6 66H8L7 63H6ZM28 66H29V67H28ZM57 66H58V68H57ZM70 66H73V67H70ZM97 66L100 67V68H98ZM104 66H103V67H104ZM116 66H117V69L114 68V67H116ZM128 66H129V67H128ZM177 66H180V67L183 66V68L181 67L182 69H181V68L178 69L179 67H177ZM206 66H207V67H206ZM228 66H229V67H228ZM238 66H239V67H238ZM246 66H247V67H246ZM250 66H251V67H250ZM253 66H255L256 68L253 67ZM25 67H26V68H25ZM27 67H28V68H27ZM32 67H33V70H34V71L32 70ZM82 67H83V68H82ZM84 67H85V68H84ZM87 67H88L89 70H88V69L85 70ZM92 67H93V68H92ZM111 67H112L114 70H113ZM118 67H119V68H118ZM147 67H150V68H147ZM152 67H153V69H152ZM154 67L157 69V71H155L156 69H155ZM164 67H165V70H166V69H167V70H168V69H169V70L171 69L170 72H167V74L170 73L171 76L167 75L166 73H165V74L163 73ZM168 67H170V68H168ZM191 67H192V68H191ZM199 67H201V68H199ZM204 67H205V68H204ZM212 67H213V69H214V67L217 68V69H220V68H221V70H219V71H218V70H215L214 72L218 71V74L216 73L217 75H214L215 73L213 72V69H211ZM219 67H220V68H219ZM231 67L234 68L233 70H236V71H235L236 73H238V72L240 73V74H239V79H240V80H239L238 83L236 84V85H238V86H237V87H233L234 89L232 88L234 91H235V90H236V91L234 92V91L231 89V90H232V92H231V90H230V94L232 93V97H233V98L231 97V95H230L228 92H227V94L221 92V93L224 94V95L226 94L227 97L224 96V98H225V99H226V98H229V99H230V102H229V101H228L229 99H228V100H225L224 98H222L223 96H222V94H221L220 92H219V93H218V92H217V93L215 92V93H216V94H215L214 91H212V90H215V88H217L218 86L220 87V85H221L220 83H221V81H222V80H221L222 78H221V76H220L221 72H226V71L228 72V70L232 71V68H231ZM245 67H246V68H245ZM7 68H8V67H4L3 70L6 71ZM46 68H47V69H46ZM63 68H66V69H63ZM101 68H102L103 71L107 74V76H106V74L104 75V72L101 70ZM132 68H133V69H132ZM134 68H136V70H134ZM144 68H145V69H144ZM202 68H203V70H202ZM222 68H226V70H225V69H222ZM250 68H251L252 70H250ZM257 68H258V69H257ZM260 68H261V69H260ZM20 69H22L23 71L20 72V71H21ZM28 69H31L32 71H31V70L28 71ZM74 69H75V70H74ZM80 69H82L81 71L86 72L87 75H86V73L81 72ZM109 69H112V71L109 70ZM146 69H147V70H146ZM148 69H149L150 71H149ZM245 69H246V70H245ZM262 69H263V70H262ZM25 70H26V71H25ZM46 70H47V71H46ZM61 70H62V71H61ZM68 70H69V71H68ZM90 70H91L92 72H90ZM99 70H100V71H99ZM107 70L109 71L108 73H107ZM122 70H123V71H122ZM141 70H142V71H141ZM145 70H146V72H145ZM151 70L154 71V72L156 73V75L153 74L154 72L150 73ZM180 70H182V71H180ZM185 70H184V71H185ZM205 70H206V71H205ZM16 71H17V73H16ZM49 71H50V72H49ZM67 71H68V72H67ZM73 71H75V72H73ZM93 71H94V72L97 71V72L94 73L96 76L93 75ZM113 71H114V73H115V71H116L115 74H117V75H114ZM127 71H130V72H127ZM147 71H149V72H147ZM240 71H241V72H240ZM262 71H263V72H262ZM7 72L10 73L9 70H8ZM23 72H24V73H23ZM26 72H27L29 75H28ZM32 72H33V73H32ZM55 72H56V70H55ZM79 72H81V73H79ZM88 72H89V73H88ZM98 72H99V73H98ZM110 72H111V74H110ZM125 72H126V74H125ZM134 72H135V74H134ZM142 72H143V73H142ZM158 72L160 73L159 75H161L162 77H161V76H157V75H158V74H157ZM164 72H166V71H164ZM206 72H208V73H206ZM209 72H210V74H209ZM18 73H19V74L22 73V75H19ZM25 73H26V74H25ZM30 73H31V75H30ZM48 73H49V74H48ZM67 73H68V74H67ZM78 73H79V74H78ZM91 73H92V74H91ZM119 73H120V74H119ZM128 73H129V75H127ZM141 73H142V74H141ZM147 73L152 74V75H150V76L148 75V76H149V77L152 76V77H154V79H152V77L149 79V78L147 77ZM171 73H172V74H171ZM187 73H188V74L190 73L191 75H192V74L194 75V76H193V75L190 76V74H189V75L187 76L188 78L186 77L187 79H189V80L186 79V81H189L190 84H189V82L187 83V82L185 81V75H187ZM219 73H220V74H219ZM242 73H243L244 77H243ZM246 73H247V74H246ZM15 74H16V75H15ZM33 74L35 75L34 78H32V76H34ZM37 74H38V76H37ZM42 74H43V75H42ZM56 74H57L58 76H57ZM73 74H75V75H73ZM97 74H98V75H97ZM124 74H125V75H124ZM136 74H137L138 76H137ZM144 74H145V75H144ZM163 74H164L165 76H164ZM181 74H182V73H181ZM222 74H223V73H222ZM8 75H9V74H8ZM14 75H15V76H14ZM17 75H18V76H17ZM26 75H28V77H27ZM54 75H55V77H56V76L59 77V75H60V77L62 78V80H64V78L66 77V80H67V79L70 80V83H71V81L73 82V83H71V84H73V86H72V85H71V87L68 86L69 83L64 84V82H65L66 80H64V81H62V82H61V81L59 82V80H60L61 78L58 79V78L56 77V79H55V78L53 77ZM77 75H78L79 77H75V76H77ZM85 75L87 76V78L85 77ZM100 75L103 76V79L99 78V77H101ZM110 75H114V77L110 78ZM131 75H133V77H134V75H135L136 78L134 77V78H135V79H134ZM142 75L145 76V77H147V79H146V78L144 79V83H145V81L148 80V81L145 83V84H147V86L143 83V78H144V77H143ZM154 75L156 76L157 79L155 78ZM166 75H167V76H166ZM172 75H173V76H172ZM207 75H210V76L212 75V76H211V78H210V76H207ZM213 75H214V77H215V76H216V77L213 78ZM218 75H219V76H218ZM247 75H248L249 77H247ZM16 76H17L19 79H20V77H22L21 79H24L23 81L20 79L22 83L19 82V79H18V78H17L18 80L15 79ZM23 76H24V78H23ZM39 76H40V78H39ZM43 76H44L45 78H44ZM62 76H63V77H62ZM82 76L84 77V79H83ZM90 76L93 77V78H95V79L91 78ZM124 76H125V77H124ZM139 76H142L143 78H142V77H139ZM163 76H164L165 78H164ZM178 76H180L181 79H180ZM182 76H183V77H182ZM217 76L220 77L221 79L219 78V79H220L219 81L214 82L215 80H218ZM12 77H14V78H12ZM25 77H27V79H26ZM41 77H42V79H44V80H42ZM46 77H47V78H46ZM52 77H53L54 79H52ZM74 77H75V78H74ZM88 77H90V79H89ZM97 77L99 78L100 82H99L98 80H96V79H98ZM104 77H105V78H104ZM116 77L119 79V83H118V79H117ZM128 77H129V78H128ZM130 77H132V78H130ZM137 77L139 78L138 80H136ZM167 77H171L170 80L167 79ZM189 77H190V78H189ZM192 77L195 78V81H198L197 83H199V81H200V83L196 85V82L194 81V79H193ZM197 77L200 78V79L198 80ZM201 77H203V79H202ZM241 77H243L245 80H244L243 78H241ZM35 78H36V80H35ZM77 78H78V79H77ZM81 78H82V79H81ZM108 78H109V79H108ZM127 78H128V80H129V82H130V79H131V83H132L133 80H135L136 82H133L132 84H129V83H128V80H126ZM140 78H141V80H140ZM160 78H163L162 81H163L164 79H165V80H164V82H159V83H162V84H163V85H161V86L159 87L160 84H159V83L156 84V83H155V79H156L157 81H161V80H158V79H160ZM174 78H176V81H175ZM191 78H192V79H191ZM196 78H197V79H196ZM209 78H210V81H211V82L208 81ZM249 78L252 79V80H250ZM10 79H14V80H16V81L11 80V81H13V82L11 83V82H10ZM25 79H26V80H25ZM29 79H30V80H29ZM39 79H40V80H39ZM45 79H49V80L51 79V80L54 81V82H52V81H48V80H45ZM115 79H116V80H115ZM120 79H121V80H120ZM166 79H167V80H166ZM171 79H172V80H171ZM182 79H183V80H182ZM214 79H215V80H214ZM241 79H243V80H241ZM247 79H248V81H247ZM261 79H262V80H261ZM41 80H42V81H41ZM56 80H57L58 82H57ZM68 80H67L66 82H68ZM92 80H94V81H96V82H94V81L92 82ZM101 80H102V82H101ZM113 80H115V81H117V82L114 81V84H113ZM149 80H151V81L154 80V83H153V82L151 83V81L149 82ZM190 80H191V81H190ZM192 80H193V81H192ZM249 80H250V83L247 84V82H249ZM253 80H254V81H253ZM27 81H28V85L25 84V83H27ZM30 81H31V83H30ZM32 81H34V83H33L34 85H31V84H32ZM38 81H39V82H38ZM45 81H46V82L48 81L49 84L46 83ZM55 81H56L57 83H55ZM82 81H83V82H82ZM85 81H86V82H85ZM89 81H90V83H89ZM105 81H106V82H105ZM110 81H111V82H110ZM177 81H180V82L178 83ZM183 81L186 82V84H185ZM241 81H242V82L245 81V82H246V83H244L245 85H244ZM15 82L19 83L20 86H19V84H15V85H14ZM43 82H45V83H43ZM50 82H51V85H53V86H52L53 88H50L49 86H47V85H50ZM108 82H109L111 85H110ZM121 82H122V83H121ZM124 82H125L126 84H123ZM168 82H171V83H168ZM192 82H194V84H195L196 86L193 85ZM208 82H209V83H208ZM37 83H40V86H37V88H36V87H34V86L39 85V84H37ZM41 83H42V84H41ZM59 83H60V85L64 84L66 88L64 87V85H62V88L60 87V85L58 86ZM80 83H81V84H80ZM84 83H85V84H84ZM93 83H94V84H93ZM101 83H103V84H101ZM106 83H107V85H106ZM138 83H139V84H138ZM141 83H143L144 85H141ZM149 83L152 84V85L150 86ZM166 83L169 84V85H164V84H166ZM175 83H176V84H175ZM177 83H178L179 85H181V86L184 88V90H183V88H182L181 86H180V87H181L182 89L180 88V90H179V89L176 87V85L178 86ZM180 83H181V84H180ZM191 83H192V88H193V86H194L195 89H196V87H197L198 85H201L202 83H203V84L205 83V84H204V85H206L205 88L208 86V87H207L208 89H207V88H206V89H205V88H204V89H203V88L201 89V87H204V86L202 85L201 87L198 86V89H196L197 91H195L194 88H193L194 90L191 89V91H190V87H191V86H189V85H191ZM216 83H218V85H217ZM239 83L241 84V86H240ZM75 84H76V85H75ZM77 84H79V85L82 86V87L84 86V87H85V90H84V88L80 87L79 85L77 86ZM91 84H93V85H91ZM127 84H128L129 86H128ZM136 84H137L138 86H137ZM153 84H154L155 86L157 85L158 87L156 86V88H154V87H153V86H154ZM171 84H172L173 86H171ZM214 84H215L216 87L214 86ZM219 84H220V85H219ZM24 85L27 86V89L25 88ZM29 85H30V86H29ZM42 85H44V89H43V90H47L46 92L43 91V90H41V88H43ZM45 85L47 86V88H48L49 90L45 87ZM51 85H50V86H51ZM69 85H70V84H69ZM88 85H89V86H88ZM90 85H91V86H90ZM101 85H102V86H101ZM116 85H118V86H116ZM122 85H123V86L125 85V86L123 87ZM133 85H134V87H133ZM135 85H136V86H135ZM211 85H212V87H210ZM242 85H243L244 87L247 86V89L243 88ZM259 85H258V86H259ZM22 86H24L23 89H22ZM54 86H55V87H54ZM74 86H75V87L77 86V90L74 88ZM105 86H106V88H105ZM142 86H143L144 88H143ZM162 86H163V88H164V86H165V88H166V86H168L167 89H168V88L170 89V87H171V90H168V91H167V89H166V90L164 89V92L166 91L165 93H167V95L165 94V97H166V98L163 97V96H164V92L162 91V89H163ZM187 86H188L189 89L186 88ZM239 86H240V88H239ZM249 86H250V87H249ZM28 87H29V88H28ZM30 87H31V88L34 87L33 89H35V92H34V90L32 89V91H33V93H32L31 90H30ZM56 87H57V88L60 87L63 91L60 93V90H61V89H60V90H59V89L57 90ZM69 87H70V88H69ZM78 87H80V89H79ZM86 87H87V88H86ZM90 87H91V88H90ZM102 87H103V88H102ZM107 87H108V88H107ZM118 87H119V88H118ZM137 87H138V88H137ZM151 87H152V88H151ZM219 87H218V88H219ZM221 87H222V85H221ZM221 87H220V88H221ZM248 87H249V88H248ZM63 88H64V89H63ZM73 88L75 89V92H76V91H79L80 94H78L79 92H78L77 94H76V93H73V92H74V89H73ZM88 88H89V89H88ZM94 88H96V89H94ZM109 88H111L112 90H111V89L109 90ZM136 88H137V89H136ZM142 88H143L144 90H143ZM145 88H146V89H145ZM148 88H149L150 91H147ZM157 88H158V89L160 88V91L157 90ZM174 88H175V89H174ZM210 88H211V89H210ZM241 88H242V90H240ZM20 89H21V90H20ZM25 89H26V91L28 92V94H29V92H30V93H31L30 95H32V94H33V95H32V96L29 95V97H26V96H28V95H27V92L25 91ZM36 89H37V90H36ZM67 89H68V90H67ZM82 89H83L86 93H83ZM97 89H98V90H97ZM107 89H108V90H107ZM135 89H136V90H135ZM139 89H141V90H139ZM151 89H152V90H151ZM176 89H177V90H176ZM200 89H201V90H200ZM252 89H253V88H252ZM261 89L263 90L264 88H261ZM12 90H13V91H12ZM19 90H20L21 92H20ZM23 90H24L25 92H24ZM38 90H39V91H38ZM53 90H54V91H53ZM64 90H65V91H64ZM66 90H67V94L64 95L65 92H66ZM80 90H81V91H80ZM88 90H89V92H88ZM92 90H94L95 93H94ZM137 90L139 91V93H138ZM174 90H175V91H174ZM181 90H183L184 92L182 91V93H180ZM185 90H186V91H185ZM199 90H200V91H199ZM204 90H207V91L210 90V91H208L209 93H208L207 91H205V94H206V95H203V96H202L201 94H204V93H203ZM237 90H238V91L240 90L239 92L242 91L243 94H242V92H241V93L237 92ZM1 91H2V92H1ZM11 91H12L13 93H11ZM22 91H23V92H22ZM69 91H71L72 95H71V93H70ZM90 91H91L92 93H91ZM96 91L98 92V94H97ZM126 91H127V92H126ZM129 91H130V92H129ZM132 91H133L134 93H133ZM170 91H171V92H170ZM178 91H179V92H178ZM194 91H195V92H194ZM211 91H212L213 96H212V95H211V96H208V94H210ZM220 91H221V90H220ZM39 92L42 93V94H40ZM147 92H148V93H147ZM149 92H151V94H150ZM158 92H160V93H158ZM168 92H170V94H171L173 97L177 96L176 98H174L175 100H174L173 98H171V96H170V94H169ZM186 92H188V94H186ZM189 92H190V94L194 92V93H193V96H197V97H198L199 95H201V97L199 96V98H195V97L191 96L192 94L189 95ZM236 92H237V94L234 95V93H236ZM248 92H252L253 94H252V93H249V94L247 95ZM15 93H16L17 95H20L21 93L26 94V95L21 94L22 97L25 96L24 99H23L21 96L18 97ZM34 93H35V94H34ZM81 93H82V94H81ZM89 93H91V94H89ZM93 93H94V94H93ZM99 93H100V94H99ZM111 93H112V94H111ZM131 93H132V94H131ZM141 93H142V94H141ZM146 93H147V95H146ZM152 93H153V94H152ZM157 93H158V94H157ZM183 93H184V94H183ZM195 93H196V94L198 93V95H196ZM207 93H208V94H207ZM36 94H37V96H35ZM73 94H74V96H73ZM83 94H84V95H83ZM85 94H86V95H85ZM95 94H97L98 96H96ZM104 94H105L107 97H106ZM133 94L136 95V96H134ZM138 94H139V95H138ZM143 94H145L144 96H145V97L147 96L148 99H147V97L144 98ZM175 94H176V95H175ZM194 94H195V95H194ZM214 94H215V95H214ZM217 94H220L218 97L221 98V101H220L219 98L217 97L218 99H217V100L215 99V100H216V103H214V102H215V101H214V98L216 97ZM240 94L243 95V96H241ZM260 94H261V95H260ZM40 95H41L42 98L39 97ZM53 95H56V96H53ZM68 95H69V96H68ZM81 95H82V97H85V96L88 97V96L90 95L92 98H90V96H89L88 99H87L88 101H86V100H85L86 98H82V97H80ZM87 95H88V96H87ZM92 95H94V96H92ZM109 95H110V97H108ZM141 95L143 96V98H142ZM149 95H152L151 97L154 98L155 100H154V99L151 100L152 98L149 99ZM168 95H169V96H168ZM174 95H175V96H174ZM178 95H180V96H178ZM188 95H189V96H188ZM228 95H230V96L228 97ZM15 96H16V97H15ZM34 96H35V98H34ZM75 96H76L77 98H76ZM99 96H100V97H99ZM111 96H112V97H111ZM114 96H115L116 98H115ZM127 96H130V98H128ZM138 96H139V99L142 100L141 102H140L139 99H137ZM167 96H168V98L170 97L168 102H169V103L171 102L170 104H174L173 107H170V106H169L170 104H169V105H166V104H168V102L165 101V100H168ZM187 96H188L189 98H188ZM207 96H208L209 99L207 98ZM221 96H222V97H221ZM234 96H235V97H234ZM238 96H239V98H241V99H239ZM245 96H246V97H245ZM251 96H252V97H251ZM262 96H263V97H262ZM6 97H7L9 100H7ZM37 97H38V99H37ZM105 97H106V98H105ZM113 97H114V98H113ZM135 97H136V98H135ZM180 97H181L183 100H182ZM183 97H184V98H183ZM202 97H203V98H202ZM210 97H212V99H213L214 102L210 99ZM230 97H231L232 99H231ZM254 97H255V98H254ZM256 97H257V99H256ZM3 98H6V99H3ZM26 98H27V99H26ZM28 98H29V99H28ZM39 98H41V99H39ZM78 98H80V99H78ZM81 98H82V99H81ZM89 98H90L91 100H90ZM94 98H96L97 100H100V98H101V100L98 102V104H99V103H100V104H99V105H96V107H94V106H95V103H96L97 101H93V100H95ZM107 98H109V100H108ZM111 98H112V100H111L112 103L109 105V103H110L109 101H110ZM118 98H120V102H121V104L124 102L122 105L120 104V102H119V103L117 102L118 104H117L116 102H113V101H116V100L119 101ZM121 98H122V99H121ZM127 98H128V99H127ZM156 98H157V99H156ZM164 98H165V99H164ZM205 98H206V99H205ZM234 98H237L238 101H237L236 99H235V101H234V100H233ZM1 99H2V100H1ZM10 99H11V100H10ZM18 99L21 100V101H22V100H23V101L25 100V102H24V103H23V101H22V102H21V101L18 102ZM76 99H77V100H76ZM102 99H103V100H102ZM106 99H107V100H106ZM129 99H131V101H129ZM132 99H134V101H133ZM136 99H137L139 102H137ZM171 99H172V100H171ZM184 99H185V100H184ZM188 99H190V100L197 99V101L200 99V100L203 102V103H202V102L199 100L200 103H199V101L196 102V103H197V105H200V106H202V104H203V106L201 107V109L204 107V108L202 109L203 111H204L205 109L207 110V111H204V112L201 111V112H203V113H201L200 111H199V112H200L201 114H205V118L207 117L206 119H208V117H209L208 122L210 121V124H209V125H210L211 129H210V128L208 129V127H207V126H208V124H207V122H206L207 120L203 121V123L200 122V124L197 123V122H198V119H199L200 121H201L202 119L196 117V116H197L196 114H195V116L192 115V114H193L195 111H196L195 113H199V112H197V111L200 110V109L193 108V107L191 106V104L187 103V102L189 101ZM222 99H223L224 102L226 101L225 104H224V102H222ZM244 99H245V100H244ZM251 99H252V100H251ZM40 100H41V102H40ZM89 100H90V101H89ZM121 100H122V101H121ZM123 100H124V101H123ZM125 100H126V101H125ZM146 100H147V101H146ZM149 100H150V101H149ZM173 100H174L175 102H174ZM176 100H177V101H176ZM180 100H182V103H181ZM203 100H205V101H203ZM206 100H207V101H206ZM210 100H211V102H210ZM232 100H233V101H232ZM243 100H244V101H243ZM253 100H254V102H253ZM259 100H261V101H259ZM5 101H6V102H5ZM8 101H9V102H8ZM53 101H52V102H53ZM76 101H77V102H76ZM91 101H92V103H91ZM101 101H102V102H101ZM103 101H104V102H103ZM105 101H106V103H105ZM132 101H133L134 103H132ZM135 101H136V102H135ZM143 101H145V102H143ZM195 101H196V100H195ZM218 101H219V102H218ZM239 101H240V102H239ZM242 101L244 102L243 107H241V106H242V104H241ZM247 101H249V103H248ZM4 102H5V103H4ZM7 102H8V103H7ZM10 102H11V103H10ZM64 102H63V103H64ZM83 102H84V103H83ZM85 102H87V103L85 104ZM89 102H90L91 104H90ZM93 102H95V103H93ZM173 102H174V103H173ZM176 102H177L178 105H179L180 103H181V104L178 106V105L176 104ZM185 102H186L187 104H189L190 107H189V105H187V107L185 108V106H186V104L184 105ZM189 102H190V101H189ZM204 102H205V103L208 102V103H207L208 106L212 103V104H211V105H213L212 107H214V106L216 107V106H217V107L219 108V106H220L221 108H219V109L217 108V110L219 111V112L217 113L216 110L214 111L213 108L210 109L211 107H208ZM220 102H222L223 104L220 103ZM231 102H232V103L234 102L232 105H235V104L237 103V106H238V102H239V105H241V106H238V107L235 106V107L233 108V106H232L231 104H229V103H231ZM235 102H236V103H235ZM255 102H258V104L261 102V103H263V104H261V103H260L259 105H257V103H256V104H251V103H255ZM9 103H10L11 105H10ZM38 103H36V104H37V107H39V106H38ZM65 103L63 104V106L65 105ZM88 103H89V104H88ZM102 103H103V104H102ZM115 103H116L117 107L121 105L120 107H118L119 109L121 108L120 110L116 107V108L118 109V112L120 111L121 113H118L117 110H115V112L112 113V112L114 111V109H116V108H115V106H116ZM128 103H129V104H128ZM245 103L248 105V108H251V110H248V108L245 109V108L247 107ZM18 104H19V105H18ZM41 104H42V106H41ZM87 104H88V105H87ZM92 104H93V105H92ZM96 104H97V103H96ZM101 104H102V106H103L104 108H103L102 106H100ZM112 104H114V106H113ZM119 104H120V105H119ZM125 104H126V105H125ZM175 104L177 105L176 107L178 108L177 114L175 113V112H176L175 110H177V108L175 107ZM214 104H215V105H214ZM219 104H220V105H219ZM228 104H229V105H228ZM250 104H251V105H250ZM3 105H4V106H3ZM6 105H7V106H6ZM13 105H14V104H13ZM86 105H87L88 107H91V108H88ZM107 105H108V108H107ZM127 105H128V107L133 106V108L131 107V108L128 109ZM135 105H136V106H135ZM181 105H182V107H181ZM205 105H206L208 108H206ZM211 105H210V106H211ZM218 105H219V106H218ZM222 105H224L225 107L228 106V107H226L227 110L230 109L229 106L231 105V106H232L231 108H232L233 110L231 109V110H230L231 112H230V111H227L226 108H225L224 106L222 107ZM244 105H245V106H244ZM5 106H6V108H2V107H5ZM63 106H62V107H63ZM77 106H78V107H77ZM99 106H100V107H99ZM109 106H110V107H109ZM111 106H113L114 108L111 107ZM171 106H172V105H171ZM9 107H10V108H9ZM42 107H43V108H42ZM47 107H49V110H50V111H46V110H48ZM79 107H80V108H79ZM86 107H87V110H85ZM138 107H139V108H138ZM167 107H170V108H167ZM174 107H175L176 109H175ZM180 107L182 108L181 110H180ZM183 107H184V109H183ZM240 107H241L242 110L240 109ZM244 107H245V108H244ZM13 108H14V111H13ZM44 108H45V109H44ZM78 108H79V109H78ZM98 108H100V110H101L100 113L103 115L102 117H100V113L98 114V112L100 111ZM102 108H103V110H102ZM109 108H110V109H109ZM112 108H113V111L111 110ZM160 108L162 109V111H161ZM166 108H167L168 110H167ZM172 108H173L174 110H173ZM189 108H190V109H189ZM228 108H229V109H228ZM4 109H5V111H4ZM9 109H10V110H9ZM43 109H44V110H43ZM65 109H66V108H65ZM97 109H98V111H97ZM122 109H123L124 111H123ZM126 109H127V110H126ZM138 109H140V110H138ZM144 109H145V110H144ZM146 109H151L152 111H153V110H155V111L152 112L151 110H146ZM171 109H172V110H171ZM186 109H187V110L189 109L190 111L188 110V111H189V112H188ZM193 109H194V111H193ZM209 109L212 110V114H211V115H209L210 112H211V111H209ZM222 109H224V110H222ZM237 109H238L239 111H238ZM244 109L246 110V113H243V114H246L247 116H246V115H243V118H242V116H240V115H242V112H245ZM8 110H9L10 112H9ZM42 110H43V111H42ZM51 110H52V111H51ZM63 110H64V107H63ZM82 110H83V112H82ZM95 110H96V112H95ZM108 110H111V113H110V111H108ZM125 110H126V111H125ZM130 110H131V111H130ZM137 110H138V111H137ZM142 110L144 111V113L140 114ZM163 110H164V112H165V111H166V112L164 113ZM183 110H184V113H182ZM234 110H235V111H234ZM243 110H244V111H243ZM247 110H248V111H247ZM1 111H2V112L4 111V112L2 113ZM44 111H45V112H44ZM133 111H135V112H133ZM146 111H147V112L150 111V115H151V116L148 115V116H149V117H148L147 114H149V112L147 113ZM158 111H159V112H158ZM160 111H161V113H160ZM172 111H173V112H172ZM180 111H181V112H180ZM220 111H222V112H223V111H226V112H225V113L223 112V114H222V112H220ZM240 111H241V112H240ZM52 112H53V114H52ZM73 112H72V113H73ZM79 112H80L81 114H79ZM93 112H94L95 114H97V116H95V114H94ZM102 112H103L104 114H103ZM116 112H117L118 114H117ZM139 112H140V113H139ZM171 112H172V113H171ZM186 112H187V114H186V115H187V118L185 117V113H186ZM207 112H208V113H207ZM227 112L230 113V115H229ZM9 113H10V114H9ZM11 113H12V114H11ZM50 113H51V114H50ZM69 113H71V112H69ZM69 113H68V115H66V118H65L66 121L68 120V121H67L68 123H69V122H70L71 124L73 123L72 125H74V123H75V125H76V122H74V121H75V119H76L78 116H77L76 118H74L73 115H72V114L69 115ZM106 113H107V114H106ZM108 113H110V114H108ZM123 113H126V115L124 114V116H123V115H122ZM128 113H129V117L131 116L130 118H131L132 120L129 119V117H128ZM174 113H175V114H174ZM178 113H179V114H178ZM190 113H191L193 119H195L194 117H196L197 119L193 120L192 118H190V116H191V115H189ZM206 113L208 114L207 116H206ZM219 113H221V115L223 116V118H221L222 116L220 117V115H218ZM13 114H14V115H13ZM65 114H66V113H65ZM75 114H76V115H75ZM115 114H116V115H115ZM130 114H132V115H130ZM133 114H134V116H133ZM144 114H145V116H147V117H145L146 122H145V119H144ZM155 114H156V115H155ZM163 114H164V115H163ZM167 114H168V116H167ZM181 114H182V115H181ZM183 114H184V115H183ZM213 114H215V115H213ZM234 114H235V115H239V114H240L239 117L236 116V120H235V115H234ZM4 115H5V116H4ZM105 115H106V116H105ZM118 115H119L118 118H119V119L121 118V121H119V119L116 118ZM139 115H140V116H139ZM154 115H155V116H154ZM171 115H172V116H171ZM179 115H180V116H179ZM216 115L219 116V117H217ZM226 115H227V116H226ZM228 115H229V116L232 115V116L228 119ZM2 116H3V117H2ZM7 116H8V117H7ZM50 116H51V118H50ZM67 116H68V117H67ZM69 116L72 117V118H69ZM104 116H105V117H104ZM120 116H121V117H120ZM122 116H123V117H122ZM126 116H127V118H126ZM141 116H142L143 118H141ZM170 116H171L172 118H171ZM182 116H184V118H183ZM188 116H189V117H188ZM193 116H194V117H193ZM198 116H199V115H198ZM213 116H216V117H213ZM225 116H226L227 118H224ZM233 116H234V117H233ZM63 117H64V116H63ZM81 117H82V116H81ZM103 117H104V118H103ZM133 117H134V118H133ZM135 117H137V119H139V120L135 119ZM151 117L153 118L154 122L152 121V118H151ZM156 117H157V118H156ZM158 117H159L160 119H159ZM166 117H167V118H166ZM4 118H6V120H5ZM8 118H9V120H8ZM68 118H69V119H68ZM82 118H83V117H82ZM122 118H126V119H122ZM147 118L150 119L149 121H151L152 123H151V122H148V119H147ZM181 118H182V119H181ZM188 118H189V119H188ZM239 118H240V119L242 118V119H241V122H240V119H239ZM98 119H95L94 122H95V123H98L99 121H98V122L96 121V120H98ZM104 119H105V120H104ZM128 119H129L131 122H128V121H129ZM134 119H135L136 121H135ZM140 119H141V121H140ZM156 119H158V120H156ZM171 119H172V120H171ZM212 119H213V120H212ZM214 119H215V120H214ZM224 119H227V120L229 121V122H227V121L225 120L224 122H222V124L225 123V122H227V124L225 123V124H226V129L224 128V125H225V124H223V125L221 124V120H224ZM233 119H234V120H233ZM237 119H238V120H237ZM113 120H114V122H113ZM115 120H116V121H115ZM127 120H128V121H127ZM133 120H134V122H136V124H134ZM159 120H161V121L159 122ZM167 120H168V122H167ZM211 120H212L213 124H212ZM216 120H217V121L220 120V123H218L219 125H216V122H217ZM243 120H244V121H243ZM6 121H7V122H6ZM11 121H12V122H11ZM45 121H46V120H45ZM56 121H57V122H56ZM118 121H119V122H118ZM124 121H125L126 123L128 122L127 124H128L129 127H127V125L124 123ZM138 121H139V122H138ZM143 121H144V122H143ZM164 121L167 122L166 125H165V122H164ZM169 121H170V122H169ZM178 121H180V123H179ZM189 121H190V122H189ZM195 121H196V122H195ZM214 121H215V122H214ZM238 121H239V122H238ZM100 122H99V123H100ZM155 122H156V123L158 122V123H157L158 125H152L153 123L156 124ZM163 122H164V124H162ZM181 122L186 123V124H182ZM191 122H192L193 124H192ZM4 123H5V124H4ZM6 123H7V124H6ZM33 123H35V122H33ZM105 123H106L107 125H106ZM111 123H112L114 126H113ZM116 123H117V124H116ZM130 123H132V124L129 125ZM137 123H138V124L141 123L140 125L142 126V130H143V131L148 130V131H149V134H150V131H151V134H150L151 136H153V135L155 136V133H156V136L158 137V141L161 140L162 143L159 142V144H158V141L155 142L154 140H155V139L157 140V138H155L154 136H153V137H150L149 134H147V132H145L146 134L143 136V139H142L141 136H142V134H143L144 132L140 129L141 127H140V125L138 126ZM142 123H143L144 126L149 125V123H151L150 125L153 126V128H154V126H155V127L157 128L156 130H158V132L155 130V128H154V131H153V130H150V129H153L150 125H149V126H146V127H149L148 129H146V128L142 125ZM145 123H146V125H145ZM159 123H161V124H159ZM174 123H176V124H174ZM177 123H178V124H177ZM187 123H188V124H187ZM194 123H196V124H194ZM201 123H202L203 125H206V124H207V126L205 127V126L201 125ZM214 123H215V125L217 126V128H216V127H215V128H216V129H219V130H216V129H215L216 132L218 131L217 133H214V132H213V131H214V126H215ZM229 123L231 124V126L229 125ZM8 124H9V125H8ZM122 124H123L124 126H123ZM133 124H134V125H133ZM168 124H169V126H168ZM181 124H182V125H181ZM220 124H221V125H220ZM59 125H60V124H57L58 128H60ZM72 125L69 126V127H72ZM116 125H117V126H116ZM125 125H126V126H125ZM135 125H137V127H134ZM172 125H173V126H172ZM180 125H181V126H180ZM186 125H188V126H189V125L192 126V127H191L192 129L189 128L190 126H189V127L187 126V127H188V128H187L188 131H190L189 134H188V131L186 132ZM193 125H194V127H193ZM211 125L213 126V128H212ZM8 126H9V127H8ZM40 126H42V125H40ZM83 126H85V125H83ZM115 126H116L117 128H118V127L120 128L121 126H123L124 129H123V128H121L120 130H119V128H118V129H115V128H116ZM131 126H132L133 129L131 128ZM166 126H167V127H166ZM182 126H183V127H182ZM184 126H185V127H184ZM222 126H223L224 129H223V128L221 129ZM232 126H233V129H232ZM13 127H14V128H13ZM17 127H18V128H17ZM162 127H163V128H162ZM170 127H171V128H170ZM175 127L177 128V130H175V129H176ZM181 127H182V129H181ZM15 128H16V129H15ZM55 128H56V127H55ZM58 128H56V129H58ZM107 128H108V127H107ZM125 128H127V129H125ZM144 128H145V129H144ZM159 128H160V129H159ZM183 128H184V130H183ZM227 128H228V130H230V128H231L232 131H229V132H228ZM114 129H115V131H117V132H119V133H117V132L115 133ZM138 129H139V130H138ZM165 129L168 130V131H166ZM212 129H213V130H212ZM12 130H13V131L15 130V132H14L15 135L12 133ZM125 130H129V132H128V131H125ZM131 130H132V131H131ZM136 130H138V131H136ZM140 130H141L143 133L140 132ZM160 130H161V132H160ZM173 130H175L174 133L177 134L176 136H174L175 134H172V131H173ZM199 130H200V131H199ZM135 131H136V132H135ZM169 131H171V132H169ZM176 131H178V132L181 131V132H180V134H178V132H176ZM192 131H194V132L192 133ZM226 131H227L228 133H227ZM233 131H235V132H233ZM120 132H121V133H120ZM124 132H123V133H124ZM133 132H134V133H133ZM167 132H168V133H167ZM198 132H199V133H198ZM204 132H205V133H204ZM224 132H226V133H224ZM9 133H10V134H9ZM138 133H140V134H139L140 136L137 135ZM170 133L172 134V136H171ZM181 133H182V134H183V133H184V134L187 133L188 135L185 134L184 137L182 136V137H180V139H179V138H178V137H179L178 135H181ZM196 133H197L198 135H197ZM218 133H219V136L217 135ZM229 133H230V134H229ZM235 133H236V134H235ZM119 134H120V135H119ZM132 134H133V135H132ZM157 134H158V135H157ZM159 134H160V135H159ZM191 134L193 135V137H192V136L189 137V135H191ZM194 134H196V136H195ZM201 134H202V135H201ZM220 134H223L224 136L222 135V137H221ZM228 134H229V135H228ZM231 134H232L233 136H232ZM12 135H13V136H12ZM162 135H163V138H162V139L159 138L160 136L162 137ZM230 135H231V136H230ZM234 135H235V136H234ZM146 136H148V137H146ZM187 136H188V138H187ZM12 137H13V138H12ZM120 137H121V136H120ZM122 137H123V136H122ZM168 137H169V138L172 137V138L168 139ZM173 137H174V138H173ZM185 137H186V138H185ZM191 137H192V138H191ZM137 138H138V139H139V138L141 139V140L139 139L140 141L138 140L139 143H138V141H137ZM148 138H150V139L154 138V140L152 139L153 141L151 140L152 142L150 141L151 144L153 143L152 145L150 144V142H149L150 139H148ZM183 138H184V141L182 140ZM189 138H190V140L192 139V141L189 140V142H191V144L189 143L190 146H189V144L187 143V141H188ZM126 139H127V141H128L127 144H126V142H127ZM174 139H175V141H176V139H178V140H177L178 143H177V142L175 143ZM195 139H196V140H195ZM198 139H199V140H198ZM204 139H205V140H204ZM118 140H119V142H118ZM122 140H125V141H122ZM145 140H147V141L149 142V143L147 144V141H146V142H145L146 145H144V144H145V143H144ZM170 140H172L173 143H172ZM181 140H182V142H181L182 145L179 144ZM185 140H187V141H185ZM203 140H204L205 145H204V143H203ZM229 140H230V141H229ZM231 140H232V141H231ZM135 141H136V143H138L139 146L141 145V146H140V147H141L140 149H143V148H144L143 151H140L139 146H138L137 144H135ZM163 141H164V142L166 141V142L168 143V147L165 145V144H167V143H166V142L164 143ZM200 141H202V144L200 143ZM208 141H209L210 143H209ZM129 142H130V144H132V142H134V144H133V145H130ZM141 142H143L144 144L141 143ZM154 142H155V143H154ZM170 142H171V143H170ZM183 142H185V143H183ZM231 142H232V143H231ZM124 143H125V144H124ZM156 143L158 144V146L156 145ZM174 143L177 144V145L175 146ZM207 143H209V144H207ZM113 144H114V143H113ZM117 144L120 145L119 148H118ZM128 144H129V145H128ZM142 144H143V145H142ZM162 144H163V145H162ZM169 144H172V146H170ZM187 144H188L189 147L187 146ZM195 144H197L198 146H196ZM206 144L208 145V147L206 146ZM210 144H211V145H210ZM214 144H215L216 147H217V148L215 147V148L217 149V151H216L215 148H212V146H215ZM123 145H124V146H123ZM161 145H162V147L160 148L159 146H161ZM209 145H210L211 147H210ZM132 146H134V147H132ZM136 146H137V147H136ZM142 146H144V147H142ZM165 146H166V147H165ZM169 146L172 147V149H173V146H174V147H176V149H178V150H180L181 147L184 149L185 146H187L184 150H186V149L188 150V148H189V150H188V151L186 150V153H185V154H187L188 156H187V155H185L186 157L183 156L185 151H181V150H180V151L178 152V150H177V152H178V155L180 154V152L182 153V154H180V158L184 159V160L181 159V160L184 162V164H185L186 166H187V164H190V165H188V166H189L188 168H186V166L184 165V169L186 168L185 170H186V173H187V174L184 172V171H185V170H184V171L182 172V175H184V174H185V175H184L182 178H180V180L177 179V178L174 176L175 180L177 181V182H176L177 186H176L175 184H173V181L175 182V180H174V178H173V181H172V180L169 181V183L171 182V184L168 183L166 187H163V185H162V183H161V180H160V179H161V176H163V175L160 173V172H161L160 168H161L162 165L160 164V167H159V163H160V162L158 163V161H157V162L154 161V159H155L154 155H156V154H160V156H163V155H165V154H171V153H169V152H172V153L175 152V153H176V151H174L175 149L172 150L171 148H169ZM183 146H184V147H183ZM191 146H193V148H192ZM194 146H196V150H195V151H194ZM205 146H206V147H205ZM126 147H127V148H126ZM151 147H152V149H151ZM158 147H159V148H158ZM163 147L166 148V149H168V150H166V149H165L166 151L163 150ZM202 147L204 148V150L207 148V151L209 152V154H208L209 156H208V157H210V154H212L213 151H214V152L216 151L215 153L212 154L213 156L211 155V157H212L211 159L214 158L213 161H214V160H216V161L211 162V163H213L214 165H215V163L218 164V168H219V169L216 168L217 165H215V166H216V167H215V166H214L213 164H211V163H208V162L206 163V161L203 160V159L200 157V155L197 157V154H196V152L198 151L197 148H199V149L201 148L200 150H202V149H203ZM209 147L212 148L213 151H211V149H210ZM218 147H219V148H218ZM131 148H133V150L136 149L135 152H133V150H132ZM134 148H135V149H134ZM147 148H150V149H147ZM157 148H158V149H157ZM182 148H181V149H182ZM208 148H209L210 150H208ZM137 149H139V150H137ZM161 149H162V150H161ZM169 149H170V150H169ZM183 149H182V150H183ZM218 149L220 150L219 153H218ZM248 149H249V150H248ZM127 150H129V151H127ZM131 150H132V151H131ZM148 150H149V151H148ZM158 150H159V151L161 150L163 153H162L161 151L159 152ZM192 150H193V151H192ZM204 150H203V152H204ZM223 150H224L225 153L223 152ZM112 151H111V152H112ZM116 151H117V152H116ZM144 151H145L147 154L144 155V153H145ZM147 151H148V152H147ZM151 151H152V152H151ZM154 151H155V152H154ZM173 151H174V152H173ZM190 151H191L192 153H190ZM205 151H206V150H205ZM207 151H206V152H207ZM128 152L130 153V155L128 154ZM131 152H132V154H134L135 157H136L137 155H138V156H139V155H140V156L142 155L141 157L139 156V158H140L141 160L138 159V156L135 158V159H137V160L135 161V165L133 164L134 168H133V166H132L131 164L134 163L133 161H134L135 159H133L134 156L131 155ZM138 152H139V154H138ZM140 152H143V153H140ZM150 152H151V153H150ZM165 152H166V153H165ZM193 152H194V154L196 155V158L193 157V155H194ZM208 152H207V153H208ZM136 153H137V154H136ZM153 153H155V154H153ZM216 153H217V154H216ZM221 153H223L224 156H222L223 154H221ZM226 153H227V154H226ZM148 154H150V155H152V156L150 157V155H148ZM162 154H163V155H162ZM192 154H193V155H192ZM219 154H220V155H219ZM108 155H109V156H108ZM195 155H194V156H195ZM205 155H207V154L205 153ZM215 155H216L217 157H216ZM122 156H124V158H123ZM144 156H145V157H146V156H149V157H146V159H148V160L152 163V165H153L152 167H151V165H150L151 163H150L148 160H146L145 158H143ZM225 156H226V157H225ZM187 157H188V158H187ZM190 157H191V158H194V159H191ZM215 157H216V158H215ZM98 158H99V159H98ZM131 158L133 159V161H132ZM149 158H152V160L149 159ZM218 158H220V159H218ZM221 158H222V159H221ZM223 158H224V159H223ZM124 159L127 160L126 162H128V163L123 164L124 161H125ZM189 159H191V161H188ZM195 159H196V161H198V162L193 163L192 161H195ZM197 159H198V160H197ZM217 159H218V160H217ZM122 160H123V161H122ZM138 160L141 161V162L146 161V163H147V161H148V163H149V165H150V168H149V169H150L151 172H152V173H150V174L148 173V176L146 175L147 178H149V176H150V178H149L150 181L146 178V176H145V177L143 176L145 182H144V180H143L144 183H142V185L144 184L145 187H141V188H138V186H139V187L142 186V185H141V181H142V180L139 179L138 177L135 178L136 176H139V174L137 175L136 172H135V170H134L135 167L139 164V163H138V162H139ZM221 160H222V161H221ZM110 161H111V163H110ZM137 161H138V162H137ZM152 161H154V162H152ZM185 161L188 162V163L186 164ZM200 161H202V163H203V161H204L206 167L210 166L211 168L208 167V168L206 169V167H205V169H199V168H200V166H199L200 164H198V163H201ZM122 162H123V163H122ZM189 162H190V163H189ZM113 163H114V164H113ZM146 163H142V164H146ZM148 163L146 164L147 166H148ZM128 164H130V165L128 166ZM140 164H141V163H140ZM142 164H141V165H142ZM196 164L198 165V167H197ZM207 164H208V165H207ZM210 164H211V165H210ZM225 164H226V165H225ZM124 165H125V167H127V168L129 167L130 170H129V168L126 169V168L124 167ZM141 165H139V166H137V167H138V168H139V167L141 168ZM154 165H155L156 169H158L156 173L154 172V171H156V170L154 169V168H155ZM212 165L215 167V170H214V169L212 170V168H213ZM130 166H132V167H130ZM191 166H192L193 168H192ZM194 166H196V168H194ZM220 166H221L223 169H224V166H225V169L222 170V168H221ZM112 167H111V168H112ZM137 167H136V168H137ZM157 167H159V168H157ZM190 167H191V168H190ZM226 167H227L228 170H226ZM113 168H112V169H113ZM132 168H133V169H132ZM138 168H137V169H138ZM189 168H190L192 171L194 170L193 173H192L193 175H191V172H189ZM125 169H126V170H125ZM131 169H132V170H131ZM137 169H136V170H137ZM152 170H154V171H152ZM159 170H160V171H159ZM187 170H188V171H187ZM191 170H190V171H191ZM196 170H199V171L201 170V171H203V173L200 174V173L196 172ZM211 170H212V171H211ZM216 170H218V171H216ZM219 170H220V172H219ZM225 170L228 171V172H226ZM125 171H126V173H125ZM127 171H128V172H127ZM130 171H132L131 174H129ZM133 171H134L135 173H134ZM201 171H200V172H201ZM210 171L212 172V174H213L214 172H216V176H217L219 173H220V176H222L223 174H224L223 176H226V175H227L226 178H228V180H230V179H231V180H236V178H238V179H239V183H238L239 185H237V184H235V183H231V182H230V184H229V181L224 182V183H226L227 185L224 184V185H223L224 187L221 186V190H220L219 196H217L218 194L214 195L215 193L213 194V192H212V191H209V188H206V187H204V188L201 187V188H200L201 190H200L198 187L200 186L199 183H201V181H204L205 178L208 179L210 176H212V177L215 176V175H214L215 173H214L213 175H212V174L209 175L208 172H210ZM229 171H230V172H229ZM235 171H236V175H237V176L235 175ZM158 172H159V173H158ZM194 172H196L197 174H196V173H195V174L198 175V176H196V175L194 174ZM112 173H113V170H112ZM132 173H133L134 175H136V176H133ZM157 173L159 174L158 177H157V175H156ZM188 173H189V174H188ZM221 173H222V175H221ZM226 173H227V174H226ZM239 173H240V174H239ZM246 173H247V174H246ZM89 174H90L91 176H90ZM89 174H87V176H88V177L90 176V177L92 178V177H93V176H92L93 174H92V173H89ZM151 174H152V175H151ZM153 174H154V175H153ZM205 174H206V175H205ZM225 174H226V175H225ZM228 174H229L230 176H228ZM124 175H125V176H124ZM189 175L192 176V177H190ZM194 175H195L196 177H195ZM238 175H239V176H238ZM83 176H84V175H83ZM130 176H131V177H130ZM132 176H133V177H132ZM141 176H142V175H141ZM141 176H140V177H141ZM154 176L157 177V178H160V179H159L160 182H158V181H159L158 179H156L157 181H156L155 179H153ZM193 176H194V177H193ZM231 176H232V177H231ZM240 176H243V178L240 177ZM85 177H86V176H84V178H85ZM123 177H124V178H123ZM127 177H128V179H129L130 183H128L129 181H128ZM184 177H185V178L187 177V178L185 179ZM197 177H198V178H197ZM199 177L201 178V180H200ZM229 177H231V178L229 179ZM91 178H89V180H90ZM130 178L133 179L132 182H131ZM145 178H146V179H145ZM183 178H184L185 180H184ZM188 178H189V179H193V180L195 179V180H194V181H192V180L189 181ZM224 178H225V177H224ZM232 178H233V179H232ZM244 178H245V180H244ZM137 179H139V180H137ZM151 179H152V180H151ZM182 179H183V180H182ZM196 179H199V180H196ZM212 179H213V178H209L208 181H211ZM241 179H242V180H241ZM92 180H93V179H92ZM124 180H125V181H124ZM147 180H148V183H149V184L146 183ZM231 180H230V181H231ZM243 180H244V181H243ZM246 180H247V181H246ZM90 181H91V180H90ZM97 181H98V180H95V179H94V181L92 182V184H94V182L96 183ZM117 181H118V183H116V184H115L116 186H114V183H113V182H117ZM133 181H135V183H134ZM137 181H139L140 184H139ZM183 181H184L185 183H184ZM187 181H189V182H187ZM191 181H192L194 184H193ZM195 181H196V185H195ZM205 181H206V180H205ZM242 181H243V182H242ZM119 182H121V183H119ZM136 182H137L138 184H137ZM179 182H181V183H179ZM206 182H207V181H206ZM236 182H237V181H236ZM240 182H241V184H240ZM111 183H112L113 185H112ZM124 183H125L126 186H128V187L125 186V188L123 189L122 186L124 187V185H125ZM131 183H132V184H131ZM157 183H158V184H157ZM242 183H244L245 185L247 184V185L244 187V186H243L244 184H242ZM121 184H123V185H121ZM127 184H128V185H127ZM130 184H131L132 187H134V189H136V190H134V189L130 186ZM133 184H134V185H133ZM135 184H136V185H135ZM153 184H154V185H153ZM160 184H161V185H160ZM182 184H183V186L185 185L184 187H185L186 189L188 188L189 190H191V187L193 186L194 188L192 187V189H194L195 191L197 190L196 193L198 194V196L200 195L199 199L197 198L198 196H197V194L195 193V191H192V190L189 191L188 189L186 190V196H185V192H183L185 188L182 186ZM187 184H188V186H189L190 188H189V187H186ZM189 184H190V185H189ZM191 184H193V185H191ZM232 184H234V185H232ZM104 185H106V186H104ZM155 185H156V186H155ZM171 185H172V186H171ZM173 185H175L176 188H172V187H174ZM180 185H181L182 187H181ZM236 185H237L238 187H235ZM248 185H250V186H248ZM107 186H109V187H108V188H110L109 190L107 189ZM112 186H113V187H112ZM120 186H121V187H120ZM136 186H137V188H136ZM158 186H159V187H158ZM215 186H216L215 188H217L218 184L215 185ZM242 186H243V187H242ZM247 186H248L249 188H248ZM104 187L108 190V192H107V190H104V189H105ZM148 187H149V188H148ZM154 187H156V189H155ZM162 187H163V188H162ZM195 187H196V188H195ZM208 187H209V186H208ZM229 187H231V188H230L231 190L229 189ZM233 187H234V190H233ZM259 187H260V188H259ZM112 188H113L114 190H112ZM116 188H118V189L121 188V189H122V190H121V189H120V190L117 189V191L120 193V195H119L118 192H117V193L115 192V189H116ZM144 188H145V189H144ZM146 188H147V189H146ZM153 188H154V189H153ZM161 188H162V189H161ZM170 188H171V189H170ZM223 188H224V189L226 188V190L224 191ZM227 188H228L229 190H228ZM236 188H237V192H238V193L236 192L235 194H233V192L236 191V190H235ZM250 188H251V189H250ZM252 188H253L254 190H252ZM257 188H258V190H257ZM129 189H131V190H133V191L130 190V192H129ZM137 189H139V190H137ZM140 189H141V190H140ZM142 189H143V190H142ZM157 189H158V191H159V189H160V191H159V192H158V191L154 192V191L157 190ZM164 189H167L168 191H167V190H164ZM175 189H177V191H176ZM179 189H180L181 191L183 190L182 192L184 193V196L182 195V196H183L182 198H183V200H184V199H186V200L183 201L182 198L180 197L181 195H180V196L178 195V194H181V193H182L181 191H179ZM202 189H204V190L206 189V191H207V189H208V192L205 191V195H206V197H205V195H204V191L201 192V194H203V196H204V199H203V200H202V197H203V196H201V194H199V190L202 191ZM238 189H239V190H238ZM91 190H92V191H91ZM149 190H151V193H152V194H151V193L146 194V191L150 192ZM174 190H175L176 192H175ZM232 190H233V192H232ZM244 190H245V191H244ZM249 190H252V191H249ZM93 191H94V192H93ZM100 191H101V192H102V191H106L105 193L103 192V193L105 194V197H104V194L101 193ZM110 191H111V192H110ZM113 191L115 192V194L113 193V196H111V195H112L111 193H112ZM126 191H128V192L126 193ZM135 191H136V192H135ZM137 191L140 192V193H138ZM152 191H153V192H152ZM166 191H167V192H166ZM169 191H171V192H169ZM178 191L181 192V193H179ZM187 191H189V192L191 193V195H190V193L187 192ZM221 191H222V192H221ZM230 191H231V193L233 194V196H231L232 194H229V195H228V192L230 193ZM241 191H242L243 195H244V194H245V195L242 196V198H239V197H241V195H242ZM246 191H247V192H246ZM257 191H258V192H257ZM122 192H123V193H122ZM165 192H166V193H165ZM209 192L212 193V196H211V195H209V196L207 195ZM223 192H224V193H223ZM239 192H240V194H239ZM248 192H249V193H248ZM124 193H125L126 195H125ZM130 193H131V194H130ZM133 193H134V194H133ZM135 193H136V194H135ZM137 193H138L139 196L137 195ZM141 193H142V194H141ZM163 193H164L165 196H163ZM170 193H171V194L174 193V195H171ZM175 193H177V194H175ZM183 193H182V194H183ZM194 193H195L196 195H195ZM206 193H207V194H206ZM246 193H247V194H246ZM101 194H103V195H102L103 198L100 197ZM106 194H107V195H106ZM108 194H109V195H108ZM132 194L135 195L136 197L133 196ZM140 194L143 195V196L145 195L144 197H146L145 199H146V201L149 203L150 206L148 205V203H147L146 201H144V200H145V199H143L144 197L141 196ZM149 194H151V196L153 195L154 197H153V196H152V197H153L154 199H153ZM159 194H162V197H161ZM166 194H168V195H167V198H166ZM187 194H188V195H187ZM192 194H193V196H192ZM223 194H224V195H223ZM237 194H238L239 196H238ZM95 195H96V196H95ZM98 195H99V196H98ZM118 195H119V196H118ZM121 195H122V196H121ZM131 195H132V196H131ZM169 195H170V196H169ZM220 195H221L222 197H221ZM227 195H228V198L230 197L232 200H231V199H228V198H227ZM235 195H236V196H235ZM115 196H116V197H115ZM130 196H131V197H130ZM147 196H149L150 199H149V197H147ZM168 196H169V197H168ZM171 196H173V197H171ZM177 196H178L179 198H181V199H179V198L177 199ZM213 196H214V197H213ZM215 196H216V198H215ZM223 196H224V197H223ZM234 196H235V197H234ZM237 196H238V197H237ZM254 196H255V197H254ZM111 197H113V201L111 200V199H112ZM119 197H120V198L122 197V198H121L122 200H121ZM134 197L137 198V200H136ZM139 197H140V198H139ZM155 197H156V198H155ZM187 197H188V198H187ZM189 197H190V198H189ZM192 197H193V198H192ZM194 197H196L197 199L194 198ZM217 197H218V198H217ZM219 197H220V198H219ZM118 198H119V199H118ZM141 198H142L143 202H142ZM163 198H164V199H167L168 201L163 200ZM209 198H210V199H209ZM214 198H215V201H213ZM221 198H223V199H221ZM225 198H226V199H225ZM237 198H238V200L235 201V199H237ZM243 198H244V199H243ZM97 199H98V198H97ZM100 199H101V200H100ZM107 199H108V200H107ZM139 199H140V202L138 203L137 201H138ZM156 199H158V200L155 201ZM171 199H175V200H172L173 202L175 201V202H174V205L172 204L173 202L171 201ZM188 199L191 200V201H190L191 203H193V204L195 203V205H194V206H191L192 204L188 201ZM206 199H207V200H206ZM211 199H212V200H211ZM216 199H217V200H216ZM218 199H220V200H219V201H220L219 203H218ZM239 199H240V200H239ZM242 199H243V200H242ZM129 200H130V201H129ZM131 200H132V201H131ZM176 200H178L177 203H176ZM192 200H195V202L192 201ZM221 200H222V202H223V200H226V202L224 201L225 203H223V205L220 206V203H222ZM227 200H229V204H231V205L227 204V202H228ZM111 201H112V202H111ZM115 201H116V202H115ZM127 201H128V202H127ZM149 201H151V203H150ZM169 201H171L172 203L169 202ZM181 201L183 202V205L185 204L184 206H182V202H181ZM186 201H187V202H186ZM202 201H203V202H202ZM206 201H207L208 203H207ZM210 201H211L212 203H211ZM216 201H217V202H216ZM230 201H231V202H230ZM241 201H242V202H241ZM245 201H247L248 203H246ZM250 201H251V202H250ZM124 202H125V203H124ZM136 202H137V203H136ZM141 202H142V203L145 202V204L147 203V204H146L147 208H145V207H146L145 204L143 205ZM152 202H153V205H152ZM156 202H157V203H156ZM199 202H200V203L202 202L203 204H199ZM205 202H206L207 204H206ZM214 202H215L216 204H215ZM236 202H238V203L236 204ZM249 202H250V203H249ZM126 203H128V205H129L130 203H131V204H130L129 206H127ZM133 203H135V204H133ZM154 203H155V204H158V205H155ZM170 203H171V204H170ZM209 203H211V204H209ZM253 203H254L255 208H254V207L252 208ZM136 204H137V205H136ZM141 204H142L144 207H142ZM160 204H161V205H160ZM177 204H180V206H179V205L177 206ZM186 204H187V206L189 205L188 207H189L190 212H189L188 208L185 209V208H186ZM214 204H215V206H216V205H217V206L219 205V206H220V210H223V212L221 211V212H222V213H221V212L218 210V211H219V213H218V212H216V210H215V212H216V213H215V212H212V211H214L213 209H212V210H211V209L208 210V209H209L208 206L210 205V207H211V205L213 206ZM234 204H236V205L234 206ZM238 204H241L239 208H238V206H239ZM245 204H246V205H245ZM255 204H256V205H255ZM134 205H136L137 207L134 206ZM154 205H155V207H156L157 209H155V207H153ZM196 205H198V206H196ZM199 205H202V206L207 205V207H206V206H204V207L201 206V207H200ZM227 205L230 206V207H228L229 209L227 208ZM237 205H238V206H237ZM123 206H124V208H123ZM126 206H127V207H126ZM131 206H133L134 208H131ZM140 206H141V207H140ZM169 206H170V208H169ZM181 206H182V207H181ZM231 206H233V208H232ZM246 206H247V207H246ZM73 207H74V206H73ZM139 207L142 208V209H143V208L147 209V210H148V213L150 212L149 214H151V213L153 214V212H154V213L156 212V213L158 214V215H157L158 217L156 216V213H155V215H154V214H153V215H152V214L149 215V214L147 213V211H145V210H144L145 212H143V213L145 214V216H146V214H148L149 217H148V216H147V217H143L144 214L141 213L142 210H141ZM148 207H149V209H148ZM152 207H153V208H152ZM165 207L167 208V210H166V211H162V210H165V209H164ZM171 207H173V209L176 208L175 210L172 211V215H170L171 217H173V218L175 217V219H177V221L174 219V220H175L174 222L172 221L173 219L170 218V216L168 215V212H169V210L171 209ZM183 207H184V208H183ZM192 207H193V208H192ZM197 207H199V208L201 209V211H204L203 214H205L206 216L208 215V218H207L205 215H204L205 217H203V214L200 213V212H201L200 209H196ZM224 207H225V208H224ZM236 207H237L238 209H237ZM249 207H250V208H249ZM130 208H131L132 210H131ZM150 208H151L152 210H151ZM182 208H183V210H184L183 212H185V213H186V210H188V211H187V215H186L185 213H183V212H182L181 215H180L179 212H181ZM202 208H203V209H202ZM206 208H207V209H206ZM223 208H224V209H223ZM240 208H241V209H240ZM243 208H244V211H242ZM246 208H247V209H246ZM137 209H139L140 211L137 210ZM154 209H155V211H154ZM168 209H169V210H168ZM178 209L180 210L179 212H178ZM204 209H206L207 211H209L211 215L209 214V212H206V210H204ZM225 209H228V210H225ZM248 209H249V210H248ZM250 209H251V210H250ZM107 210H106V211H107ZM134 210L137 211L138 214H139V213H141V214H139V215L136 214L135 212H133ZM149 210H150V211H149ZM160 210H161V211H160ZM171 210H172V209H171ZM171 210H170V212H171ZM197 210H198L199 212H198ZM224 210H225L226 212H228V213L225 214ZM229 210H230V211H229ZM231 210H232V211H231ZM245 210H246V211H245ZM254 210H256V211H254ZM109 211H110V212H109ZM118 211H119V210H118ZM138 211H139V212H138ZM152 211H153V212H152ZM175 211L177 212V213H176L177 215H175ZM191 211L194 212V213L192 214ZM251 211L253 212V214H252ZM122 212H123V213H122ZM170 212H169V213H170ZM205 212H206V213H205ZM250 212H251L252 215H251V214H248V213H250ZM161 213H162L164 216H161V215H162ZM166 213H167V215H165ZM212 213H213V215H212ZM214 213H215V214H214ZM223 213H224L226 216H224ZM230 213H231V214L233 213V216H231ZM238 213H239V214H238ZM114 214H115V215H114ZM116 214H117L118 216H116ZM160 214H161V215H160ZM170 214H171V213H170ZM190 214H191L193 217H189ZM221 214H222L223 216H222V217H221V216H218V217H221V218H218V219H219V221H221L220 219L224 218V220H222L223 224L225 223V220L228 221V219H229V220H232V219H233L232 221L234 222V221L237 219V220H236V223H235V222H234V223L232 222V224H233V226L235 225L234 227H238V226H239V227L236 228V229H234V227L231 226V228H230V225H231L230 223H231V221H228V222L226 221L225 225H226V228H227V229H225V227L221 225V229L224 228L225 230H224V229H223V230H219V227H216V226H218V223H217V222H215V223H217V225H216L215 223L212 225V223H213L212 221L218 220V219H216V217H217V215H221ZM235 214H236V215H235ZM246 214H248V215H246ZM261 214H262L263 216H262ZM128 215H130V216H128ZM134 215L137 216L138 218H139L140 216H141V217H140V218L138 219V221H137V217H135ZM182 215H183V216H182ZM191 215H190V216H191ZM194 215H195V216H194ZM199 215H202V216H199ZM227 215H228V216H227ZM234 215H235L236 217H235ZM238 215H239V216H240V215H242V216L245 215L246 217H245V216L242 217L243 220H241V219H242V218H240L241 216L238 217ZM114 216H116V217H114ZM132 216H133L134 218H133ZM155 216H156V218H158V219H156ZM179 216H180V217H179ZM181 216H182V218H181ZM187 216H188V217H187ZM209 216H210V217H209ZM211 216H214V217L216 216V217H215V220H213L214 217H211ZM229 216H230V218H228ZM261 216H262V217H261ZM111 217L113 218V220H112ZM118 217H119V218H118ZM131 217L133 218V220H132ZM150 217H151V218H150ZM161 217H162V218H161ZM178 217H179V218H178ZM183 217H184V219H183ZM185 217H186V219H185ZM194 217H195L196 219L198 218L197 220H198V221L200 220L201 222H200V221L197 222L196 219H192V218H194ZM233 217H235L236 219L233 218ZM252 217H254V218L257 217V219L253 220ZM114 218H116V220H115ZM117 218H118L119 220H117ZM128 218H129V220H128ZM130 218H131V220H130ZM144 218H146V219H144ZM159 218H161V219H159ZM165 218H167L168 220L165 219ZM169 218L172 219V220H171L172 222L169 220ZM209 218H210V219L212 218V219H211L212 221H211ZM238 218H240V220H239ZM244 218H245V219H244ZM251 218H252V219H251ZM79 219L82 220V219H84V218H78V221H79ZM86 219H88V218L85 217L84 222L86 221ZM134 219H136V221H135ZM151 219H154V221H152ZM162 219L164 220V222H163ZM178 219H182V220H184V221H186V220L188 219L189 222H190V220H192V221H191L192 223L190 224L188 221H186V222H188V224H187L186 222L184 223V221L180 220L181 222H183V223L181 224V223L178 221ZM202 219H204V221H205V219L210 220L212 223L209 222V221H208V223H211V225H210V224L208 225V223H206L207 221L204 222ZM234 219H235V220H234ZM120 220H121V221L123 220L125 223H128V224L125 225V223H124V222L121 223ZM139 220L142 221V223H141ZM145 220H149V221H145ZM157 220H158V221H157ZM195 220H196V221H195ZM250 220H253V221H250ZM262 220H263V221H262ZM111 221L113 222V224H112ZM116 221H117V222H116ZM126 221H127V222H126ZM131 221H132L133 224L131 223ZM134 221H135V222H134ZM168 221H169V222H168ZM202 221H203V223H202ZM243 221H244V222H243ZM245 221H246V222H245ZM254 221H255V224H254ZM76 222H77V220H76ZM115 222H116V223H115ZM119 222H120V223H119ZM144 222H146L147 225H145ZM147 222H148V223H147ZM152 222H153V223H152ZM167 222H168V223H167ZM170 222H171V223H174L175 225H170V224H171ZM175 222H176V223H175ZM177 222H178L179 224H177ZM260 222H262L263 225L260 224ZM143 223H144V224H143ZM154 223H155V224H154ZM156 223H157V224H156ZM198 223H199V224H198ZM204 223H206L207 226H206V224H204ZM227 223H228V224H227ZM111 224H112V225H111ZM116 224H117V225H116ZM123 224H124V225H123ZM131 224H132V226H131ZM135 224H136V225H135ZM138 224H140V226H142V227H141V228H142L141 230H140V229H137V226L140 228V226H139ZM142 224H143V225H142ZM152 224H154V225L151 226ZM163 224H164V225H163ZM180 224H181V226H180ZM229 224H230V225H229ZM245 224H246L247 226H246ZM253 224H254L255 226H253ZM258 224H260V226H257ZM120 225H122L123 227L120 226ZM127 225H128V226H127ZM185 225H187V226H185ZM191 225H192V227H191ZM199 225H200V226H199ZM204 225H205L206 227H205ZM236 225H237V226H236ZM244 225H245V226H244ZM261 225H262V226H261ZM119 226H120V227H119ZM124 226H126V227H124ZM129 226H130L133 230L130 229ZM143 226H145L146 228L143 227ZM157 226H158V227H157ZM163 226H164V227H163ZM170 226H171L172 228H170ZM174 226H175V227H178V228L175 229ZM189 226H190V228H189ZM193 226H194V227H193ZM208 226H209V227H208ZM210 226H211V227L213 226V227L215 228V231H216V232L213 230L214 228L212 227V228H213V229H212ZM256 226H257L258 228H257ZM152 227H153V228H152ZM162 227H163V229H164V228H166V229L163 230ZM167 227H169L170 229H168ZM183 227H184L185 229H184ZM201 227H202L204 230L202 229V231H201ZM204 227H205V228H204ZM228 227H229V228H228ZM244 227H245V228H244ZM252 227H256V228H252ZM260 227H261V228H260ZM118 228H119V229H118ZM120 228H121V229H120ZM122 228H124V229H122ZM128 228H129L132 232L129 231ZM186 228H189V231H190V229H192L193 231L191 230V231L189 232ZM197 228H200V229H198V230H199L200 232H202L203 234L206 235V233H207L206 236H208V231L212 229V231L215 232V236H216V237H213V238H212V237H209V236H208L209 238H206L202 233L196 231ZM206 228H209V229H207L208 231L206 230ZM242 228H243V229H242ZM115 229H116V228H115ZM126 229H128V231H126ZM136 229H137V230H136ZM144 229H145V231H144ZM174 229H175V230H174ZM231 229H232L233 232H234L233 234L231 233V231H232ZM258 229H259V230L261 229V231H259ZM118 230H119V233H118ZM121 230H125V231H126V234H125L124 231H121ZM155 230H156L158 233H157ZM165 230H166V231H165ZM171 230L174 231V232H172ZM194 230H195V231H194ZM217 230H218L220 233H222V234H220ZM251 230H252V232H251ZM253 230H254V232H256V233H254ZM255 230H256V231H255ZM111 231H113L114 233L111 232ZM134 231H135L136 233H135ZM137 231H139L140 233L137 232ZM168 231H169V232H168ZM179 231H180V232H179ZM181 231H182V232H181ZM205 231H206V232H205ZM221 231H222V232H221ZM226 231H227V232H226ZM110 232L112 233L111 235L114 236V237H108ZM116 232H117L118 235L115 234ZM123 232H124V233H123ZM133 232H134L136 235H138V237H140V236H141V237L138 238L137 236H136V237L133 236V234H134ZM155 232H156V234H157L158 236H157V235L155 236ZM166 232H168V233H166ZM186 232H188V233L186 234ZM223 232L225 233V235H224ZM250 232L253 233V234H252V237L249 236V235H251ZM257 232H258L259 234H258ZM261 232H262V233H261ZM107 233H108V234H107ZM159 233H161V234H159ZM170 233H171L172 239H171V236H169ZM172 233H173V234H172ZM191 233H193L192 236H190ZM198 233H200L201 236H202L203 238L205 237L204 239H205L206 241H205V240H204V239H203ZM217 233L219 234V235H218L219 237L221 236L220 238L223 240V242H222V240H221L219 237H217ZM106 234H107V236H106ZM120 234H122V235L120 236ZM124 234H125V235H124ZM135 234H134V235H135ZM139 234H140V236H139ZM165 234H167V235H165ZM180 234H182V235H180ZM183 234H184V238H183ZM185 234H186L187 236H185ZM248 234H249V235H248ZM256 234H257L258 236H257ZM263 234H264V233H263ZM111 235H110V236H111ZM144 235H145V236H144ZM163 235L165 236V240L163 239V238H164ZM179 235H180V236H179ZM188 235H189L190 237H189ZM223 235H224V236H223ZM254 235H255L256 237L260 238V240H261L262 242L256 240V237H255ZM105 236H106V237H105ZM124 236H125V237H124ZM143 236H144V237H143ZM146 236H149V238L152 237V238H150L151 242H150V240L146 239V238H148V237H146ZM175 236H177V237H175ZM181 236H182V237H181ZM193 236H194L195 238H192ZM198 236L201 237V238H200V239H197V241H196V238H197ZM253 236H254L255 238H254ZM260 236H261V237H260ZM107 237H108V238H107ZM116 237H117V238H116ZM120 237H121L122 239H121ZM154 237H155V240H156V241L154 240ZM158 237H159V238H158ZM161 237H162V238H161ZM168 237H169V238H168ZM173 237H174V238H173ZM178 237H181V238H182V239H181V238H179V239H180L181 241L183 240V241L181 242V244L183 243L184 245H183V244H182V245L180 244V240L178 239ZM188 237H189L190 239H189ZM199 237H198V238H199ZM249 237H250V238H249ZM262 237H263V238H262ZM103 238H104V239H103ZM105 238H106L107 240H106ZM112 238L115 240V242L113 241ZM118 238H119V239H118ZM129 238H130V239H129ZM132 238H133V239H132ZM135 238H136V243H135V240H134ZM137 238H138V241H137ZM141 238H142V239H141ZM143 238H145L146 240L143 239ZM160 238H161L162 240H161ZM166 238H167V240H168L169 242L166 240ZM211 238H212L213 241L211 240ZM214 238H215V239H214ZM252 238H254L253 240H254V241H257V243L259 242L258 246H256V245H257L256 242H254L253 240H251ZM258 238H257V239H258ZM109 239H112L113 242L111 241V243H110V240H109ZM116 239H117V240H116ZM139 239H140L141 242L139 241ZM152 239H153V240H152ZM169 239H171V240H169ZM175 239H176V240H175ZM186 239H187V240H186ZM202 239H203V240H202ZM216 239L219 240V243H220L219 247L222 246L223 249L225 248V253L223 252V251H224L223 249H222L223 251L220 249V251L222 252V254H220L219 252L217 253V252H216V249H214L215 247H218V242H214V240H216ZM132 240H133L134 242H133ZM142 240H143V241H142ZM163 240H164V241H163ZM188 240H189V241H188ZM191 240H194V241H191ZM207 240H210V242L207 241ZM217 240H216V241H217ZM220 240H221L222 243L220 242ZM247 240H248V243H249V244H247ZM103 241H104V242H103ZM105 241H107L108 243L105 242ZM144 241H145V242H144ZM146 241H149V242H146ZM166 241H167L168 243L171 242L170 244H171V245L173 244L175 247L172 245V246L174 247V248L172 249V248H171L172 246H171L170 244H168ZM175 241H176L177 244L175 243ZM178 241H179V242H178ZM251 241L254 242L256 245L254 246V243H252ZM77 242H78V244L76 245ZM82 242H83V243H82ZM129 242H128V243L126 242L125 244L128 245ZM137 242H138V243H137ZM139 242H140V243H139ZM142 242H143V245H142ZM154 242H158V244H157V243H154ZM185 242H186L187 244H186ZM190 242H191V243H190ZM211 242H213L214 245H216V246H214L213 244H211V246H212V245H213V246L210 247L209 244H210ZM103 243H104V245H103ZM109 243H110V244H109ZM134 243H135L136 245H135ZM162 243H163V244H162ZM215 243H216V244H215ZM250 243H252L253 246H252ZM261 243H262V244H261ZM81 244H82V245H81ZM83 244H84V245H85V244L88 245V247H87L86 245H85V246H86L87 248L84 247ZM93 244H94V245H93ZM146 244H147V245H146ZM149 244H151V245H149ZM156 244H157V246L155 247ZM175 244H176V245H175ZM188 244H189V245H188ZM190 244H191V245H193V244L195 245V246L193 245L194 249H193L192 246H190ZM198 244H199V245H198ZM153 245H154V247L152 248ZM167 245H168V246L170 245V246H169L170 248H169ZM180 245H181V247H179ZM197 245H198V246H197ZM93 246H94V248L96 247V249H93ZM102 246H103V247H102ZM145 246H146V247H145ZM159 246H160L161 249L159 248ZM176 246H177V247H176ZM187 246H188V247L190 246L189 249H188ZM259 246H261V247H259ZM262 246H263V247H262ZM1 247H3V245H2ZM4 247H5V246H4ZM4 247H3V248H4ZM67 247H68L67 249H69L70 246H67ZM142 247H143V248H142ZM178 247H179V248H178ZM185 247H186V248H185ZM191 247H192V249H191ZM219 247H218V248H219ZM222 247H221V248H222ZM254 247H255V248H254ZM83 248H84V250H85V249H87V250L84 251ZM141 248H142V251H141ZM146 248H150V249L148 250V249H146ZM155 248H156V249H155ZM176 248H177L178 250H176ZM182 248H183V249H182ZM184 248H185V249H184ZM195 248H196V249H195ZM252 248H253V249H252ZM259 248H260V250H261V248L263 249V250H261V254H260V250H259V251L257 250V249H259ZM99 249H100V250H99ZM186 249L190 250V252L187 250L188 252L185 253L184 250H186ZM255 249H256V250H255ZM70 250H71V249H70ZM77 250H76V251H77ZM97 250H99V251H97ZM144 250H145V251H144ZM168 250H169V251H168ZM172 250H173V251H174V250H176V251L183 250L184 252H183V251H181V252L179 251V252L176 253L175 251L172 252ZM211 250H212V251H211ZM31 251H32V250H31ZM31 251H30V253L28 252L29 254L27 253V254H26L25 256H23V257H22V256H20V258L18 257V259H20L19 261L22 262V263H24V260L27 261L26 259H28L27 262H30V261H32V260H31L32 255H33V256H36V257H33V260H37V259H38V261H39V259H40V261L43 260L40 256H39L40 258H38L37 255H36L35 253L33 254L34 250L32 251V253H31ZM86 251H88V252H86ZM170 251H171L172 253H171ZM192 251L194 252V254H193ZM214 251H215V252H214ZM247 251H246V252H247ZM252 251H253V252H252ZM78 252H80V250H79ZM94 252H93V253H94ZM168 252H169V253H168ZM208 252H210V253L208 254ZM262 252H263V253H262ZM73 253H75V252H73ZM73 253H72V254L69 253L70 256H69L68 259L71 260V263L74 262V261L72 260V257H74L75 254H73ZM86 253H87V254H86ZM93 253H92V254H93ZM141 253H142V254H141ZM174 253H175V254H174ZM180 253H181V254H180ZM199 253H200V254H199ZM212 253H213V254H212ZM52 254H53V255H52ZM52 254L50 255V253H49V255H47L46 258L49 259V262H50V261H53L54 263H53V262L48 263V261L45 259V260H43V261H44V264H51V263H52V264H56V263H57V264H60V263H58V262H60V261L62 260V259H60V261H59V258H61V257H58V254H56V256H55L54 253H52ZM69 254H68V255H69ZM140 254H141V255H140ZM146 254H147V255H146ZM170 254H171V255H170ZM178 254H179V256H177ZM190 254H192V257H193V258H194V255H196V254H197V255L199 254V255H198V256L196 255L195 259H193V258H191V255H190ZM210 254H211V256H210ZM262 254H263V255H262ZM30 255H31V257H30ZM73 255H74V256H73ZM142 255H143V256H142ZM166 255H167V256H166ZM185 255H186V256H185ZM200 255H201V256H200ZM218 255H219V256H218ZM224 255H225V257H222V256H224ZM48 256H49V257H48ZM52 256H53V258H51ZM89 256H90V255H89ZM127 256H128V255H127ZM140 256H141V257H140ZM161 256H162V257H161ZM182 256L185 258V261H184V259L182 258ZM215 256L217 257V259H216ZM232 256H233L234 258H232ZM254 256H255V255H254ZM70 257H71V258H70ZM137 257H140V259H138ZM142 257H143V258H142ZM153 257H154V258H153ZM175 257H177V258H175ZM178 257H179V258H178ZM197 257H198V258H197ZM199 257H200V258H199ZM25 258H26V259H25ZM29 258H30V259H29ZM35 258H36V259H35ZM55 258H56V259H55ZM190 258H191L193 261H192ZM223 258H224L225 260H224ZM22 259H23V260H22ZM52 259H53V260H52ZM54 259L56 260V262L54 261ZM171 259H172V260H171ZM188 259H189L190 261H188ZM233 259H234V260H233ZM29 260H30V261H29ZM57 260H58V261H57ZM70 260H65V261H66V264H70V263H69ZM140 260H141V262H140ZM164 260H165V261H164ZM218 260H219V261H218ZM221 260H222V262H220ZM237 260H238V259H237ZM152 261H153V262H152ZM174 261H175V263H174ZM191 261L194 262V263H192ZM238 261H240V263H238V262L236 261L237 264H245V263L247 264L246 261H243V260H242V261H241V260H238ZM262 261H263V262H261V264H264V260H262ZM61 262H63V261H61ZM75 262H76V261H75ZM75 262H74V264H75ZM223 262H224V263H223ZM76 263H77V262H76ZM236 263H233V264H236ZM62 264H63V263H62ZM77 264H78V263H77ZM112 264H114V263H112ZM156 264H157V263H156Z\"/></svg>", "mask_w": 264, "mask_h": 264}]
</instances>
